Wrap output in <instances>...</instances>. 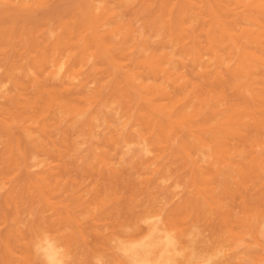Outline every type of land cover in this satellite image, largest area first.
Returning a JSON list of instances; mask_svg holds the SVG:
<instances>
[{
  "label": "rangeland",
  "instance_id": "1",
  "mask_svg": "<svg viewBox=\"0 0 264 264\" xmlns=\"http://www.w3.org/2000/svg\"><path fill=\"white\" fill-rule=\"evenodd\" d=\"M17 1H19V2H17ZM35 1H38V0H0V24L2 25H0L2 28H0V30H2V33H3V36H4V38L5 39H3V36H2V33H1V31H0V41H2V42H0L1 44H0V75L1 76H3V77H5V79L7 80H4V78H2V77H0V80H1V78L3 79V81L1 82L0 81V114L1 113H4V115L1 117L0 116V151L2 150V152H0V163L2 162V165H0V167H2V168H0V174H1V176H0V201H1V203H0V225L2 224L3 225V222H6L3 226L1 225L0 226V236H1V238H0V247H1V249H4L6 246H8V247H6L3 251L0 249V262L2 263H4V264H8V263H11V264H20L19 263V261L18 260H20L21 258H20V256L22 257V258H24V259H22L21 261H22V263L21 264H25V262H23V261H26L27 260V262H26V264H35V261H36V264H50L49 262H48V260H47V258L46 259H43V255H46V253H44V252H46V251H44V250H46V248H48V247H52L54 250H55V252H56V248L58 249L57 250V252H56V255L57 254H59L58 252H61L58 256L60 257H62V256H64V258L65 259H63L62 260V258H57V260L59 259V260H61L60 261V263L57 261V262H55L56 264H84L83 262H86L85 264H106V262H107V264H121V263H123V264H133V259L131 258V257H129V254L130 253H128V251L125 249V245H126V243H127V245L126 246H128V244L129 245H134L133 243H137V242H144L145 240H146V237L149 235V234H152V236H153V234H154V237H153V247H152V251H153V255H157V252H159L158 253V255L161 253L160 251H161V245L163 244V243H165L166 241H169V240H171V241H169V242H171V244H173L174 242H173V240H175V244L177 245V246H174V247H172L171 246V250H172V255H173V253H174V255L172 256L171 255V260L173 261V259L175 258H177L176 260L174 259V261L175 262H173V264L174 263H176L177 262V264H178V262H179V264H180V262L182 261V260H184V261H182V263L181 264H184L185 262V264H200L199 262H201L202 263V261L204 260V261H207L208 263H206V262H203V264H209L210 262H212V263H210V264H219V262H221L222 264H224V262H225V264L226 263H228V260L229 259H232V260H230L229 261V263L228 264H236L237 262H236V260L238 261V263L237 264H241V263H243V264H253V261H255V262H258V261H260V262H258L259 264H264V258H263V256H264V230L262 231V229H263V227H264V206H262V204L264 205V200L262 199V197L264 198V157L262 158L261 157V155H263L264 156V141H262V142H260V141H257V140H261V138L263 137V136H261V134L264 132V51H262L261 49H263V48H260V47H264V43H263V41H264V20H262V19H264V0H262V2H261V0H242V1H240V0H224V1H222L223 3L226 1L228 4H226V5H224L223 6V3L220 1V0H214V2H213V0H211V1H209V0H200V2H199V0H188L189 1V4H190V2H191V7H190V5L188 4L187 5V0L185 1V0H181V3H182V1H183V3H182V6H181V3H180V0H172V1H174L172 4L170 3V1L171 0H169L168 2H167V0L165 1V0H144L145 2H143V0L142 1H138V0H128V1H130V2H133L134 4H131V3H128V1H126V3L124 2V0H122V1H119L118 2V0H116V2H117V5H119V6H116V5H114V4H116V2H115V0L114 1H111V2H109V4H110V7H111V5H112V3H113V5H114V7H113V5H112V8H110V7H108V3L106 2L107 0H54V2L55 1H58V2H55V5H54V2H52L51 0H39L38 2H40V4H41V6L39 7L38 6V2H36L35 3ZM44 1H46V3L49 5L48 7H44V6H47V4L46 3H41V2H44ZM74 1V2H73ZM80 1H82L80 4H77V3H79ZM99 1V2H98ZM106 2L105 4H101L100 2ZM110 1V0H109ZM151 1H153V2H151ZM160 3H162V4H160L161 5V8H160V5H159V2ZM164 1H165V3H164ZM171 1V2H172ZM196 1H198V2H196ZM216 1H220L221 2V5L222 6H220L219 5V2L217 3ZM243 1H244V3H243ZM249 1V2H248ZM21 2V3H20ZM24 2V3H23ZM26 2V3H25ZM27 2H29V4L27 3ZM64 2H66V3H64ZM69 2V3H68ZM121 2V3H120ZM141 2V3H140ZM151 2V3H150ZM195 2V3H194ZM202 2H203V4H202ZM209 2H210V4L212 5H209ZM212 2V3H211ZM225 2V3H226ZM260 2H261V4H260ZM12 3V4H11ZM19 3V4H18ZM31 3V4H30ZM53 5H52V4ZM59 5H58V4ZM72 3V4H71ZM137 3V5L138 4H140V5H138L136 8H135V4ZM145 3H147V4H145ZM148 3H149V5H148ZM154 3H156L155 5H157V3H158V5H159V7H158V5H157V7L155 6V5H153ZM168 3V4H167ZM176 3V4H175ZM197 3H199V4H202V5H197V7L194 5V4H197ZM215 3V5H213ZM224 3V4H225ZM230 3V4H229ZM239 3V4H238ZM240 3L242 4L241 6L244 8V11L243 12H245V13H243L242 12V10H243V8L240 6ZM249 3H250V5H251V3H253L255 6H256V8H255V6L253 7V4L250 6L249 5ZM3 4V5H2ZM5 4V5H4ZM37 4V5H36ZM50 4H51V6H50ZM67 4H69V5H67ZM124 4V5H123ZM126 4V5H125ZM150 4H151V6H150ZM185 4V5H184ZM231 4H233V5H231ZM260 4V5H259ZM8 5V6H7ZM34 5V6H33ZM128 5V6H127ZM134 5V6H133ZM141 5H142V7H141ZM165 5V6H164ZM179 5V6H178ZM228 5V6H227ZM1 6L4 8V9H2L1 8ZM36 6H38L37 8H36ZM57 6H58V8H57ZM73 6V8H71ZM87 6V7H86ZM102 6V7H101ZM117 8H116V7ZM169 6V7H168ZM205 6H207V8L209 9L210 8V6L214 9V11L216 12H210V11H212L211 9H209L210 11H208L207 10V8L205 7ZM230 6V7H229ZM234 6V7H233ZM236 6V7H235ZM245 6V7H244ZM246 6H248L247 7V10H245L246 9ZM250 6V7H249ZM9 7L10 8H12V9H9ZM34 9H33V8ZM56 7V9H53V8H55ZM64 7V8H63ZM65 7H66V9H65ZM69 7V8H68ZM77 7H79V8H77ZM81 7V8H80ZM84 7L86 8V10L84 9ZM99 7L101 8V9H99ZM107 7V8H106ZM120 7H123V8H125V7H127V8H125L124 10H122ZM134 7V8H133ZM149 7V8H148ZM150 7H151V10H152V12H151V10H150ZM166 8V9H164V8ZM173 7V8H172ZM178 7V8H177ZM182 7H185L184 8V10H183V8ZM198 7H200V10H201V8L203 9V10H198L199 8ZM219 8V9H216V8ZM220 7H223L222 9L220 8ZM225 7V8H224ZM227 7V8H226ZM233 9H232V8ZM238 7V8H237ZM241 7V8H240ZM7 8V9H6ZM21 8H23L24 10H22ZM96 8V9H95ZM103 8H105V9H103ZM110 8V9H109ZM114 8V10H112ZM130 8V9H129ZM133 8V10H131ZM142 8V9H141ZM158 10H157V9ZM170 8V9H169ZM236 8V9H235ZM239 8H240V10H239ZM254 10H253V9ZM261 8V9H260ZM9 9V10H8ZM27 9V10H26ZM58 9H59V11H58ZM80 9V10H79ZM90 9V10H89ZM91 9H94V10H92L91 11ZM103 9V10H102ZM106 9H108V10H106ZM115 9L116 10H118L119 9V13L118 12H116L115 11ZM121 9V10H120ZM134 9H140L141 10V12H138V10H134ZM167 9H169V11L167 10ZM185 9H186V11H188L187 13H185L186 11H185ZM196 9V10H195ZM206 9V10H205ZM226 9V10H225ZM232 9V10H231ZM235 9V10H234ZM249 9V10H248ZM252 9V10H251ZM256 9H260V10H256ZM2 10V11H1ZM6 10V11H5ZM41 10V11H40ZM43 10H44V12H43ZM48 10V11H47ZM55 10V11H54ZM96 10H98L99 12L98 13H96ZM101 10V11H100ZM131 10V11H130ZM139 10V11H140ZM160 10H163L162 12L160 11ZM171 10V11H170ZM173 10V11H172ZM180 10H182V11H180ZM224 11V12H226V13H222V11ZM238 11V14H237V11ZM253 11V12H251V11ZM8 11H10L9 13H7ZM60 11H61V13H60ZM90 11H91V13H90ZM103 11V12H102ZM110 11H112V13L109 12ZM123 13H122V12ZM129 11L130 12H134L132 15L133 16H131V13L129 14ZM158 11H160V12H158ZM167 11V12H166ZM177 11V12H176ZM179 11V12H178ZM184 11V12H183ZM198 11H200L201 12V14L202 15H200V12H198ZM203 11V12H202ZM231 11H234L232 14H231ZM256 11H260V13L263 15H259V12H258V14H257V12ZM263 11V12H262ZM14 13L15 12V14L13 15V14H10V13ZM53 14H52V13ZM82 12V13H81ZM110 14H108V13ZM126 12H128V14L127 15H123L124 13H126ZM165 12V14H163ZM173 12V13H172ZM185 13L186 14V16H188L187 17V19H185V15L183 14V13ZM204 12H206V13H204ZM207 12H209V14L207 13ZM229 12V13H228ZM249 12V13H248ZM7 13V14H6ZM32 13L34 14V16L32 15ZM44 13H46V14H44ZM47 13H48V16H47ZM118 13V14H117ZM138 13V14H137ZM148 13H149V15L150 16H148ZM156 13V14H155ZM173 15H175V16H177V18L175 19V16H173ZM204 13V14H203ZM228 13V14H227ZM236 13V14H235ZM241 13V14H240ZM255 13V14H254ZM5 14V16H3ZM52 14V15H51ZM89 14V15H88ZM96 14V15H95ZM99 14V15H98ZM112 14V15H111ZM120 14V15H119ZM155 14V15H154ZM162 14V15H161ZM178 14H180V15H178ZM194 14V15H193ZM218 14V15H217ZM220 14V15H219ZM224 14V15H223ZM226 14V15H225ZM234 14V15H233ZM239 14H240V16H239ZM254 14V15H253ZM7 15V16H6ZM26 15H27V17H26ZM38 15H40V16H38ZM73 17L74 18V16H75V18L73 19H71V17ZM93 15V16H92ZM98 15V16H97ZM116 15H117V17H119V16H121V15H123V16H121V17H119V18H117L116 17ZM119 15V16H118ZM138 15V16H137ZM231 15V16H230ZM239 17H238V16ZM244 17H243V16ZM254 17H256L257 18V16H258V20L256 19V18H254ZM30 16V17H29ZM44 16V17H43ZM84 16L86 17V19L84 18ZM100 16V17H99ZM111 16V17H110ZM135 16V17H134ZM137 16V17H136ZM152 16H155V17H152ZM165 17V18H161V17ZM180 16V17H179ZM181 16H183L182 18H181ZM200 16H201V18H203L204 20L205 19H207V20H205L204 22H202L201 23V21H203V19H201L200 18ZM207 16H210V18L209 17H207ZM211 16H212V18H211ZM215 16H217L216 17V19H214L215 18ZM218 16H220V18H222L223 16H224V18H222V19H220L219 18V20H218ZM225 16H226V18H227V21H226V23H225V21L224 20H226V18H225ZM227 16H230V17H227ZM237 16V17H236ZM242 16V17H241ZM247 17V19H245L246 17ZM251 16L254 18H251ZM35 17V18H34ZM37 17V18H36ZM67 17H68V19H69V21H67ZM94 17V18H93ZM96 17V18H95ZM101 17H103V18H101ZM108 17V18H107ZM113 17V18H112ZM123 17V18H122ZM131 17L132 18H134L133 20H131ZM139 17L141 18V23L140 22H138V20L140 21V19H139ZM189 17H191L190 19L191 20H189ZM204 17H206V18H204ZM232 17V18H231ZM11 18V19H10ZM21 18V19H20ZM39 18V19H38ZM42 18V23H41V21H40V19ZM44 18H46V20H44ZM49 18V19H48ZM78 18H81L80 20H79V22H80V24H79V22L78 23H76V21H78ZM82 18H83V20H85V21H83L82 20ZM91 18H92V21H91ZM100 18H101V20H100ZM105 18V19H104ZM112 18V19H111ZM115 18V19H114ZM129 18V20L128 21H126L127 19ZM144 18H147V21H146V19H145V21H144ZM230 18V19H229ZM259 18H260V22H259ZM6 20V22L4 21V22H1V20ZM10 19V20H9ZM14 20V21H11V20ZM16 19V20H15ZM30 19V20H29ZM36 19V20H35ZM109 19V20H108ZM117 19V20H116ZM119 19V20H118ZM162 19V20H161ZM194 19V20H193ZM200 19V20H199ZM209 19H210V21H209ZM211 19H214V21L215 20H218L217 22V24H216V21L213 23V25H212V23H211V25H212V29L214 28L215 30H216V32L214 31V33H215V35H216V38L218 37V38H221V39H219L220 40V43H221V40H222V42L224 41V42H226L227 40H228V45H227V42L226 43H221L222 44V46H221V44L219 45V40L218 39H216L215 37H214V33L213 32H211L212 31V29L210 28V22H211ZM229 19V20H228ZM22 21V22H18V21ZM25 20V21H24ZM31 20H33V22L31 21ZM72 20V21H71ZM159 20H161V21H159ZM184 20H186V21H184ZM234 20L237 22V21H239V23L237 22V23H235L234 22ZM248 20H251L249 23L250 24H248V23H246V21L248 22ZM17 23H16V22ZM65 21V22H64ZM83 21V22H82ZM87 21V22H86ZM95 21V22H94ZM100 21V22H99ZM102 21V22H101ZM106 21V22H105ZM126 21V22H125ZM137 21V22H136ZM181 21V22H180ZM209 23V26L207 25V27H206V25L205 24H208L207 22ZM220 21V22H219ZM244 21V22H243ZM252 21H254L255 23H253V24H255L256 25V27L254 28V27H252ZM16 24H18V25H16ZM26 22H28V23H26ZM32 24H30V23ZM36 22H39V23H36ZM63 22V23H62ZM71 22H72V24H71ZM86 22V23H85ZM92 22V23H91ZM93 22H94V25H93ZM106 24L107 23V25H105L104 23ZM120 22H122L121 24H120ZM124 22H125V24H124ZM129 22V24H127ZM155 22V23H154ZM176 22V23H175ZM206 22V23H205ZM213 22V21H212ZM222 22V23H221ZM11 23V24H10ZM22 25H21V24ZM28 24V26L26 25V24ZM33 23H34V25H33ZM67 23V24H66ZM70 25H69V24ZM74 23V24H73ZM83 23V24H82ZM137 23H138V25H139V27H142L143 28V30L145 31H143L141 28H139V27H137L138 25H137ZM185 23V24H184ZM225 23V24H224ZM229 23H230V25L231 26H229ZM234 23V24H233ZM243 25H242V24ZM78 26H77V25ZM96 24V25H95ZM98 24H100V30H101V32L100 33H102V30H103V32H105V31H108V32H105V33H102V35L100 34L99 35V32H98V35L100 36H98L97 38H96V41L98 42V41H100L98 44H97V42H95L94 43V41H95V37H94V40L89 36V35H87V36H85V34L88 32V33H90V30L91 29H89L88 27H97V30H99V25ZM112 24V25H111ZM119 24V25H118ZM147 25V29L145 28L146 27V25ZM168 24H169V26H170V28L168 27ZM172 24H174L173 26H171ZM179 24H181L180 25V27L181 28H179ZM201 24L202 25H204L203 27L201 26ZM216 24V25H215ZM220 24H222V25H220ZM248 24V27H250V25H251V28L253 29H249L248 27L247 28H245L246 27V25ZM5 25H7V27L5 26ZM8 25H10V26H8ZM11 25H12V27H11ZM20 25V27H21V29L19 30V28L20 27H17V26H19ZM64 25V26H63ZM68 26V28H67V26ZM71 25H73L72 27H70ZM75 25V26H74ZM82 25V26H81ZM85 25V26H84ZM88 25V26H87ZM90 25V26H89ZM92 25V26H91ZM104 25L105 26H107V27H109V28H105L104 27ZM109 25V26H108ZM125 25V26H124ZM133 25H135L136 27H137V29H136V27L135 26H133ZM178 25V26H177ZM220 25V26H219ZM255 25H253V26H255ZM260 27H259V26ZM261 25H262V27H261ZM25 26H27V28L25 29ZM30 26H31V28H30ZM35 26V27H34ZM36 26H38V27H36ZM42 26V27H41ZM66 26V27H65ZM128 26V27H127ZM145 26V27H144ZM200 28V26H201V29H199L198 27ZM215 26V27H214ZM218 26V27H217ZM222 26V27H221ZM244 26V27H243ZM5 27V28H4ZM8 27H11L12 29H13V31H14V33L13 32H11V28H10V31L8 32V30H9V28ZM29 27V28H28ZM43 27H44V29H43ZM73 27L75 28V29H73ZM110 27H111V29H110ZM119 27V28H118ZM135 27V28H134ZM209 27V28H208ZM219 27L221 28V29H219ZM225 27V28H224ZM230 27H231V29H233V34H232V36L230 37V34L232 33L231 32V30H230ZM260 29H259V28ZM8 28V30H3V29H7ZM18 28V29H17ZM36 28H38V29H36ZM42 28V29H41ZM54 28H56V29H54ZM58 28V29H57ZM85 28V29H84ZM104 28V29H103ZM121 28V29H120ZM123 28V29H122ZM129 30H128V29ZM130 28L132 29V31L130 30ZM138 28H139V31H137L138 30ZM157 28V29H156ZM168 28V29H167ZM173 28V29H172ZM174 28H175V30L176 31H174ZM207 29V30H205V29ZM228 28V29H227ZM33 29V30H32ZM67 29L69 30L68 32H66V34L65 35H63V33H65V31H67ZM119 31H118V30ZM136 29V30H135ZM146 29V30H145ZM200 31H199V30ZM203 29H204V32H203ZM223 29V30H222ZM255 29V30H254ZM256 29H258L257 30V32H256ZM18 30V31H17ZM23 30H25V32H27V33H24V31ZM37 30H39L38 31V33H37ZM73 30V31H72ZM80 30H81V33H80ZM85 30V31H84ZM112 32H110V31ZM114 30V31H113ZM125 30H126V35L127 36H123V34L125 35ZM134 30V31H133ZM148 30V31H147ZM185 30V31H184ZM193 30H195V31H199L200 32V35H199V32H195V31H193ZM225 30V31H224ZM251 30V31H250ZM261 30H263V31H261ZM23 31V32H22ZM33 31H34V33H33ZM76 31H78V34H77V32ZM118 31V32H117ZM123 33H122V32ZM135 31H137V32H135ZM142 31V32H141ZM162 31H163V33H162ZM166 31V32H165ZM180 31L181 32H185L184 34L183 33H180ZM237 31V32H236ZM4 32H6V33H4ZM7 32H8V34H9V36H8V34H7ZM20 32H22L20 35H24V36H20L19 35V33ZM72 32V33H71ZM75 32H76V34H75ZM132 32H134V34L132 33ZM140 32V33H139ZM172 32H174V34L176 35H174ZM176 32V33H175ZM188 32V33H187ZM203 32V33H202ZM207 32H210L209 34H210V37H211V35H213L211 38L208 36V38H206L207 37V35H204V33L205 34H207ZM218 32H219V34H218ZM223 32H225L224 34H223ZM230 33V34H228V33ZM238 34V35H236V33ZM247 32L250 34V32H251V36L249 35V34H247ZM260 32V33H259ZM11 33V34H10ZM12 33H13V35H12ZM43 33V34H42ZM70 33L72 34L71 36H76V38H74V37H70ZM84 33V34H83ZM87 33V34H88ZM117 33V34H116ZM119 33V34H118ZM120 33L122 34L121 35V37H120ZM138 33V34H137ZM147 33V34H146ZM188 34V36H187V39L185 38L186 36H185V34ZM194 33H196V35L194 34ZM257 33V34H256ZM258 33H259V35H262V36H260L259 37V35H258ZM27 34H29L28 36H27ZM41 34V35H40ZM44 34H46V35H44ZM62 34V35H61ZM75 34V35H74ZM108 34V35H107ZM111 34V35H110ZM114 34H115V36H114ZM146 34V35H145ZM174 35V36H170V35ZM208 34V35H209ZM10 35H12L11 37H10ZM14 35H16V38H15V36ZM17 35H18V37L19 38H17ZM83 35L85 36L84 38H83ZM103 35H104V37H103ZM105 35H106V37H108V38H106L105 37ZM117 35V36H116ZM147 36V37H145V36ZM161 35V36H160ZM180 35H181V37H180ZM218 35V36H217ZM221 35V36H220ZM234 35V36H233ZM240 35V36H239ZM242 35V36H241ZM244 35H245V37H244ZM248 35H249V37H250V40L252 41L253 39L255 40V41H252V42H249V40H246V39H249L248 38ZM258 35V36H257ZM42 37V38H40V37ZM67 36V37H66ZM79 36H80V38H79ZM119 36V37H118ZM123 36V37H122ZM151 36H153V37H151ZM169 36V37H168ZM179 36V37H178ZM201 36H203L204 38H202ZM223 36V37H222ZM235 36H237V37H235ZM39 37V38H38ZM87 37H88V39H87ZM198 37V38H197ZM201 37V38H200ZM226 37V38H225ZM252 37H256V38H253L252 39ZM257 37H258V39H257ZM9 38L11 39V41L12 42H10V40H9ZM25 38V39H24ZM34 38V39H33ZM64 38H67V40L66 39H64ZM70 38V39H69ZM79 38V39H78ZM100 38H103V39H101V40H99ZM105 38V39H104ZM115 38H117V39H115ZM147 38V39H146ZM186 40H185V39ZM196 38L198 39V41L196 40ZM229 38V39H228ZM237 38H239V39H237ZM244 38H246V39H244ZM1 39H3V40H1ZM16 39V40H15ZM17 39H18V41H17ZM63 39H64V41H63ZM72 39H74V40H72ZM86 39V40H85ZM90 39V41H87V40H89ZM91 39L93 40V42L92 43H90L91 42ZM163 39V40H162ZM180 39H184V41H180ZM204 39V40H203ZM207 39V40H206ZM211 40V41H209V40ZM215 39V40H214ZM224 39V40H223ZM233 39V40H232ZM234 39L236 40V41H234ZM4 40H6V41H4ZM8 40H9V42H8ZM15 40V41H14ZM23 40V42H24V44H23V42L22 43H20L21 41ZM32 40V41H31ZM106 40H109L108 42H110V45H108L109 43L106 41ZM127 40V42H125ZM132 40V41H131ZM150 40V41H149ZM217 40V41H216ZM244 40H246V41H244ZM20 41V42H19ZM43 41H47V42H43ZM68 41H71V43L70 42H68ZM75 41V42H74ZM79 41V42H78ZM83 41L85 42V43H83ZM131 41V42H130ZM145 41V42H144ZM148 41V42H147ZM159 41H160V43L161 44H159ZM203 41H205V42H203ZM208 41V42H207ZM260 41V42H259ZM5 42V43H4ZM25 42H26V44H25ZM30 42H33V47H34V45H35V48H33V49H30V48H32L31 47V43ZM34 42H35V44H34ZM62 42V43H61ZM65 42H68L67 43V46L69 47H67L66 46V44H63V43H65ZM78 42V43H77ZM88 42H89V44H94L93 45V47H92V45H89L88 44ZM133 42V43H132ZM195 42H196V44H198L199 42H201V43H199L200 44V47L197 45V48H196V45H195ZM210 42V43H209ZM217 42V43H216ZM247 43V44H245V43ZM255 44H254V43ZM8 43V44H7ZM15 43V44H14ZM70 43V44H69ZM76 44V47H75V45H72V44ZM80 43L81 44H84V45H80ZM126 43V44H125ZM130 43H132V44H134L133 45V48H132V44H130ZM146 47L147 46V48H145V47H143V45ZM174 43V45H172ZM185 43H187L188 44V46H187V44L185 45V47L183 46L182 47V45H184ZM189 43H190V45H189ZM205 43V44H204ZM214 44V45H212V49L210 48H205L206 46L207 47H211V45L210 44ZM236 43H237V45H236ZM253 43V44H252ZM3 44H5V46H7L8 47V45H9V47H8V51H7V47H5ZM14 44V45H13ZM21 44V45H20ZM22 44H23V47H20V46H22ZM28 44H30V45H28ZM85 44H86V47H85ZM105 46H103V45ZM218 44V45H217ZM244 44V45H243ZM250 44H252L253 46L250 48ZM1 45H3L5 48H4V50H1V49H3V46H1ZM62 45V47H60ZM80 47H82V48H78L79 46ZM88 45V46H87ZM99 45V46H98ZM100 45H102V46H100ZM151 45H153V46H151ZM157 45V46H156ZM161 47H160V46ZM194 45H195V47H194ZM202 45H206L205 47H203ZM225 45H227L226 47H224ZM236 45V46H235ZM241 45H243V46H245V47H243L242 46V48L240 47ZM260 46V47H258V46ZM13 46V47H12ZM15 46L16 47H18L17 48V51H15L16 49H14L15 48ZM43 46V47H42ZM63 46H65L64 48H63ZM155 46V50L153 51V47ZM159 46V47H158ZM166 46V47H165ZM222 47V48H219V47ZM60 47V48H59ZM67 47V49H68V52H67V49H65ZM71 47H72V49H71ZM73 47H75L74 49H75V52H73L74 51V49H73ZM84 47V48H83ZM95 47V48H94ZM97 47V48H96ZM100 47V48H99ZM102 47V48H101ZM129 47V48H128ZM164 47V48H163ZM180 47H182L183 49L181 50V51H179L181 48ZM204 48V49H202V48ZM214 47V48H213ZM215 47H218L219 48V50H221V51H219V50H217L218 48H215ZM227 47H230L231 48V51H229L230 50V48H227ZM239 47L242 49H240L239 50ZM249 47V48H248ZM254 47V48H253ZM255 47H256V50H255ZM258 47V48H257ZM22 48H23V50H22ZM27 48V49H26ZM29 48V49H28ZM44 49V51H43V49ZM77 48V49H76ZM89 50H88V49ZM96 49L95 51L94 50H92V51H90V49ZM131 48V49H130ZM152 48V49H151ZM157 48H158V50L160 51H158L157 50ZM161 48H163V50L161 49ZM187 48V49H186ZM188 48H189V51H188ZM201 48V49H200ZM247 48L250 50H247ZM253 48V49H252ZM260 48V49H259ZM64 49V50H63ZM79 49H82V51L84 52L85 50V53H83L82 51H80ZM143 49V50H142ZM146 49V50H145ZM150 49H151V52H149L150 51ZM164 49H165V51H164ZM167 49H169V50H167ZM172 49V50H171ZM177 49H179L178 51H177ZM198 49V50H197ZM199 49H200V53H199ZM206 49H208V50H206ZM223 49V50H222ZM224 49H227V52H225L224 51ZM246 49V50H245ZM19 50H21V51H23V53H24V56L22 55V52L21 51H19ZM30 52H32L33 53V51L34 50H36L35 51V53H28V51ZM48 50V52H46ZM50 50V51H49ZM61 50V51H60ZM64 52H63V51ZM126 50V51H125ZM128 50H130L129 52H128ZM166 50H167V52H166ZM171 50V51H170ZM184 50H187V52H188V54H185V51ZM195 50H197V51H195ZM204 50V51H203ZM211 50V51H210ZM217 50V51H216ZM10 51V52H9ZM12 51H15L14 53H12ZM59 51H60V53H59ZM71 51V52H70ZM82 52L83 54L81 55V53L80 52ZM97 51V52H96ZM100 51V52H99ZM102 51V52H101ZM123 51V53H121V52ZM141 51H143L144 53L143 54H141L142 52ZM146 51H148V52H146ZM218 51H219V53H218ZM231 53V54H228V56H226L227 58H229V59H226V57H224L227 53H229V52ZM240 51V52H239ZM251 51H252V53H251ZM65 53V54H63V53ZM73 52V53H72ZM77 52H79V54L77 53ZM88 52H90V53H88ZM93 54H95L96 56H97V59L95 58L96 56L95 55H93ZM145 52H146V54H145ZM159 52V53H158ZM172 52H174V54H175V52L178 54V57H177V55H174L173 56V54H172ZM183 52H184V54H183ZM197 52V53H196ZM204 52H205V54H204ZM225 52V53H224ZM242 52V53H241ZM254 52V53H253ZM256 52V53H255ZM16 53V54H15ZM47 53V55H44V54H46ZM72 54V56H74L76 59H74V57H69V55H71ZM102 53V54H101ZM105 53V54H104ZM121 53V54H120ZM125 53V54H124ZM151 53V54H150ZM171 53V54H170ZM180 53H182V55L181 56H183L184 55V57H180ZM198 54V57L199 56H201L202 55V57H203V55H204V57H205V55H207L206 53H208V56H206V58H197V55L196 54ZM203 53V54H202ZM216 53H218V54H216ZM237 53H241V55H242V57H241V55L240 54H237ZM243 53H251L252 55V57L255 59V60H253V58H250L251 56L249 55V54H247V55H244ZM257 53H259V55L257 54ZM9 56H8V55ZM26 54H29V55H26ZM36 54V55H35ZM59 54V55H58ZM74 54V55H73ZM104 54V55H103ZM116 54V55H115ZM127 54V55H126ZM128 54H131V55H128ZM133 54V55H132ZM134 54H135V56H134ZM147 55L146 57H145V55ZM153 54V55H152ZM168 54V55H167ZM210 54V55H209ZM260 54L262 55V57H260ZM11 55H13L12 57H11ZM48 55H49V57L51 58H49V61H47V58H48ZM65 57H64V56ZM67 55V56H66ZM76 55V56H75ZM77 55H79L78 57H77ZM112 55H115V57L114 56H112ZM123 55H125V56H123ZM151 55V56H150ZM156 55V56H155ZM157 55H159L158 57H157ZM188 55V56H187ZM196 55V59L195 60H193L192 61V59L193 58H195L194 56ZM212 55V56H211ZM218 55V56H217ZM220 55V56H219ZM237 55H239L238 57H237ZM250 57H249V56ZM258 57V58H256V56ZM44 56H46V57H44ZM53 56V57H52ZM59 56H62V58H60ZM82 56H84V58H82ZM90 58H88V57ZM95 56V57H94ZM107 58V56L109 57V58H105V57ZM120 56H123L122 58H119ZM130 56V57H129ZM132 56H134V57H132ZM139 56V57H138ZM148 56H150L149 58V60L150 61H148V63H147V58H148ZM152 56H154L153 57V59H151L152 58ZM162 56V57H161ZM166 56H168V57H166ZM185 56H186V58H185ZM230 56V57H229ZM246 56H248V57H246ZM17 57V58H16ZM24 59H23V58ZM37 57V58H36ZM69 57V58H68ZM79 57L81 58V59H83L84 61L82 62V63H80V62H78L80 59H79ZM93 57H94V60H96L97 61V63H96V61H94L93 60ZM98 57H102L103 59H100V58H98ZM118 57V58H117ZM129 57V58H128ZM136 57H138L137 59H136ZM142 57H144V58H142ZM173 57V58H172ZM207 57H208V59H207ZM18 58H22L20 61L21 62H18L19 61V59ZM67 58V59H66ZM72 58L74 59V61L72 60ZM116 58V59H115ZM126 58H128V60L126 59ZM156 58V59H155ZM166 58V59H165ZM168 58V59H167ZM244 58H246V59H244ZM259 58H261L262 60H263V62H262V60H259ZM15 59V60H14ZM16 59H18V61H16ZM34 59V60H33ZM65 59H66V61H65ZM79 59V60H78ZM88 59V60H87ZM115 60V62H114V60ZM119 59V60H118ZM135 59V60H134ZM138 59H140V61L138 60ZM141 59H143V61H141ZM144 59H146V60H144ZM190 61H188V60ZM199 59V60H198ZM207 59V60H206ZM215 59H219V61L217 60V64H216V60ZM226 59V60H225ZM236 59H242V61L241 60H236ZM8 60H12V62H10V61H8ZM59 60H61V61H59ZM67 60H68V63H65V62H67ZM76 60H78V61H76ZM99 60H100V62H101V67L103 66L104 68L106 67V69H104V68H102L103 70V74H101L102 72L100 71L101 70V68H100V66H99V64H100V62H99ZM104 60V61H103ZM117 60V61H116ZM124 62H123V61ZM126 60V61H125ZM153 60V61H152ZM158 60H160V62L159 63H156V61H158ZM183 60V62H186V60H187V62L186 63H182L183 64V66H184V68H185V70H187L186 72H184L185 70L182 68L183 66H182V64H179V63H181V61ZM207 62H206V61ZM246 60V61H245ZM251 61L250 63L252 64V65H254V66H252L251 64V68H252V71H251V68L248 66L249 65V61ZM29 61V62H28ZM52 61V62H51ZM58 61V63H57V65H56V62ZM65 61V62H64ZM103 61V62H102ZM106 61V62H105ZM107 61H109V62H107ZM133 61V62H132ZM154 61H155V63H154ZM176 61L178 62V63H176ZM192 61V62H191ZM229 61V62H228ZM237 61L240 63H237ZM245 61V62H244ZM256 61V62H255ZM261 63H260V62ZM10 62V63H9ZM28 64H27V63ZM48 62H50V63H48ZM62 62L64 63V64H62ZM69 62L71 63V67H70V64H69ZM76 64L77 62V65H75L74 63ZM86 62V63H85ZM123 62V64H121ZM130 62H131V64H130ZM135 62H137V63H141V65H144L145 64V66H143V67H141V65H140V68H139V64H136ZM149 62H151V63H149ZM163 62H165L163 65H161V63H163ZM218 62H219V64H218ZM224 62H227L226 64L224 63ZM236 62V63H235ZM248 62V63H247ZM9 63V64H8ZM11 63H13L12 65H14L15 67H13L12 65L10 66V64ZM31 65H30V64ZM120 63V64H119ZM127 63V64H126ZM133 63H135L136 65H137V67L135 66V64H133ZM147 63V64H146ZM153 63V64H152ZM191 63H192V65H191ZM194 63L196 64L195 65V67H197L196 69L194 68ZM205 63H208L207 65H208V67H209V69H208V67L205 65ZM221 63V64H220ZM246 63V64H245ZM257 63V64H256ZM40 64V65H39ZM60 64H62V65H60ZM72 64H74L75 66H81V69L82 70H80V68H78V67H74V65H73V67L75 68V69H72L73 67H72ZM83 64V65H82ZM84 64H86L85 66H84ZM95 67H92V65ZM96 66H95V65ZM105 66H104V65ZM111 64V65H110ZM156 66H155V65ZM176 64H178L179 66H180V68H181V71L183 70V72L181 73V71H179L178 69V65H176ZM185 64V65H184ZM190 64V65H189ZM201 66H200V65ZM224 64H225V66H224ZM231 64L233 65V66H231ZM49 67H48V66ZM64 65V66H63ZM69 66L70 68H71V70H70V68H68L67 66ZM90 65H91V67H90ZM98 65V66H97ZM107 65H108V67H109V65H110V67L108 68L107 67ZM116 65V66H115ZM117 65H118V67H117ZM127 65V66H126ZM130 65V67L132 68H130V67H128ZM148 65V66H147ZM154 65V66H153ZM174 65H176V69H174L175 68V66ZM202 65L203 66H205L204 68H206V69H208V70H206V72H204V73H206V74H204L203 72H200V71H202L201 69H203L204 70V68L202 67ZM217 65L218 66H220L219 68H218V70L217 69H215V68H217ZM222 65V66H221ZM229 65V66H228ZM237 65H239V66H237ZM244 65V66H243ZM20 68H23V69H19V67ZM55 66V67H54ZM125 66V67H124ZM161 66H162V68H161ZM190 66V67H189ZM199 66V67H198ZM232 67L231 69L232 70H234L233 72L232 71H229V70H231L229 67ZM17 67V68H16ZM83 67V68H82ZM87 67H89V68H87ZM99 67V68H98ZM114 67V68H113ZM127 67V68H126ZM154 68V69H152V68ZM157 67V68H156ZM173 67V68H172ZM186 67H188V68H186ZM201 67V69L199 70L198 68H200ZM226 68V70L228 71H226L225 70V68ZM227 67L229 68V69H227ZM239 68V70L241 69L242 71L241 72H239V70H237L238 68ZM241 67H243V69L241 68ZM245 67V68H244ZM246 67H248V68H246ZM255 69H254V68ZM63 68H64V70H63ZM68 68V70H70L71 72H69V73H73V75L71 76V74H69V73H65V69H67ZM76 68L77 69H79V71H77L76 70ZM113 68V69H112ZM129 68V69H128ZM134 68H139L140 69V71H144L145 69L147 70L144 74L142 73L141 74V72L139 71V69H134ZM144 68V70H142V69ZM159 68V69H158ZM165 68V69H164ZM167 68H169V69H167ZM170 68H171V72H172V74H169V73H171L170 72ZM194 69L195 70V72H193L192 74L193 75H191V72L190 71H194L193 69L192 70H190V69ZM12 69V70H11ZM25 69V70H24ZM27 69V70H26ZM31 69V70H30ZM49 69V70H48ZM54 69V70H53ZM61 69L64 71H61ZM91 70V71H89V70ZM98 69V70H97ZM127 69V71H125ZM165 71H163V70ZM222 69H223V71H222ZM245 69V70H244ZM259 69V70H258ZM34 72H33V71ZM37 70V71H36ZM47 70V71H46ZM51 70L54 72H51ZM75 70V71H74ZM87 70V71H86ZM97 70V71H96ZM111 72H110V71ZM128 70H129V73H131V74H129V73H127L128 72ZM135 72H134V71ZM162 70V71H161ZM169 70V71H168ZM176 70V71H175ZM215 70V71H214ZM219 72V73H216L217 71ZM236 70L238 71V73L239 74H237V72H236ZM253 70H258V71H260V73H262L261 75L259 74V72L258 71H255V73L256 74H253L254 73V71ZM262 70V71H261ZM17 71H19L18 73H17ZM32 71V72H31ZM39 71V72H38ZM42 71V72H41ZM43 71H44V73H46V74H44L43 73ZM76 71H77V75H76ZM81 71V72H80ZM105 71H106V73H105ZM115 71H117V72H115ZM152 71H154L153 73H152ZM157 71V72H156ZM161 71V72H160ZM198 71V72H197ZM214 71V72H213ZM224 71H226L227 72V74H229V75H236L235 77H233V78H236V79H232V77H230V80H228L229 79V77H228V75H227V77H226V75H225V77H224V74H226V72H224ZM244 71V72H243ZM248 72V74H246L247 72ZM3 72H6V73H3ZM36 72H38V73H36ZM49 72H50V74H49ZM79 72V73H78ZM95 72H96V74H95ZM110 72V73H109ZM125 72V74H123ZM137 72L138 73H140V74H138L137 75ZM148 72H149V74H151V75H148ZM175 72H177V74H175ZM179 72V73H178ZM211 72H213L214 73V75L216 76V78H217V76L219 77L218 79H217V81H216V79L214 80V75L213 74H211ZM220 72H222L223 74L221 75V73ZM246 72V73H245ZM13 73H15V75H13ZM19 73H20V75H19ZM23 73V74H22ZM35 73V74H34ZM43 73V74H42ZM86 74V77H85V74ZM122 73V74H121ZM132 73H133V75H132ZM155 73V74H154ZM164 73L166 74V76L164 75ZM174 73V74H173ZM190 73V74H189ZM195 73H199V74H195ZM202 73V74H201ZM232 73H234V74H232ZM257 73L259 74V76L257 75ZM4 74V75H3ZM10 74V75H9ZM16 74H17V76H16ZM22 74V75H21ZM32 74V75H31ZM61 74H69V75H67V76H69L68 78H66L65 76L66 75H64V76H62ZM79 74H80V76L81 77H79ZM82 74H84V75H82ZM101 74L103 77L104 76H107V77H102V76H99V75ZM106 74V75H105ZM126 74H128V78H127V75ZM153 74H154V76L155 77H153L152 78V76H153ZM158 74L160 75V76H158ZM164 75L165 76V78H164V76H162V75ZM168 74H169V78H167L166 79V77H168ZM178 74H179V76H178ZM184 74H185V76H184ZM186 74H188L189 76L187 77L186 76ZM203 75V76H201V75ZM217 74V75H216ZM243 74V75H242ZM11 75H13V77H11ZM24 75V76H23ZM34 75V76H33ZM77 77H76V76ZM110 75H111V79L112 80H110ZM119 75V76H118ZM136 75V76H135ZM139 75H141L142 77H144V76H146V77H144V78H141L142 80L141 81H143V82H138L139 80V78H140V76ZM148 75V76H147ZM173 75V76H172ZM211 75H212V78H213V80L210 78L211 77ZM221 75V76H220ZM246 76L245 77V81L243 80V77L242 76ZM248 75H249V77H248ZM256 75V76H255ZM21 76V77H20ZM71 76V77H70ZM93 76H95V78L93 77ZM132 76H134L135 78H136V80H135V78L134 77H132ZM139 78H138V77ZM172 76V77H171ZM181 76V77H180ZM192 76H193V78H192ZM196 78H198V76L200 77L201 76V79L199 78V79H194L195 77ZM237 76H239V78H240V76L242 77V78H240V79H242V81L237 77ZM252 76V77H251ZM260 76L262 77V78H260ZM10 77L12 78V80L10 79ZM63 77V78H62ZM99 77L101 78V79H99ZM117 77V78H116ZM119 77V78H118ZM121 77H122V79H121ZM124 77V78H123ZM152 78V79H149V81H146V78ZM159 77V79H160V77H161V79H162V81H163V83L159 80V79H157ZM175 77V78H174ZM176 77H177V79H176ZM180 77V78H179ZM187 77V78H186ZM189 77H190V79L192 78V81L189 79ZM204 77V78H203ZM210 79H209V78ZM220 77H222V78H220ZM19 78V79H18ZM26 78V79H25ZM38 78V79H37ZM47 78V79H46ZM83 78L85 79V81L83 80ZM96 78H98V79H96ZM115 78V79H114ZM130 78V79H129ZM134 78V79H133ZM138 78V79H137ZM163 78L166 80V81H164L163 80ZM183 78H184V80H183ZM202 78H203V80H202ZM228 78V79H227ZM247 78H248V82H247ZM253 78V79H252ZM254 78L256 79V80H259V81H257L256 82V80H254ZM16 79V80H15ZM20 79H22V80H20ZM28 79H30L31 80V82L29 83V84H27L30 80H28ZM64 79H65V81H64ZM92 79H96V81L98 82V84L97 85H99L101 88L99 89V86H98V88H95V87H97V85H94L93 86V84H96L95 82L96 81H94V80H92ZM121 79V80H120ZM126 81H125V80ZM145 79V80H144ZM155 79H156V82H155ZM172 79V80H171ZM210 80V81H208V80ZM219 79H224V81L223 82H225V80H226V82H227V84H225V85H223V82H221V80H219ZM250 79V80H249ZM9 80V81H8ZM17 80H20V82L21 83H19V81H17ZM37 80V81H36ZM41 80V81H40ZM50 80V81H49ZM57 80V81H56ZM59 80V81H58ZM73 80V81H72ZM81 80H83V82H84V84H83V82L81 81ZM100 82H99V81ZM102 80V81H101ZM105 80V81H104ZM111 82H110V81ZM116 80H118V81H116ZM138 80V81H137ZM154 80V81H153ZM161 82V84L159 85V88H158V84H156L155 85V83H160L159 81ZM173 80H175V81H178L179 82V80H181V82L180 83H177V82H175V81H173ZM186 80V81H185ZM207 82H206V81ZM233 80L235 81V80H237V82L239 81V83H237V85H239V86H237L236 85V87H240L241 86V83L243 82V84H242V88L240 87L239 88V90H238V88H236V90H235V88H234V86H231V88H230V92H229V87L228 86H230V85H232V83H230L231 81L233 82ZM254 80V81H253ZM38 81H40V82H38ZM67 81V82H66ZM89 81V82H88ZM92 81H94L93 83H91ZM103 81H104V83H103ZM112 81H114V82H112ZM132 81V82H131ZM144 81H146L145 83H144ZM183 81V82H182ZM190 81V82H189ZM195 81V82H194ZM211 81L213 82V83H211ZM250 81H252V82H250ZM6 82H9V83H6ZM16 82V83H15ZM23 82V83H22ZM52 84H51V83ZM70 82H72L73 84H75L76 86H74L72 83H70ZM90 84H88V83ZM102 82V83H101ZM107 82L108 83H110V84H108L109 86L108 87H106L105 86V84H107ZM174 83V84H172V83ZM191 82H192V84H191ZM196 82H197V85L201 88L200 90H198L199 89V87L198 86H196L195 84H196ZM201 82H203V85L201 86V85H199ZM219 83V85H217L216 86V84H218ZM253 82H255V83H253ZM263 84H262V83ZM15 83V84H14ZM19 83V84H18ZM26 83V84H25ZM38 83H40V84H38ZM44 83V84H43ZM57 83V84H56ZM69 83V84H68ZM100 83V84H99ZM118 83V84H117ZM123 83V84H122ZM134 83V84H133ZM139 83H141L140 85H139ZM143 83V84H142ZM148 83V84H147ZM151 83V85H149ZM152 83L155 85V86H157V87H155L154 86V88H156V89H154L153 88V85H152ZM177 83V84H176ZM195 83V84H194ZM207 85H206V84ZM209 83V84H208ZM216 83V84H215ZM221 83V84H220ZM228 83H230L229 85H228ZM257 83V84H256ZM262 85H261V84ZM1 84H3V85H1ZM8 86H6V85ZM9 84V85H8ZM42 84V85H41ZM49 84V85H48ZM61 84V85H60ZM65 84H67V85H65ZM113 84V85H112ZM115 84V85H114ZM128 84H131V86L130 85H128ZM146 84V87H141V86H144ZM164 84H167V85H169L168 86V88H166V86L167 85H164ZM172 84V85H171ZM180 84V85H179ZM187 84H191V85H193V87L192 86H189V85H187ZM233 84H235L234 82H233ZM249 85V87H248V85ZM253 86H252V85ZM254 84H256V85H258V86H254ZM19 85V86H18ZM27 85V86H26ZM46 85H47V87H46ZM51 85V86H50ZM59 85V86H58ZM68 85H69V88H67L68 87ZM85 85V86H84ZM112 85V87L110 88V86ZM125 85V86H124ZM138 85V86H137ZM174 85V86H173ZM185 85V86H184ZM187 85V86H186ZM195 85V86H194ZM214 85L216 86L215 88L217 89L218 87H219V91L221 92V91H224V92H219L218 90V93L216 92V89L215 88H213L214 87ZM227 85V90H226V86ZM245 85L247 86L246 88H245ZM261 85V86H260ZM5 86V87H4ZM12 88H17V89H12ZM39 86V88L37 89H35V87H38ZM54 86H56L55 88H54ZM64 88V89H62V87ZM71 86H72V88H71ZM83 86V87H82ZM90 86V87H89ZM117 86V87H116ZM120 86H121V88L122 87H124V88H122L121 90H120ZM134 86V87H133ZM203 86L204 87H206V89H207V91L208 92H210V91H212V92H214V93H210V94H212V95H209L208 94V92L206 91L205 92V88H203ZM209 86V87H208ZM211 86H212V90H210L209 88H211ZM252 86V87H251ZM21 87V88H20ZM30 89H32V90H29V88ZM42 88V90H41V88ZM49 87L51 88V90H50V92H49ZM91 87H93V88H91ZM114 87H115V89H117V90H115L116 92H114ZM137 87V88H136ZM164 87H165V90H166V92H164L163 93V91H165L164 90ZM170 87V88H169ZM173 87H174V89H173ZM180 87H182L183 88V90H181V89H179ZM184 87H185V91H184ZM186 87H188V88H186ZM195 87H196V90H195ZM198 87V88H197ZM208 87V88H207ZM6 88V89H5ZM24 88H25V90H24ZM59 88V89H58ZM146 88V89H145ZM151 88V89H150ZM153 88V89H152ZM158 88V89H157ZM191 88V89H190ZM243 88H245L244 89V91H246V93L243 95V93H242V91H243ZM248 88V89H247ZM252 88V89H251ZM261 88H263V89H261ZM7 89H9V90H7ZM10 89L12 90V92L10 91ZM40 89V90H39ZM53 89H54V91H53ZM68 89H70L71 91H69L68 92ZM74 89V90H73ZM77 89V91H75ZM81 89L83 90V91H81ZM96 89H98L97 91H95V93L93 94V92H91L92 90L94 91V90H96ZM125 89V90H124ZM129 89V90H128ZM135 89V90H134ZM149 89V90H148ZM171 89H173L174 91L175 90H181V91H175V93H176V95L179 93V92H181V93H179L178 95H179V97H176V95H175V93L174 94H172L173 92H171L170 90ZM187 89H189V90H191L190 92L187 90ZM215 89V90H214ZM233 89H234V92L232 93V91H233ZM242 89V91H241V93H242V95H241V93L239 92L240 90ZM251 89V90H250ZM261 89V90H260ZM2 90V91H1ZM7 90V91H6ZM29 90V91H28ZM36 90H39L38 92L36 91ZM43 90H44V92H43ZM48 90V91H47ZM59 90V92H57ZM65 90V91H64ZM85 90H86V92H85ZM111 90V91H110ZM118 90H119V92H118ZM154 90V92H152ZM163 90V91H162ZM192 90H193V93L194 94H192ZM194 90H195V92H194ZM201 90H203V91H201ZM249 90V91H248ZM253 90L258 94V96H257V94H255V92H253ZM257 90V91H256ZM24 91V92H23ZM31 91V92H30ZM56 91V92H55ZM90 93H89V92ZM107 91L109 92V94L110 95H108L107 96ZM131 91L132 92H136V93H131ZM145 91V92H144ZM146 91H147V93H146ZM148 91H150V92H148ZM228 91V92H227ZM238 91L239 92V94L240 95H236L235 93ZM258 91H259V93L261 94V96H260V94L258 93ZM5 92V93H4ZM6 92L8 93L7 95H6ZM9 92H11L10 94H9ZM18 94H17V93ZM19 92H20V94H19ZM25 92H28V93H25ZM33 92V93H32ZM37 92V93H36ZM63 92H65V94H67L66 92H68L69 94H67V95H65ZM74 92H76V93H74ZM80 92H83V93H81L80 94ZM98 92V93H97ZM100 92V93H99ZM130 92V93H129ZM158 92V93H157ZM160 92H162V93H160ZM169 92V93H168ZM186 93L185 95L183 94V93ZM188 92V93H187ZM197 92V93H196ZM205 92L206 94H208L209 96H213V100H212V98L211 97H209V100H207L208 99V95H206L205 93H204V95H203V93ZM237 92V93H238ZM248 92V93H247ZM253 92V93H252ZM4 93V94H3ZM22 93V94H21ZM36 93V94H35ZM49 93H51V94H49ZM57 94L58 96H63V97H65L66 98V96H69V99H65V98H63V97H58L57 95H55V94ZM72 93V94H71ZM97 93V94H96ZM114 93H115V96H114ZM122 93H123V95H122ZM143 93H144V96H143ZM146 93V94H145ZM190 93V94H189ZM195 93L197 94V96L195 95ZM222 93H223V96H224V98H226V99H224V98H222ZM227 93V94H226ZM232 93V94H231ZM249 93H251V94H249ZM2 94V95H1ZM15 94V95H14ZM26 94H27V96H29L30 94H31V96L32 95H34V96H32V97H35V99H36V101H35V99L34 98H32L31 100L32 101H34V102H31L30 101V98H31V96L30 97H28L27 98V96H26ZM29 94V95H28ZM41 94V95H40ZM43 94V95H42ZM53 94L56 96V97H58V98H56V100H53V99H55V97L53 96ZM61 94V95H60ZM86 94H87V96L90 94V97L92 98H88L87 96H86ZM92 94H93V96H92ZM102 94V95H101ZM106 94V95H105ZM117 94V95H116ZM124 94H126V96H124ZM128 94H130V95H128ZM150 94H151V96L152 97H150ZM165 94H166V96H167V98L165 97ZM169 94H172L171 96H169ZM192 94V95H191ZM199 94H201V95H199ZM218 94H219V97H221L222 99H219V97H218ZM235 95V96H233V98H231V96L232 95ZM21 95H23L22 97H21ZM50 95H52V97L50 96ZM78 97H77V96ZM81 95V96H80ZM103 97V99H102V97ZM106 97H105V96ZM144 98V99H142V97ZM147 95H149V96H147ZM177 95V96H178ZM181 95H182V97H183V99L185 98H187L185 101L182 99V97H181ZM187 95H189V96H187ZM216 96V98H218V99H216L215 98V96ZM246 95V96H245ZM247 95H248V101H247ZM250 95H251V98L249 99V97H250ZM255 95V96H254ZM6 98H5V97ZM15 96H17V97H15ZM39 97V100H38V97ZM50 96V97H49ZM85 96V97H84ZM96 96H97V98H96ZM119 96V97H118ZM128 96H129V98H128ZM130 96H131V98H130ZM133 96V97H132ZM196 96V97H195ZM230 96V97H229ZM238 96V97H237ZM241 96V97H240ZM245 96V97H244ZM254 98H253V97ZM24 97V98H23ZM44 97H46V98H48V99H46V98H43ZM87 97V98H86ZM104 97H105V99H107V97H109L110 99L108 100V101H106V102H109V103H106L105 101H104ZM115 97V98H114ZM123 97H126V98H128L127 100H126V98H123ZM138 97H140L141 99H137ZM162 99H161V98ZM175 97V99L173 100L172 98H174ZM180 97H181V99H180ZM189 97V98H188ZM202 98V100L204 99V100H206L205 102H203L202 100H199V102L201 101V102H203V103H206L205 105L203 104V103H199L198 102V99H200V98ZM206 99H205V98ZM229 97V98H228ZM237 97V98H236ZM243 97H244V99H243ZM263 97V98H262ZM27 98V100L25 101V99ZM51 98H53V99H51ZM68 98V97H67ZM72 98V99H71ZM75 98H76V100H75ZM95 98V99H94ZM98 98H99V101H98ZM115 100H114V99ZM118 100H117V99ZM160 98V99H159ZM169 98H171L172 100H170ZM194 98H196V99H194ZM228 98V99H227ZM239 98H242V101L240 102V100L241 99H239ZM263 99V101H262V99ZM18 100L17 102L20 104V100L23 102H21L22 104H23V106L21 105V106H19V104L18 103H16V102H14V101H16V100ZM51 99V100H50ZM84 99V100H83ZM102 99V100H101ZM122 99H125V100H122ZM130 99H131V101H130ZM133 99V100H132ZM138 100V102H137V100ZM156 99H157V101L159 102V101H161V102H159V104L157 103L156 104ZM216 99V100H215ZM231 99V100H230ZM239 99V100H238ZM252 99H253V101L256 103V99H258L257 100V103L258 104H260V105H257V107H256V104H254V102L252 101ZM9 100V101H8ZM29 100V101H28ZM38 100V101H37ZM52 100L53 101H56V102H52ZM58 100V101H57ZM68 100V101H67ZM71 100V101H70ZM79 102H78V101ZM81 100H83V101H81ZM90 100V101H89ZM94 100H97V101H94ZM135 100V101H134ZM144 100V101H143ZM178 100V101H177ZM180 100V101H179ZM194 101V100H196V104L197 105H195V107L197 106L198 108H199V110H200V108L201 107H199V106H201L202 105V107L204 108H202V110L201 111H199V110H197V108L195 109V107L193 106V104H192V102L191 101ZM228 100V101H227ZM233 100H235L236 102L238 101V103H237V105H236V102H233ZM243 100H245L244 102L245 103H247L246 105H244V109H243ZM249 100H250V102H249ZM259 100H261V102L259 101ZM4 101V102H3ZM27 101H28V103H27ZM39 101H48L47 102V104L49 105H47L46 104V102H43V103H41V102H39ZM49 101H51V102H49ZM67 101V102H66ZM72 101H74V103H72ZM93 101H94V103H93ZM110 101H113V102H111L112 104H110ZM120 101H121V103H125L124 105H125V107H124V109L122 108L121 109V105H123V104H121L120 103ZM128 101V102H127ZM154 103H153V102ZM173 101H175V102H173ZM190 101V102H189ZM216 101V102H215ZM229 101H230V103H229ZM232 101V102H231ZM8 102V104L11 106V107H14V103H15V107L13 108L14 110H13V112H10L11 110V108H10V106L8 105V104H6V103ZM11 102H13V103H11ZM38 102V103H37ZM62 102V103H61ZM63 102H66V103H63ZM76 102H77V104H79L80 103V105H78L79 107L81 106L82 108H83V110H81L82 108L80 107V109L78 108V106L77 107H74V106H76L77 104H76ZM83 102V103H82ZM130 102H132V103H130ZM136 102V103H135ZM139 102H141L140 103V105H138L139 104ZM153 104H152V103ZM162 102H164V103H162ZM168 102V103H167ZM178 102V103H177ZM184 102H185V104H184ZM221 102H222V105H221ZM1 103H2V105H1ZM11 103V104H10ZM35 103V105H33V104ZM41 103V104H40ZM52 103V104H51ZM72 103V104H71ZM85 103V104H84ZM93 103V104H92ZM129 105H128V104ZM135 103V104H134ZM171 105H170V104ZM180 103V104H179ZM183 103V104H182ZM194 103H195V101H194ZM200 105H199V104ZM234 103V104H233ZM240 103V104H239ZM241 103H242V105H241ZM244 103V104H245ZM249 103H250V105H252V103H253V105L257 108H255L254 106H253V109H252V106L250 107L249 106ZM262 103V104H261ZM3 104L5 105V106H3ZM18 104V105H17ZM29 104V105H28ZM32 104V107L33 106H35V107H31L30 105ZM40 106V105H42V107L40 106H38V105ZM44 104H46V106H44V107H46V108H44L43 107V105ZM65 104V106H66V108H64L63 107V105ZM68 104V105H67ZM69 104H71L70 106H69ZM89 104V105H88ZM97 104V105H96ZM108 104V105H107ZM117 104V105H116ZM144 106H143V105ZM162 104V106H161V108H160V106L159 105H161ZM164 104V105H163ZM176 104V105H175ZM190 106L189 108L188 107H186V106H188V105ZM191 104H192V106H191ZM220 106H219V105ZM26 105V106H25ZM61 105V106H60ZM90 105H91V107H90ZM95 107H94V106ZM103 105V106H102ZM133 105H135L134 106V109H133ZM145 105H149V107H147V106H145ZM155 106V107H151V106ZM166 105H168V107L166 106ZM173 105H174V107H173ZM179 105V106H178ZM182 105H186V106H183V108L185 109V111H186V113L188 114V111L187 110H189V112L191 111V110H193V111H191V112H193V113H195L194 111H196L197 110V112L195 113V115L194 114H192L191 112L189 113V114H191V115H187L186 113H185V111H184V113H183V110L184 109H180V108H182V107H180V106H182ZM228 105V106H227ZM234 105V106H233ZM239 105V106H238ZM3 106V107H2ZM6 106H8V108H6ZM24 106H25V108H26V112H28V113H26L25 111H24ZM29 106V107H28ZM50 106L52 107H54L55 109H57L58 111H62L63 109V114L64 113H67L66 114V116L65 115H62V113H60V112H58L57 113V110H55V111H53L54 109L53 108H50ZM56 106V107H55ZM89 106V107H88ZM108 106V107H107ZM113 106V107H112ZM116 106V107H115ZM121 106V107H120ZM127 106H130V107H132V108H130V107H127ZM139 108V109H141V112H142V114L140 113V111H139V113L138 114H135V116L133 115L134 113H136V112H134V111H138L139 109L137 108V107ZM158 106V107H157ZM177 106V107H176ZM242 106V107H241ZM246 106H249V107H246ZM259 106H260V108H259ZM21 107H23V108H21ZM36 107H38V108H36ZM61 107V108H60ZM68 107L70 108V109H68ZM74 107V108H73ZM108 109H107V108ZM109 107H111L110 109H109ZM129 108V111H128V109L127 108ZM146 107V108H145ZM165 107H166V109H169V110H165ZM172 107V108H171ZM179 107V108H178ZM226 107V108H225ZM238 107V108H237ZM2 108V109H1ZM10 108V109H9ZM22 110H21V109ZM30 108H32L31 110H32V113L30 112L31 110H30ZM48 108H50L49 109V111H51V112H53V113H51V112H49V111H47L48 110ZM75 108H77L76 110H75ZM87 108V109H86ZM97 108V109H96ZM105 108L107 109V110H105ZM143 108H145L144 110H143ZM150 108V109H149ZM152 108V109H151ZM176 108H178V109H176ZM188 108V109H187ZM242 109V110H246L247 111V109H248V111H249V114L247 115L246 113V111H245V113H244V111L243 112H241V110H237V109ZM260 110H259V109ZM4 109V110H3ZM15 109H16V111H15ZM17 109H19V110H17ZM36 109H42L41 111H38V110H36ZM46 110V111H44V110ZM53 109V110H52ZM72 109H74V111L72 110ZM90 109V110H89ZM94 109H96V111H94ZM115 109H117L116 111H115ZM121 109V110H120ZM132 109V110H131ZM147 109V110H146ZM160 109H161V113H163V114H160V112H157V111H160ZM195 109V110H194ZM214 109H215V111H214ZM255 109V110H254ZM3 110V111H2ZM7 110H10V111H7ZM22 111V112H25V114L26 115H28V117H25L26 115L24 114V113H22V112H20L19 113V111ZM33 110H34V112H33ZM36 110V111H35ZM87 110H89V111H91L92 110V112H89V111H87ZM99 110V111H98ZM102 110H103V112H105L109 117H111V119L104 113L103 114V112H102ZM113 112H112V111ZM122 110H124V112L122 111ZM151 110V111H150ZM157 110V111H156ZM165 110V111H164ZM175 110H178L177 111V113L176 112H173V111H175ZM181 110V111H180ZM220 111V113H219V111ZM226 112H225V111ZM2 111V112H1ZM68 111V112H67ZM78 111V112H77ZM118 111V112H117ZM120 111H121V113H120ZM144 111H145V114H144ZM147 111H149V112H147ZM154 111V112H153ZM233 111H235V112H233ZM238 111V112H237ZM255 111H257V113H255ZM7 112V113H6ZM8 112L9 113H11V114H8ZM15 112L16 113H18V114H16V117H15ZM30 112V113H29ZM36 112V113H35ZM39 112V113H38ZM41 112H44V113H41ZM46 112H49V113H46ZM94 112V113H93ZM114 112H116V113H114ZM151 112V113H150ZM166 112V113H165ZM198 112H199V114H198ZM206 112H208L207 113V115H204L203 116V114H206ZM227 112H229V113H227ZM231 112V113H230ZM251 112V113H250ZM14 113V114H13ZM40 113L42 114V115H40ZM56 115H55V114ZM87 113H88V115H87ZM124 113V114H123ZM149 115H148V114ZM179 113H182V115H179ZM226 113V114H225ZM232 113H233V115H232ZM235 113V114H234ZM5 114L7 115V116H5ZM24 114V115H23ZM31 114V115H30ZM36 114H39V115H36ZM51 114V115H50ZM61 114V115H60ZM74 116H73V115ZM100 114L102 115V116H100ZM120 114V115H119ZM128 114V115H127ZM143 114L144 115H147L148 117H151L150 119H151V121H153V122H151L150 121V119H149V122H151L150 124H146V125H144L145 124V122H147V116H143ZM166 114V116H163V115H165ZM183 114H185V115H183ZM220 114V115H219ZM243 114H245V115H243ZM19 115H23L22 117H20ZM53 115H55V117L53 116ZM94 115V116H93ZM100 116V120H98V118L96 117V116ZM112 115V116H111ZM124 116V118H127V119H123L122 117ZM128 117H127V116ZM141 115L143 116V119L141 118ZM173 115H174V117H175V119L174 120H171V119H173L174 117H173ZM175 115H177V116H180V121L179 120H177V119H179V118H177ZM187 115V116H186ZM199 115V116H198ZM208 115H210V116H208ZM228 115V116H227ZM237 115H239L238 117H237ZM250 115V116H249ZM253 115V116H252ZM256 117H255V116ZM259 115V116H258ZM11 116L13 117L11 120H10V118H11ZM37 116H38V119H37V121H36V118H37ZM39 116H40V118H39ZM43 116V117H42ZM48 116H50V118L48 117ZM58 116H59V118H58ZM90 116V117H89ZM105 116H106V119H105ZM119 116H121V117H119ZM183 116V118L181 119V117ZM188 116H191L192 117V119H188ZM198 116V117H197ZM230 116V117H229ZM243 116V117H242ZM244 116H245V118H244ZM246 116L248 117L249 116V118H246ZM16 119H15V118ZM18 117V118H17ZM44 117H46V118H44ZM57 117V118H56ZM81 117V118H80ZM88 117V118H87ZM107 117H108V120H107ZM114 117H116V118H113ZM119 118V121L121 122V120H122V122L120 123L119 121V123L117 122V121H113V120H117L118 118ZM138 119V120H140V118L142 119V120H140V122L137 120H135L136 118ZM140 117V118H139ZM147 117V118H146ZM156 117V118H155ZM162 119H161V118ZM165 117V118H164ZM171 117V118H170ZM207 117V118H206ZM223 117V118H222ZM232 117H233V121H232ZM258 117H260V118H258ZM6 118H8V119H6ZM21 118V119H20ZM22 118H24V120H22ZM30 118H32V119H30ZM35 118V119H34ZM47 118H48V122H49V120H50V122L49 123H47ZM53 118V119H52ZM56 118V120L54 121V119ZM72 118V119H71ZM80 119L79 121L78 120H75V119ZM83 118V119H82ZM95 118H97V119H95ZM144 118H146L145 120H144ZM153 118V119H152ZM160 120V122H162V123H160L159 122V120ZM168 120H167V119ZM177 118V119H176ZM186 118V119H185ZM190 118V117H189ZM203 120H202V119ZM227 118L229 119V120H227ZM253 118V119H252ZM258 118V119H257ZM6 121H8V122H4L5 120ZM20 119V121H18ZM27 119V120H26ZM34 119V120H33ZM43 119H46V120H44L43 121ZM58 119V120H57ZM68 119H71V120H68ZM95 119V120H94ZM110 119V120H109ZM157 121H156V120ZM167 121H166V120ZM248 119V120H247ZM34 122H33V121ZM41 120H42V123H41ZM98 120V121H97ZM111 120H112V122H111ZM124 120V121H123ZM144 120V121H143ZM166 121V122H169L168 123V126L170 127H168V126H165V125H167V123H163V121ZM177 120V121H176ZM182 120V121H181ZM187 120V121H186ZM252 120H253V122H252ZM10 121H12V122H10ZM14 121H17V123H15ZM28 121V122H27ZM59 121V122H58ZM67 121H69V122H67ZM72 121V122H71ZM96 121H97V124H96ZM100 121V122H99ZM108 121V122H107ZM142 121V122H141ZM172 121V122H171ZM185 121V122H184ZM201 121V122H200ZM203 121V122H202ZM221 121H223L224 122V124L221 122ZM244 121V122H243ZM251 121V122H250ZM260 121V122H259ZM2 122H4V123H2ZM15 124H14V123ZM18 122H20V124L18 123ZM32 122V123H31ZM37 122V123H36ZM43 122H46V123H43ZM60 122H62V124L60 123ZM70 122H71V124H70ZM79 122H80V124H79ZM95 123L96 125H94V124H92V123ZM100 124H102L101 126L99 125V123ZM117 123V125L115 124V123ZM125 123V125H123V127H122V123ZM128 122V123H127ZM158 122V124L160 125L161 124V126H160V128L156 125V123ZM179 122H181L180 123V125L178 124ZM195 122H198V123H196L195 124ZM200 122V123H199ZM216 122V123H215ZM219 122V123H218ZM237 122V123H236ZM10 123H12V124H10ZM21 123H23V125H24V127L25 126H27V127H25V128H23L22 127V125H21ZM29 123H31V124H29ZM52 123V124H51ZM56 123H59L58 125L56 124ZM88 123V125H86ZM107 123V124H106ZM114 123V124H113ZM123 123V124H124ZM141 123L144 125H141ZM152 123H154L158 128H156V126L154 125V124H152ZM192 123V124H191ZM230 123V124H229ZM239 123V124H238ZM251 123H252V125H251ZM2 124V125H1ZM35 124V125H34ZM41 124V125H40ZM47 124V125H46ZM50 124H51V127L50 128H48V130L49 131H52L51 132V135H50V132L47 130V127H49L50 126ZM56 124V125H55ZM61 124V125H60ZM68 124H70V126L68 125ZM73 124H75V125H73ZM86 125V127L85 126H82V125ZM104 124V125H103ZM112 124H113V126H112ZM139 124V125H138ZM171 124V125H170ZM176 124V125H175ZM213 124H214V126H213ZM217 124H218V128H216L217 127ZM234 125V126H232V125ZM17 125V126H16ZM41 126L42 127V125H43V130H40V128L38 127V126ZM55 125V126H54ZM64 125V126H63ZM67 125H68V128H66L67 127ZM71 125H73V126H77L78 127V125H79V127L77 128V127H75L74 129H71L70 130V127H71ZM94 125V126H93ZM97 125H98V127H97ZM116 127H115V126ZM137 125V126H136ZM164 125V126H163ZM189 125V126H188ZM221 125V127H219ZM229 125H231V126H229ZM242 127H240V126ZM246 125V126H245ZM248 125V126H247ZM2 126H3V128H2ZM54 126V127H53ZM57 126V127H56ZM73 126H72V128H73ZM80 126H81V128H82V130L84 131H82L83 132V134H82V132L80 133V134H82L83 135V137H82V135H80V134H78L79 132H78V130H79V128H80ZM105 126L106 127H108V128H105ZM133 126H135V127H133ZM139 126V127H138ZM141 126V127H140ZM152 126V127H151ZM153 126H154V128L155 129H153L152 130V128H153ZM163 126V128H161ZM173 126V127H172ZM188 126V127H187ZM192 126V127H191ZM195 126V127H194ZM204 126H206L205 127V129H204ZM229 127V129L227 128V127ZM236 126L238 127V128H236ZM244 126V127H243ZM251 126H252V128H251ZM253 126L255 127L256 126V128H254V130H253ZM21 127H22V129H21ZM63 127L64 128H66L65 130H62L63 129ZM83 127H84V129H83ZM89 127V128H88ZM101 127V128H100ZM132 127V128H131ZM148 127H150V128H148ZM207 127H209L207 130H206V128ZM250 127V128H249ZM10 130H9V129ZM34 128H35V130H34ZM39 128V129H38ZM57 130H56V129ZM77 128V130L75 131V129ZM80 128V129H81ZM113 129V131H110V130H112ZM114 128H116V129H114ZM118 128V129H117ZM143 128V129H142ZM144 128H148V129H144ZM169 130H168V129ZM172 128H174V130L172 129ZM181 128V129H180ZM189 128V129H188ZM190 128H191V131H190ZM193 128V129H192ZM200 128V129H199ZM210 128H215L214 130H212V129H210ZM227 128V131L225 130ZM233 128H235L234 130H235V135L233 134V132H232V129ZM12 129H13V131H12ZM15 129V130H14ZM20 129V130H19ZM23 129H27V131H30V130H32L31 132H27V131H25V130H23ZM42 129V128H41ZM51 129V130H50ZM63 131V132H61V130ZM69 129V130H68ZM88 129V130H87ZM96 129H98V132H97V130ZM105 129V130H104ZM107 129V130H106ZM156 129H158L157 130V132H159V130H160V132H161V134H163V133H167L168 132V134H167V136H166V134L164 135L163 134V136H166V137H163L162 135V137L160 136V132H159V136L157 135V133H155V131H156ZM164 129H166V130H164ZM202 129H204V130H202ZM240 129V130H239ZM245 129V130H244ZM246 129L248 130V131H246ZM249 129H251L250 131H249ZM2 130V131H1ZM3 130H4V132H3ZM9 130V131H8ZM44 130H46V134H44ZM55 130H56V134H57V136H59V137H64L65 139H67L68 138V136H69V138H68V140H66L65 141V139L64 138H62L63 140H64V142L61 140V138H59V137H57L56 136V134L55 133H53V132H55ZM74 130V131H73ZM94 130H96V131H94ZM120 132H119V131ZM128 130V131H127ZM145 130V131H144ZM178 132H177V131ZM180 130V131H179ZM187 130V131H186ZM198 130V131H197ZM220 130H221V134H223V135H220ZM229 130V131H228ZM231 130V131H230ZM33 131L35 132V133H33ZM37 131H39V132H41V134L39 135L38 134V132ZM59 131V132H58ZM73 131V132H72ZM80 131V130H79ZM89 131V132H88ZM100 131H102V132H100ZM104 131V132H103ZM106 131V132H105ZM115 131V133H114V135H118V136H114L113 135V132ZM164 131V132H163ZM173 131V132H172ZM190 133H189V132ZM219 131V132H218ZM253 131H256L255 133L253 132ZM263 131V132H262ZM27 132V133H26ZM43 132V133H42ZM69 132V133H68ZM77 133V136H76V134L75 133ZM108 132H109V136H108ZM120 134H119V133ZM147 132V133H146ZM149 132V133H148ZM172 132V133H171ZM186 132V133H185ZM200 132V133H199ZM211 132H213L212 134H211ZM223 132H229V134L231 133V135H229V134H225V133H223ZM252 132H253V134H252ZM260 132V133H259ZM262 132V133H261ZM18 135H17V134ZM27 135H26V134ZM33 133V134H32ZM37 133V134H36ZM48 133V134H47ZM53 133V134H52ZM58 133H59V135H58ZM86 133L88 134V136L86 135ZM94 133H98V134H94ZM105 133L107 134V136L105 135ZM118 133V134H117ZM127 133H131V134H129V139H128V136H127ZM143 133V134H142ZM175 133V134H174ZM178 133H179V135H178ZM193 133H194V135H193ZM197 133V134H196ZM202 133H204V134H202ZM215 133H217V134H215ZM237 133V134H236ZM247 133V134H246ZM16 136H15V135ZM72 134V135H71ZM91 134V135H90ZM93 134H94V136H93ZM102 136V137H100V135ZM148 134V135H147ZM174 134V135H173ZM196 134V135H195ZM219 134V135H218ZM240 134H241V136H240ZM257 134V135H256ZM11 135V136H10ZM42 135H43V137H42ZM80 135V136H79ZM121 135V136H120ZM143 135V136H142ZM169 135V136H168ZM170 135H173L174 137H172L171 136V138H170ZM178 135V136H177ZM187 135V136H186ZM211 135V136H210ZM218 136V137H216L217 138V140L214 138V136ZM237 135H238V137H237ZM251 135V136H250ZM256 137H255V136ZM263 135H264V133H263ZM28 136H31L30 138L28 137ZM34 136V137H33ZM38 136V137H37ZM47 136H49V137H47ZM73 136H74V139H75V141H74V139L72 140V138H73ZM97 136L99 137V138H97ZM103 136H106V137H104V139L105 140H107V141H102L103 140ZM146 136H149V137H146ZM155 136V137H154ZM195 136V137H194ZM201 136V137H200ZM212 136H213V141H212ZM220 136H222V137H220ZM223 136H225L224 137V139H223ZM7 137V138H6ZM15 137V138H14ZM40 137H41V139H40ZM57 139H55V138ZM67 137V138H66ZM109 137V138H108ZM111 137V138H110ZM117 137H118V139L119 140H117ZM168 137V138H167ZM229 139V138H231V140L229 139V142L227 141V138ZM232 137L234 138L235 137V140L234 139H232ZM248 137V138H247ZM252 137V138H251ZM253 137H254V139H253ZM260 137V139H258V138ZM16 138H17V141H16ZM23 138H25V139H23ZM43 138H46V140H44ZM78 138V139H77ZM102 138V140H101V142L99 141L100 139ZM131 138V139H130ZM180 138V139H179ZM194 138V139H193ZM198 138H200L199 140H198V143L200 142V143H202L203 144V146H202V144H200L199 143V145H198V143L196 142L197 141V139ZM205 138V139H204ZM210 138H211V142H209V140H210ZM236 138H238V141H236L237 139ZM249 139V140H246V139ZM257 138V139H256ZM264 138V137H263ZM33 139V140H32ZM37 139V140H36ZM110 139V140H109ZM111 139H112V141H111ZM113 139H116L115 141L113 140ZM124 139L126 140V139H128V141H124ZM148 139V140H147ZM159 139H161V140H159ZM171 139V140H170ZM176 139H177V141H176ZM179 139V140H178ZM202 139V140H201ZM203 139H204V141H203ZM222 139V140H221ZM241 139V140H240ZM4 140V142L3 143H1V141H3ZM22 140L24 141V145L22 144ZM40 140V141H39ZM42 140V141H41ZM79 140V142H80V140H81V144L78 142L77 143V141ZM83 140H85V141H83ZM87 140V141H86ZM99 141V148L101 147V145H102V150L103 149H107V152H106V149H105V151L103 150V151H101V149H99L98 147H95L96 145L95 144H97L98 142H96V141ZM167 140V141H166ZM170 140V141H169ZM173 140V141H172ZM185 140V141H184ZM197 143V144H195V142ZM233 140V141H232ZM248 142H246V141ZM251 140V141H250ZM253 140H256V141H254L255 143H256V145L254 144V142H253ZM264 140V139H263ZM33 141V142H32ZM72 141V142H71ZM108 141H110V143L108 144ZM132 141V142H131ZM135 141V142H134ZM148 141V142H147ZM151 141H152V143H153V145H152V143H151ZM154 141V142H153ZM157 141H159V144H158V142ZM163 141V143H161ZM184 141V145H182V142ZM191 141H192V143H191ZM206 141H208L207 143H206ZM223 141V142H222ZM227 141V142H226ZM242 141V142H241ZM40 142V143H39ZM47 143V144H43L42 145V143ZM61 143V145H59V144H57V143ZM74 142V143H73ZM84 142H86V144L84 143ZM105 142V144H103ZM111 142H113V146L115 145V142L117 143L115 146L116 147H114L113 148V146H112V144H111ZM127 142V143H126ZM166 142V143H165ZM176 142H178V143H176ZM181 142V143H180ZM204 142V143H203ZM221 142H222V144H221ZM230 142H231V144H230ZM232 142L234 143V144H232ZM244 142H246V143H244ZM253 142V143H252ZM38 143V144H37ZM62 143H65V144H62ZM77 145H76V144ZM107 143V144H106ZM151 144V146H153V148L149 145V144ZM188 143V144H187ZM209 143V144H208ZM215 143H218V144H215ZM225 143V144H224ZM227 143H228V146H227ZM262 143V144H261ZM2 144H5V145H2ZM8 144H9V146H8ZM15 144V145H14ZM21 144V145H20ZM33 144V145H32ZM42 146H41V145ZM55 144V145H54ZM73 144H74V147H73ZM83 144H85V145H83ZM119 144V145H118ZM156 145V147H155V145ZM169 145V146H166V145ZM191 144V145H190ZM205 144V145H204ZM235 144L237 145L236 147H235ZM241 144V145H240ZM244 144L245 145H247V144H249V146H252L254 149H252V147H249V148H247L248 147V145L247 146H244ZM260 144V145H259ZM22 145H23V147H22ZM25 145H26V147H25ZM36 145H37V147H36ZM46 145L47 146H49V148L48 147H46ZM62 145H64V146H62ZM106 145V146H105ZM110 145H111V147L114 149L113 151H114V153L111 151L112 150V148L110 147ZM132 145H134V147L132 146ZM160 145H161V147H160ZM163 145V146H162ZM190 145V146H189ZM217 145H219V148H218V146ZM231 145H233V146H231ZM257 145H259V146H257ZM7 146V147H6ZM46 147V148H44V147ZM53 146V147H52ZM56 146H57V148H58V151L56 152ZM59 146V147H58ZM78 147L77 149L75 148V147ZM157 146L158 147H160L159 148V150H158V148H157ZM165 146V147H164ZM178 146V147H177ZM196 146V147H195ZM198 146H199V148H198ZM216 146H217V148H216ZM244 146V147H243ZM262 146V147H261ZM14 147V148H13ZM22 147V148H21ZM40 147V148H39ZM62 149H61V148ZM104 147V148H103ZM138 147V148H137ZM167 147H169V149L167 148ZM188 147V148H187ZM193 149H192V148ZM213 147V149H211ZM241 147H243V148H241ZM256 147V148H255ZM10 149V150H8V152H7V150L6 149ZM17 148H18V150H17ZM19 148H20V150H19ZM25 149V151L24 152H22V150L21 149ZM50 148H51V150H50ZM68 148H69V150H68ZM97 148V149H96ZM154 148H156V152H153V150H154ZM164 148V149H163ZM185 148H186V150L187 149H189V148H191L190 150H187V151H185ZM197 148L200 150V152H198L199 150H197ZM214 148H215V150H214ZM224 148H225V151H224ZM231 148V149H230ZM245 148H246V152H247V150L248 149H250L249 151H250V153L252 154V153H254V156H253V154L252 155H250V153H249V156H248V153H245L244 151H245ZM15 149H16V153L14 152L15 151ZM23 149V150H24ZM39 149H41V150H39ZM56 149V150H55ZM71 149L74 151H71ZM76 149V150H75ZM96 149V150H95ZM108 149H109V151H108ZM111 149V150H110ZM122 149V150H121ZM178 149V150H177ZM205 149V150H204ZM210 149L213 151V152H211L210 151ZM218 149H222L221 151H223V153L222 152H220V150H219V152H218ZM232 149H234L233 151H234V154H235V157L232 155V153H233V151H232ZM236 149H237V151H236ZM12 150V151H11ZM44 150V153H46L47 154V156H46V154H38V153H42V151ZM53 150V151H52ZM64 150V151H63ZM86 150V151H85ZM160 150H162V151H160ZM174 150V151H173ZM176 150H177V153H176ZM182 150H184V151H182ZM193 150H195V153L193 152ZM202 150V151H201ZM217 150V151H216ZM239 150V151H238ZM243 150V152H241ZM256 150H258V151H256ZM4 151V152H3ZM5 151H6V153L7 154H5ZM18 151V152H17ZM49 151V152H48ZM51 151L52 152H55V153H51ZM66 152V153H62V152ZM67 151H69V153L67 152ZM75 151H77L76 153H75ZM96 151V152H95ZM98 151H100V153H98ZM118 151V152H117ZM134 151V152H133ZM152 151V152H151ZM160 151V152H159ZM165 151V152H164ZM191 153H190V152ZM206 151H208L207 152V154L205 153ZM235 151H236V153H235ZM21 152V153H20ZM35 152H36V154L37 155H35ZM71 152H73V156L75 155V157H72V155H71ZM80 152H81V154H80ZM95 152V153H94ZM105 152V153H104ZM109 152H110V154L112 155H109ZM112 152V153H111ZM116 152H117V154H116ZM130 152H132V153H130ZM175 154H174V153ZM181 152V153H180ZM184 152H186V154H183ZM197 152H198V154H197ZM204 152V153H203ZM218 152V153H217ZM229 152H232L230 155H229ZM257 152H260V154L259 153H257ZM2 153V154H1ZM11 153V154H10ZM12 153H14V155L12 154ZM22 153H25L24 155L22 154ZM51 153V155H49V157H50V159L48 158V154H50ZM58 153V154H57ZM98 153V154H97ZM120 153L122 154V157H121V155H120ZM133 153H134V155H133ZM151 153L153 154V155H151ZM155 153V154H154ZM158 153V155H156ZM161 153H163L162 155H160ZM180 153V154H179ZM208 153H209V156H207L208 155ZM228 153V154H227ZM5 154V155H4ZM10 154V155H9ZM62 154H63V156H62ZM66 154V155H65ZM81 155V157H84V158H80V155ZM82 154H84V155H82ZM100 154V155H99ZM107 154V155H106ZM181 155V157L179 156V155ZM201 154H203V155H201ZM214 154V155H213ZM219 154V155H218ZM35 155V156H34ZM53 155V156H52ZM58 155V156H57ZM77 155H79V156H77ZM98 158L99 156V158L97 159L95 156ZM108 155H109V157H108ZM168 155V156H167ZM174 155V156H173ZM187 155V156H186ZM192 155V156H191ZM197 155H198V160H196L195 161V158L197 157ZM218 155V156H217ZM222 155V156H221ZM248 156L247 157V159L251 162H249L247 159H245L246 158V156ZM16 156V157H15ZM24 156H25V159H26V162H24L25 161V159H24ZM37 156H40V157H37ZM44 156H46V157H44ZM56 156V157H55ZM66 156H68L67 158H66ZM112 158H111V157ZM113 156H114V158H115V156H117V158H113ZM152 156H154V157H152ZM210 156L212 157V158H210ZM214 156V157H213ZM11 157V158H10ZM28 157V158H27ZM35 157L38 159V162H39V164H38V162H36V159H35ZM43 157V158H42ZM55 157V158H54ZM60 159V157H61V159L60 160H58V158ZM71 157V160L69 159ZM76 157L78 158L79 157V159H76ZM107 157H108V159H107ZM151 157V158H150ZM158 157V158H157ZM185 157V158H184ZM200 157L202 158V159H205V160H202V159H200ZM218 157H220L219 158V160H217L218 159ZM223 159H222V158ZM233 157V158H232ZM240 157V158H239ZM244 157V158H243ZM258 158L257 160L255 159V158ZM42 160H41V159ZM63 158H64V160H63ZM73 158V159H72ZM90 158H92V159H90ZM130 160H129V159ZM143 158H145L144 160H143ZM215 158V159H214ZM229 160H228V159ZM235 158V159H234ZM249 158H251V159H249ZM254 158V160H252ZM6 159V160H5ZM11 161H10V160ZM16 159V160H15ZM66 159H67V161L69 162V161H71V162H69V164L67 163V161H66ZM99 161V162H97V160ZM109 159H112V160H109ZM118 159V160H117ZM127 159H128V161H127ZM148 159V160H147ZM150 159H153L154 161H152V160H150ZM177 159V160H176ZM180 159H182V160H180ZM186 159V160H185ZM191 159H193L192 161H191ZM210 159H211V161H210ZM3 160V161H2ZM10 161V162H12V163H9L8 161ZM22 160V161H21ZM33 160H35V163L33 164V163H31L30 164V162L32 161L33 162ZM44 160V161H43ZM50 160V161H49ZM73 160L75 161V162H73ZM77 160V161H76ZM89 160V161H88ZM96 160V161H95ZM102 160H109L108 162H109V164H108V162L106 163L105 161H101ZM137 160V161H136ZM141 160V161H140ZM150 160V161H149ZM174 160H176V161H174ZM179 160V161H178ZM201 160L203 161V162H201ZM214 162H213V161ZM221 160V161H220ZM227 160L229 161V162H227ZM236 160H237V162H236ZM245 160H247V161H244ZM5 161V162H4ZM6 161H7V164H3V163H6ZM19 161V162H18ZM48 163H47V162ZM112 161V162H111ZM116 161V162H115ZM139 161H140V165H142V166H140V165H138V163H139ZM150 163H149V162ZM172 161V162H171ZM174 161V162H173ZM224 163H223V162ZM231 161H233V162H231ZM253 161H255L257 164L255 165V162H253ZM42 162H46V164H42ZM77 162V163H76ZM79 162V163H78ZM100 163L99 165L100 166H98V168H97V164L96 163ZM137 162V163H136ZM145 162V163H144ZM147 162V163H146ZM177 162H180L181 164L179 165ZM195 162H197V164L195 163ZM198 162H200V164L202 165V163H203V165H205V166H201ZM204 162H207L208 163V166L204 163ZM231 162V163H230ZM241 162V164H239L238 165V163H240ZM243 162V163H242ZM248 162V163H247ZM14 163V164H13ZM26 163V164H25ZM29 163V164H28ZM36 163H37V165H36ZM103 163V164H102ZM104 163H105V165H104ZM113 163H116V164H114L113 165ZM119 163H120V165H119ZM127 163V164H126ZM154 165V166H152V164ZM157 163V164H156ZM182 163H184L185 165H182ZM190 163V164H189ZM232 163L234 164H236V165H238V166H236L235 164L234 165H232ZM9 164V165H8ZM49 166H48V165ZM76 164V165H75ZM87 164L89 165V167H90V170H91V168H92V170L91 171H89L88 170V172H86L87 171V168L89 169V167L87 166ZM91 164V165H90ZM96 164V165H95ZM143 164L146 166H143ZM159 165L158 166V168H156L157 166L156 165ZM175 164V165H174ZM187 164H189V165H187ZM243 164H247L246 166H249L248 167V170H247V172H246V169H244L245 168V166L243 165ZM249 164V165H248ZM250 164H252V166H250ZM260 164H262L263 165V167H261V165ZM7 165H8V167H7ZM16 165V166H15ZM30 165V166H29ZM31 165H33V166H31ZM34 165H36V166H34ZM39 165V166H38ZM54 165V167H55V165H56V167H55V169H54V167H52V166ZM62 165L64 166L63 167V169H60L59 170V168L61 167L62 168ZM70 165V166H69ZM78 165V167L80 168H76L75 166H77ZM85 165V166H84ZM104 165V166H103ZM122 165V166H121ZM124 165H125V167H126V165H127V167L125 168L124 167ZM136 165H138V168L136 169ZM166 165V166H165ZM171 165H172V168H171ZM187 165V166H186ZM197 165H199V166H196ZM254 165L255 166H257V167H261L260 169H257V167H256V169H255V167H254ZM15 166V167H14ZM58 166H60V167H58ZM73 166V167H72ZM120 166V167H119ZM156 166V167H155ZM179 166H181V168L179 167ZM211 166V167H210ZM212 166H214V167H212ZM15 168V171H14V168ZM33 167V169H30V168H32ZM35 167H37V168H35ZM93 167H94V169L95 170H93ZM97 168V171H96V168ZM122 167H124V169H126L127 171H125ZM153 167H154V169H153ZM189 167V168H188ZM202 168V170L200 169V168ZM209 167H210V169H212V170H210L209 172L207 171V170H209ZM239 167H241V169L239 168ZM251 167H252V170H250L251 169ZM53 168V169H52ZM56 168H57V170H59V171H57L56 170ZM66 168H67V170H66ZM71 168H73V170L71 169ZM99 168H101V169H99ZM103 168V169H102ZM139 168H141V169H139ZM142 168H144L145 170H143ZM162 168H164V170L162 169ZM247 168V167H246ZM4 169V170H3ZM10 169V170H9ZM50 169V170H49ZM52 169V170H51ZM65 169V170H64ZM69 169H71V170H69ZM79 169V173H77V171L76 170H78ZM86 169V171H84ZM125 171H123V170ZM189 169V170H188ZM206 169V170H205ZM240 171H238V170ZM255 169V170H254ZM6 170V171H5ZM13 170V171H12ZM41 171L40 173H38V175L36 174L37 173V171ZM81 170H83V172H80ZM100 170H101V172H103V173H101L100 172ZM119 170H121V171H123L124 173H126V174H124L123 172H121L120 174H119ZM138 170V171H137ZM151 170H153V171H151ZM166 170V171H165ZM191 170H192V173H191ZM242 170H245V174L246 175H244L245 177L247 176L248 177V180L250 181H247V177H246V181H244V180H242V178L244 179V177H243V175H242V173L244 174V172H242ZM250 170V171H249ZM6 174V175H8V174H11V176H7L6 177V175L3 173V172ZM7 171H9V172H7ZM10 171H11V173H10ZM44 172V174H43V172ZM48 171V172H47ZM49 171H50V173H51V175H50V173H49ZM54 171H56V172H54ZM68 171V172H67ZM100 173H99V172ZM162 171V172H161ZM169 171V172H168ZM258 171V172H257ZM14 172V173H13ZM19 172V173H18ZM53 172V173H52ZM57 172H59V173H57ZM65 172H66V174H65ZM73 172H76V173H73ZM86 172V173H85ZM92 172L96 175H94V174H92ZM130 172V173H129ZM140 172V173H139ZM142 172H144V173H142ZM153 172V173H152ZM251 172V173H250ZM254 174H253V173ZM257 172V173H256ZM47 173H48V175H47ZM56 173V174H55ZM69 173V174H68ZM71 173H72V175H71ZM80 173H82V176H81V174ZM91 173V174H90ZM113 173H114V176H113ZM161 173V174H160ZM204 173V174H203ZM240 173V174H239ZM249 175H252V176H254V179H255V181L257 182V183H255V181H254V179H253V177L252 176H249ZM259 173V174H258ZM34 174H36V175H34ZM43 175V178L44 177H46V179H47V177H49L48 179H47V181H46V179H44L43 180V178H41L42 177V175ZM74 174V175H73ZM101 174H103L104 175V177H105V179L103 178V175H101ZM118 174V175H117ZM143 174V175H142ZM166 174V175H165ZM193 174V175H192ZM235 174V175H234ZM62 176V178L64 177V176H66L65 178H60L59 179V176ZM68 175H70L71 177L73 176V177H75L76 179H78V181L74 178V181H73V177L71 178L70 176H68ZM77 175L79 176V177H77ZM88 175V176H87ZM100 175H101V177L103 178V181L101 180V177H100ZM116 175H117V177H116ZM202 176V175H204L202 178L200 177V176ZM237 175L238 176H241V179H238L237 180ZM256 175H259V176H256ZM6 178H5V177ZM34 176V177H33ZM36 176V177H35ZM39 176H41V177H39ZM60 176V177H61ZM68 176V177H67ZM90 176V177H89ZM92 176V177H91ZM120 176V177H119ZM122 176V177H121ZM176 176L178 177L177 179H176ZM189 176V177H188ZM194 176H195V178H194ZM15 177V178H14ZM50 177H51V179H50ZM54 177V178H53ZM57 177V178H56ZM82 177V178H81ZM85 179H84V178ZM97 177V178H96ZM100 179H99V178ZM113 177V178H112ZM144 177H146V179L144 178ZM158 177H161V178H158ZM175 177V178H174ZM252 177V178H251ZM3 178V179H2ZM8 178V179H7ZM18 178V179H17ZM69 178H70V180H69ZM93 178V179H92ZM96 178V179H95ZM115 178V179H114ZM142 178H144V179H142ZM180 178V179H179ZM182 178V179H181ZM204 178L206 179V178H208L207 180H204ZM239 178V177H238ZM2 179V180H1ZM56 179H58V180H55ZM65 179V180H64ZM80 179H82V180H80ZM108 179H114V180H109L108 181ZM118 179V180H117ZM157 179H159V180H157ZM202 179V180H201ZM4 180V181H3ZM18 180V181H17ZM25 180V181H24ZM30 180V181H29ZM43 180V183L44 184H42L41 183V181ZM48 180H49V184L47 185V183H48ZM53 180V181H52ZM64 180V182L63 183H60V184H64V185H60V184H58L59 182H62V181ZM84 180H85V183H84ZM90 180L92 181L91 183H89L88 184V182H90ZM101 180V181H100ZM120 180V181H119ZM125 180V181H124ZM156 180V181H155ZM172 180V181H171ZM182 180V181H181ZM242 180V181H244L243 183L244 184H248L247 186L246 185H244V186H246V187H244L243 186V184H242V182H240V181ZM11 181H13V182H11ZM15 181H17V182H15ZM20 181H22V182H20ZM28 181V183H26ZM67 181V182H66ZM77 181V182H76ZM94 181V182H93ZM107 181V182H106ZM113 181V182H112ZM124 181V182H123ZM154 181H155V183H154ZM161 181V182H160ZM168 181H170V182H168ZM180 181V182H179ZM208 181V184H206V182ZM237 181H239V182H237ZM252 181L254 182V185H252ZM71 182V183H70ZM75 182V183H74ZM99 182H101V183H99ZM104 182V183H103ZM106 182V183H105ZM111 182H112V185H111ZM132 182V183H131ZM146 182H148V183H146ZM154 184V186H153V184ZM158 182V183H157ZM161 183V185H160V183ZM164 182H167V184L166 183H164ZM175 183L174 184V188H173V184L172 183ZM177 182H178V184H177ZM228 182V183H227ZM262 182V183H261ZM4 183H7V184H4ZM22 183V184H21ZM25 183V184H24ZM31 183H32V185H31ZM40 183V184H39ZM52 183V184H51ZM67 183H68V186H67ZM78 183H80V185L79 186H77V184ZM116 185V183H117V186L116 187H112V186H114V184ZM146 183V184H145ZM162 183H164V184H166V185H164V184H162ZM169 183L172 185V187H171V185L169 186ZM214 183V184H213ZM250 183V184H249ZM9 184L11 185V186H9ZM24 184V185H23ZM27 184H29V186H30V190H28L29 189V187H28V185ZM43 185V187H42V185ZM55 184H56V186L58 187L59 185L61 186H59L58 188H56V186H55ZM65 184H66V186H65ZM88 184V185H87ZM99 184V185H98ZM103 186H102V185ZM106 186H105V185ZM108 184H110L109 185V187L108 188H106L107 186H108ZM137 184V185H136ZM146 185V187L147 186H149L150 187V190H149V188L147 189L146 187H144L143 185ZM211 184H213V185H211ZM242 184V185H241ZM2 185V186H1ZM24 186V187H22V186ZM38 187L39 185L41 186H39L40 187V189H41V191H42V193H40L39 191V188H38V190H37V188L35 187ZM51 185H53V187L55 186V188L57 189H51L52 188V186ZM75 185V186H74ZM91 185V186H90ZM135 187H134V186ZM139 185V186H138ZM151 185V186H150ZM157 185V186H156ZM175 185H177L176 187H175ZM190 185H191V187H190ZM199 185H201V186H199ZM205 185V186H204ZM224 185V186H223ZM229 187H228V186ZM231 185H232V189L230 188L231 187ZM237 185V186H236ZM14 186H16V187H14ZM44 186H46V187H44ZM51 186V188L49 189V187ZM88 186V187H87ZM133 186V187H132ZM138 186V187H137ZM153 186V187H152ZM161 186V187H160ZM165 186V187H164ZM196 186V187H195ZM199 188H198V187ZM202 186H204V187H202ZM209 187L208 189H207V187ZM214 187V188H212V187ZM240 186H242V187H240ZM2 187V188H1ZM13 187V188H12ZM32 187H33V189H32ZM34 187H35V189H34ZM69 187V188H68ZM84 187H86V188H84ZM104 189H103V188ZM111 187V188H110ZM142 187H143V192H139V191H142ZM153 189H152V188ZM160 187V188H159ZM168 187H170V188H168ZM192 187L193 188H196L195 189V191L192 189ZM215 187L216 188H218V189H215ZM227 187H228V189L229 190H231L232 191V193L233 194H231V192H229V191H226L227 190ZM256 187V188H255ZM7 188H8V190H7ZM15 188H17V189H15ZM21 188H22V190H21ZM44 188V190H42ZM67 188H68V190H67ZM73 188H75L74 190H73ZM101 188V189H100ZM117 188V189H116ZM120 190H119V189ZM145 188V189H144ZM156 188V190H154ZM162 188V189H161ZM172 188V189H171ZM177 188V189H176ZM190 190H189V189ZM205 188H206V191H205ZM211 188H212V191H211ZM236 188V189H235ZM237 188H238V192H236L237 191ZM261 188V189H260ZM6 189V190H5ZM49 189V190H48ZM98 189H100V190H98ZM107 189V190H106ZM141 189V190H140ZM147 189V190H146ZM174 189V190H173ZM188 189V190H187ZM198 189H199V191H198ZM213 189H215L216 191H213ZM263 189V191H261ZM26 190H28L27 192H26ZM35 190V191H34ZM56 190V191H55ZM154 190V191H153ZM168 192H167V191ZM211 191V193L210 192H207V191ZM5 191H7L6 193L7 194H4L3 196H2V194H3V192H5ZM18 191H19V195H17L18 194ZM23 192V193H20V192ZM48 191H49V193H48ZM51 191H52V193H51ZM53 191H55L57 194H55V192H53ZM68 191V192H67ZM71 191V192H70ZM133 191V192H132ZM134 191H136V192H134ZM145 191H147V192H145ZM156 191V192H155ZM185 191V192H184ZM199 193H198V192ZM202 191L204 192L203 193V195H202V198H201V193H202ZM224 191V192H223ZM227 192V196H224V195H226V192ZM234 191V192H233ZM14 192V193H13ZM35 192V193H34ZM66 192L68 193V195L66 196ZM96 192H97V194H98V192L101 194H99V196L96 194ZM109 192V193H108ZM137 192H139L138 194H137V196H134V195H136V193ZM154 193V195L156 194V195H158L156 198H154V195H152L153 196V198L151 197V196H147L148 195V193H150V194H152V193ZM191 192H193V194L191 193ZM197 192V194L195 195V193ZM201 192V193H200ZM205 192H206V195L204 196V194H205ZM220 192H222V193H220ZM259 192H263L262 194L261 193H259ZM16 193V194H15ZM30 193H32V194H34V196L36 195H38L37 197H35V199H34V196H33V199H28V198H31L32 197V195L30 194ZM40 193V194H39ZM48 193V194H47ZM51 193V194H50ZM65 193V194H64ZM104 193V194H103ZM120 193V194H119ZM146 194V196L144 197V195ZM163 193V194H162ZM169 193H171V194H169ZM219 193V194H218ZM230 193V194H229ZM42 194H46V196H43ZM93 194H95V196L93 195ZM104 196H103V195ZM126 194V195H125ZM127 194H129L131 197H130V200H133V201H130L129 200V196L127 195ZM133 194V195H132ZM143 194V196L141 197L140 195H142ZM149 194V195H150ZM162 194V195H161ZM176 194H178V195H176ZM211 194V195H210ZM214 194V195H213ZM221 194V195H220ZM235 194V195H234ZM237 194H239V195H237ZM242 194H243V196H242ZM258 194H260L259 196H257L258 198H256V197H254V196H256V195H258ZM8 196V197H5V196ZM20 195H22V196H20ZM25 195H27V196H29V197H27V196H25ZM40 195H41V197H40ZM49 195V196H48ZM55 195V196H54ZM97 195V196H96ZM112 195H114V196H112ZM124 195V196H123ZM164 195V196H163ZM168 195V196H167ZM180 195V196H179ZM187 195V196H186ZM215 196V197H213V196ZM217 195V196H216ZM17 196H19V197H21V198H17ZM23 196H25V198L23 197ZM43 196V197H42ZM63 196V197H62ZM73 196H74V198H73ZM100 196H102V197H100ZM112 196V197H111ZM132 196H134L135 198H137L138 197V199L140 200V201H142V202H140L139 200L137 201V199H132ZM140 196V197H139ZM166 196V197H165ZM171 196H172V198H171ZM195 196V197H194ZM204 196V197H203ZM210 196V197H209ZM218 196H220L219 198H217ZM261 196V197H260ZM53 198V200L51 199V198ZM62 197V198H61ZM93 197H94V200H96V201H98V198L100 197V199H99V202H96V201H93ZM106 198V199H104V198ZM111 197V198H110ZM116 197V198H115ZM133 197V198H134ZM146 197H148L149 199H147ZM161 198V199H159L158 200V198ZM168 197H170V198H168ZM189 197H190V199H189ZM206 197V198H205ZM221 197H224V198H221ZM230 197V198H229ZM234 198V200H233V198ZM240 197V198H239ZM246 199H245V198ZM3 200H2V199ZM16 200V201H18L19 199H20V201L21 200H23V205L22 204H20L19 202H17V203H15L16 201H14V199ZM47 198V199H46ZM56 198V199H55ZM115 198V199H114ZM119 198V199H118ZM162 198H163V200H162ZM164 198H166L167 200L169 199H171L170 201H167L166 199H165V201H164ZM173 198H174V200H173ZM176 198V199H175ZM204 198H205V200H204ZM230 200H229V199ZM232 198V199H231ZM245 200H244V199ZM252 198H255V201H254V199H252ZM5 199V200H4ZM18 199V200H17ZM26 199V200H25ZM43 199H44V201H46V202H44L43 201ZM49 199H51L52 201H50ZM54 199H55V201H54ZM91 199H92V201H91ZM115 201H114V200ZM118 199V200H117ZM145 199V201H143ZM157 199V200H156ZM180 201H179V200ZM187 199H188V202H185V201H187ZM225 199V200H224ZM240 199H243L242 201L240 200ZM248 199V201H246ZM251 199V200H250ZM35 200H38V201H36V203H34L35 202ZM90 200V203L88 202ZM100 200H101V202H100ZM110 200V201H109ZM117 200V201H116ZM149 200H151V202H149ZM152 200H154V201H152ZM161 200V201H160ZM175 200H176V202H175ZM184 200V201H183ZM195 200H197V201H195ZM209 200V203H206L205 201H208ZM214 200V201H213ZM218 200H222L221 202H219ZM227 200H228V202H229V204L227 203ZM232 200V201H231ZM253 200V201H252ZM259 200V201H258ZM262 200V202L260 203V201ZM2 201H7L8 203H9V205H6L7 204V202H5V203H2ZM24 201H25V204L26 205H24ZM27 201H28V203H27ZM34 201V202H33ZM49 201V202H48ZM155 201H156V203L157 204H155ZM158 201V202H157ZM164 201V202H163ZM191 203H190V202ZM219 203H218V202ZM224 201H226V203L227 204H225V203H223ZM48 202V203H47ZM93 202H96V203H94V205L92 204ZM140 202V203H139ZM149 202V203H148ZM152 202H154V203H152ZM171 202V203H170ZM173 202V203H172ZM182 202H183V204H182ZM185 202V203H184ZM194 202H196V204H198V205H195L194 204ZM216 204H215V203ZM231 202V203H230ZM238 202V203H237ZM241 202V203H240ZM246 202V203H245ZM255 204H254V203ZM29 203H31V205L29 204ZM99 203H101V204H99ZM104 203V204H103ZM151 203L153 204V206L154 207H152L151 206ZM170 203V204H169ZM175 203V204H174ZM189 205V207L187 206L186 207V205L187 204ZM213 203V204H212ZM222 205H221V204ZM235 203H237V204H235ZM21 206H20V205ZM34 204H36V205H38V206H36V205H34ZM54 204H57V205H55L54 206ZM90 205V207H88V205ZM95 204H96V206H95ZM116 204V205H115ZM122 204L124 205V206H122ZM126 204H128V205H126ZM129 204H131V205H129ZM132 204H134V205H132ZM150 204V205H149ZM159 204V205H158ZM162 204H163V206H162ZM171 205V206H168V205ZM181 204V206L183 207V209H182V207H181V210H180V205ZM190 204H192V205H190ZM211 204H212V206L215 204V206H211ZM218 204H219V206L221 205L222 206V208H221V206H220V208L219 207H217L218 206ZM238 204L239 205H242L243 207H241V206H238ZM15 205V206H14ZM28 205H29V208H25L26 206L28 207ZM34 205V206H33ZM91 205H92V208H91ZM98 205V206H97ZM107 205V206H106ZM145 205V206H144ZM177 205V206H176ZM210 205V206H209ZM230 205H232V206H230ZM25 206V207H24ZM43 206V207H42ZM118 206V207H117ZM128 208H127V207ZM129 206H133L134 208H129ZM142 206H144L145 207V209L146 208H148V209H144V207L142 208ZM155 206H156V208H155ZM159 206V207H158ZM162 208H161V207ZM168 206V207H167ZM179 206V207H178ZM197 206V207H196ZM200 206V207H199ZM224 206H227V207H229V209H227V207H225L224 208ZM261 208H260V207ZM6 207H8V208H6ZM54 207V208H53ZM68 208V209H66V208ZM88 207V208H87ZM97 207V208H96ZM115 207V208H114ZM124 207V208H123ZM165 207V208H164ZM174 207H176V210H178V211H172L171 209H173ZM178 207V208H177ZM247 207V208H246ZM14 208V209H13ZM32 208H34V209H32ZM44 208V209H43ZM50 210H49V209ZM52 208V209H51ZM104 208V209H103ZM111 208H113V210L111 209ZM116 208H117V211H116ZM127 208V209H126ZM151 208H153V210H151ZM166 208H167V210H168V208H169V210L167 211L166 210ZM185 208H187V209H185ZM195 208V209H194ZM199 209V213H200V216L203 218L205 215H208V216H205L206 218H203V220L205 221V224H206V227H204L205 226V224H204V222H202L203 220L201 219V217H199V215H198V212H197V210ZM208 208V209H207ZM239 208H240V210H239ZM250 208V209H249ZM11 209V212H9V210ZM16 209V210H15ZM31 210V211H29V210ZM57 209V210H56ZM188 209H190L191 211H192V213L190 214L189 212H191V211H189ZM232 211H231V210ZM3 210V211H2ZM5 210V211H4ZM22 210V211H21ZM27 210V211H26ZM46 210H48V213H47V211ZM54 210H56V211H54ZM87 210V211H86ZM107 210V211H106ZM118 210L121 212H118ZM155 210V212L156 211H158V212H160V211H162V213H158V212H153ZM173 210H175V208L173 209ZM182 210H184V211H182ZM187 210V211H186ZM208 212H207V211ZM225 210H228L229 212L226 214V212H225ZM243 210V211H242ZM246 212H245V211ZM42 211H43V213H42ZM56 213H54V212ZM59 211H60V213H66V215L68 216L69 215V213H70V217L68 216V217H64V216H66V215H57V213L59 214ZM84 211V212H83ZM98 211V212H97ZM170 211H172L171 212V214L172 213H174V214H170ZM201 211V212H200ZM207 212V213H203V212ZM219 211V212H218ZM221 211V212H220ZM231 211V212H230ZM235 211V212H234ZM241 211V212H240ZM252 211H254V212H252ZM18 212H20L19 213V215L17 214ZM52 214V212L56 215H52V216H55V218H53V217H51V214ZM81 212V213H80ZM86 212V213H85ZM138 212V213H137ZM151 212V213H150ZM167 212V213H166ZM168 212H169V215H170V218L172 219H170L169 218V215H168V218H167V215L166 214H168ZM180 212V213H179ZM186 212H188V213H186ZM211 212H213V213H211ZM222 212H223V214H222ZM233 212H234V216H233ZM243 212V213H242ZM251 212L253 213V216L251 215ZM6 213V214H5ZM41 213V214H40ZM83 213V215H81ZM109 213V214H108ZM115 214V213H117V215L115 214V215H113V214ZM136 213V214H135ZM153 213H154V215H153ZM175 213H176V215H175ZM179 213V214H178ZM183 213L184 214H186L185 216L183 215ZM201 213H203L204 214V216H203V214H201ZM218 213H220V215L221 216H218L219 214ZM225 213V214H224ZM238 213V217H237V214ZM261 214L262 215V213H263V215H262V217L261 216H259L258 214ZM4 214V215H3ZM12 215V217H11V215ZM21 214V215H20ZM72 214H74L73 216H72ZM86 216H85V215ZM110 214H112L113 215V217L114 218H112V216L110 215ZM141 214V215H140ZM157 214V215H156ZM179 216H178V215ZM190 215V216H188V215ZM209 214H213V216L212 215H210L209 216ZM251 215V217H249V215L248 216H245V215ZM255 214H257V215H255ZM3 215V216H2ZM38 215H39V217H38ZM103 215H105V216H103ZM110 215V216H109ZM136 215H138V216H136ZM143 215V216H142ZM146 215V216H145ZM149 215H150V220L151 219H155V218H157V219H159L158 221H157V219H155V220H151V221H148L149 220ZM192 215H195V216H192ZM228 215V216H227ZM230 215V216H229ZM231 215L233 216V217H231ZM6 216V217H5ZM20 216V219L18 218ZM82 216H84V217H82ZM115 216H119V217H115ZM139 216H140V220H139ZM166 216V217H165ZM198 216V217H197ZM12 219H11V218ZM37 217V218H36ZM46 217H48V218H46ZM51 219H50V218ZM58 217L60 218V220H58ZM74 217L76 218V217H78V218H76V219H74ZM79 217H82V218H79ZM108 217V218H107ZM120 217H122V218H120ZM137 217H138V219H137ZM153 217H155V218H153ZM181 217V218H180ZM182 217H184L183 219H184V221H182L183 219H182ZM190 217H193L192 219L190 218ZM215 217V218H214ZM217 217H219V219L217 218ZM222 217V218H221ZM246 218L245 220H247L248 219V223H247V221H245L244 219H241V218ZM2 218H3V220H2ZM9 218H10V220L11 221H8L9 220ZM34 218H35V220H34ZM64 218H67V220L68 221H66ZM90 218V220H88ZM96 219V221L98 220H101L102 218H106V219H103V220H101V221H99V223H98V221L96 222L95 220H93V219ZM116 218H118V219H116ZM131 218V219H130ZM133 218V219H132ZM141 218H143V219H141ZM164 218V219H163ZM165 218H167V219H165ZM175 218V219H174ZM208 218V219H207ZM212 219V220H210L209 222H208V220L209 219ZM235 218H237V219H235ZM240 218V219H239ZM6 219V220H5ZM8 219V220H7ZM27 219H29V220H27ZM40 219V220H39ZM48 219V220H47ZM53 219H57L58 221H56L55 222V220H53ZM73 219H74V221H73ZM77 219H79V220H77ZM86 219V221L87 222H85L84 220ZM110 219H113V220H110ZM121 219V220H120ZM128 219H130L129 221H128ZM137 219V220H136ZM187 219V220H186ZM194 219V220H193ZM195 219H196V222H195ZM198 219V220H197ZM201 219V220H200ZM222 219V220H221ZM226 219V220H225ZM230 219H232V220H230ZM251 220V222H250V220ZM2 220V221H1ZM21 220V221H20ZM36 220H37V224H36ZM43 220H47L48 221V223H47V221H46V226L48 227L49 226V228H50V230H49V228H47L46 226H44V227H46V229H48L49 231H47L46 232V230H44V228H43V225H44V221ZM50 220V221H49ZM53 220V221H52ZM71 220L73 221V222H71ZM76 220L77 221H79V222H76ZM92 220V221H91ZM107 220V221H106ZM142 220V221H141ZM164 220H166V221H164ZM178 222H177V221ZM191 220V221H190ZM193 220V221H192ZM199 220H200V222H202V224L199 222ZM237 222L236 223V226L234 227V225H235V221ZM240 220V221H239ZM242 220H243V223L245 224V225H247V226H245L243 223H242ZM17 221V222H16ZM25 221V222H24ZM52 221V222H51ZM84 221V222H83ZM104 221V222H103ZM113 221V222H112ZM126 221H128L127 223H126ZM156 221V222H155ZM172 222V224H170L171 222ZM186 221H188L187 223H186ZM222 221H224V222H222ZM234 221V222H233ZM253 221L255 222L253 225H252V223H253ZM16 222V223H15ZM18 222H20L21 224H22V226H20L21 224L19 223L18 224ZM41 222H43V225L41 224ZM49 222H50V224H49ZM60 224H59V223ZM63 222V223H62ZM66 222V223H65ZM69 222H71V225L73 226V223L74 222H76V224H78V225H74L72 228L70 227L71 225H69L70 223ZM80 222H82L81 224H80ZM94 222V223H93ZM155 222V223H154ZM222 222V223H221ZM241 222V223H240ZM7 223L10 225V227L13 229V227H15V226H19L17 229L15 228L14 229V232H12L13 230L9 227V226H7ZM33 223V224H32ZM35 223V224H34ZM52 223V224H51ZM56 223V224H55ZM68 223V225H66ZM112 223V224H111ZM154 224L155 225V227H154V225H152V224ZM158 223V224H157ZM168 223V224H167ZM191 223V224H190ZM223 223H225L224 225H223ZM262 223V224H261ZM13 224H16V225H13ZM24 224V225H23ZM49 224V225H48ZM62 224H64V226L62 225ZM85 224V225H84ZM110 224V225H109ZM136 226H135V225ZM151 224V225H150ZM162 224V225H161ZM175 224V225H174ZM241 224H243V225H241ZM33 225H35V226H37V227H39L40 225V227L39 228H37L36 227V229H39L38 231L36 230V229H34L35 228V226H33ZM56 225H60V227H58V226H56ZM64 227L63 229L61 228L62 226ZM81 225V226H80ZM82 225H84V226H82ZM109 225V226H108ZM131 225V226H130ZM166 225H168L167 227H165ZM171 225V226H170ZM201 225V226H200ZM207 225H209V226H207ZM237 225H238V227H239V231L240 232H238L237 231V233H236V230H237ZM260 227V229L257 227ZM263 225V226H262ZM5 226H6V228L7 227H9L10 228V231H9V228H7L8 230H6L5 229ZM13 226V227H12ZM27 226V227H26ZM53 226V227H52ZM78 226H80V228L78 227ZM99 226V228H97ZM103 226V227H102ZM160 226V227H159ZM161 226H163V228L161 227ZM173 226V227H172ZM177 226H178V228H177ZM183 226H185V228L183 227ZM186 226H187V229H186ZM190 226V227H189ZM191 226H193V227H191ZM201 227V228H198V227ZM225 226L227 227V228H225ZM234 227L233 229H234V231H233V229L231 228V227ZM245 226V227H244ZM253 226H254V228H255V230L257 229L258 231H254V229H253ZM23 227V231L21 230V228ZM24 227H25V229L26 228H28L26 231L27 232H25V230H24ZM43 228V230H44V232H46V234H44L42 231H40V230H42V228ZM65 227L67 228V230H65ZM70 227V228H69ZM94 227H96L95 228V230L93 229ZM104 228V229H102V228ZM130 227H132V228H130ZM140 227H142V228H145L143 231L141 230V228ZM157 227V228H156ZM168 227H169V229H170V231L168 230ZM213 228L214 230V232H215V239L213 240V239H211L212 237H214L213 236V231L212 232H210V228ZM215 227V228H214ZM237 227V228H236ZM244 227V229L246 228V227H248V228H246L245 229V231L242 229ZM54 228V229H53ZM58 228V229H57ZM80 231H77V229ZM81 228H83V229H81ZM150 228H152V229H150ZM160 228V229H159ZM162 228V229H161ZM176 228V229H175ZM190 228V230L192 231H189L188 229ZM194 228V229H193ZM211 228V229H212ZM224 228H225V230L227 229L228 230V232H226V233H229L228 234V236H227V234L225 235V230H224ZM228 228H230V231H229V229ZM5 229V230H4ZM19 229V231L17 232V230ZM53 229V231H52V233L50 232L51 230ZM62 229V230H61ZM70 229H72V233L71 232H69L70 231ZM74 229V230H73ZM91 229H93V230H91ZM100 229H102V230H100ZM155 229H157L156 230V232L154 231ZM173 229H174V231H173ZM181 229V230H180ZM185 229V230H184ZM205 229H207V231H209V232H206V230ZM221 229V230H220ZM56 230H58V231H56ZM59 230L60 231H62V237H60L61 235L59 234V233H61V232H59ZM64 230V231H63ZM77 231V233L79 234H77L76 233V231ZM83 230H84V232H83ZM90 230H91V232H90ZM108 230H111V232H110V235H112L111 236V238L109 237V239H108V236H109V231ZM113 230V231H112ZM150 230V231H149ZM162 230V231H161ZM177 230V231H176ZM187 230V231H186ZM202 230H203V232H202ZM216 230H218V231H216ZM219 230H220V232H219ZM247 230H248V232H247ZM252 230H253V232H252ZM6 231V232H5ZM21 231V232H20ZM75 231V232H74ZM94 231V232H93ZM96 231H98L97 233H96ZM134 231V233H135V235H134V233H132ZM140 232V234H139V232ZM146 231V232H145ZM164 231V232H163ZM168 231L170 232V233H168ZM176 231V232H175ZM180 231V232H179ZM184 231H186L187 233H185ZM200 232V233H196V232ZM242 231V232H241ZM17 234H16V233ZM20 232V235L18 234ZM25 232V233H24ZM40 233L39 235H41V237H42V235H43V237L44 236H46V239H44L43 237L42 238H39L40 236L37 234V233ZM48 232H50L49 233V236H48ZM57 232H59L58 233V238L57 237H55V235H57ZM64 232V233H63ZM68 232H69V234H68ZM119 232H121L122 234H120ZM138 232V233H137ZM141 232H143V234L141 233ZM151 232V233H150ZM165 233V232H167V235L165 234H163V233ZM184 232V233H183ZM252 232V233H251ZM256 232V233H255ZM7 233V234H6ZM13 233V234H12ZM21 233H22V235H21ZM28 235H27V234ZM29 233H31V234H29ZM41 233H43V234H41ZM54 233V234H53ZM56 233V234H55ZM66 233V234H65ZM76 234V236L74 235H71V236H69V237H71L70 239L68 238V235H70V234ZM83 233V234H82ZM105 233H106V238H107V240H106V238H105V236H103L102 234H104L105 235ZM115 233V234H114ZM146 233H147V236H145L144 237V235H146ZM159 233V235H157ZM174 233V234H173ZM218 233H219V235H218ZM232 233V235H230ZM236 233V234H235ZM9 234V235H8ZM15 234V235H14ZM24 234H25V238H26V240H29V239H33V240H29V241H31V242H33L32 244H30L29 243V246L30 247H28L27 246V243H28V241H26V240H21L22 238H24ZM50 234H52V235H50ZM108 234V235H107ZM118 234V235H117ZM121 235V237H122V235H123V237L122 238H125V236H126V238L127 237H129V239L127 238H125V241H124V239H122L121 237H120V235ZM130 234V235H129ZM142 234V235H141ZM161 234V235H160ZM196 234H197V236H196ZM207 234H209V235H207ZM216 234H217V236H216ZM221 234H222V236H224V237H221ZM242 234V235H241ZM5 235H7V236H5ZM37 235V236H36ZM64 235H66L67 236V238L66 237H63ZM84 235H86V236H84ZM87 235H89V236H87ZM96 235H98L97 237H96ZM158 236V238H157V236ZM171 235V236H170ZM199 235H202L200 238H202V242H203V244H202V242L199 240ZM206 237H204V236ZM257 237H256V236ZM15 236V237H14ZM21 236H22V238H21ZM29 236V237H28ZM31 236V237H30ZM53 237V238H50V237ZM73 236V237H72ZM77 236H78V239H77ZM82 237V239H80L81 237ZM99 236H101V237H99ZM116 236V237H115ZM119 236V238H117ZM130 236H132V238L133 239H136V240H134L135 242H132V238H130ZM136 236V237H135ZM137 236H140V238L139 237H137ZM176 236V237H175ZM183 236H185L184 238H183ZM196 236V237H195ZM208 236V237H207ZM231 236V237H230ZM243 236V237H242ZM254 236L256 237V238H254ZM38 237V238H37ZM50 239H49V238ZM76 237V238H75ZM80 237V238H79ZM87 237H89V239H88V241H86V239H87ZM105 238V239H102V238ZM142 237H143V241H142ZM163 237H164V239L166 238V239H168V240H164L163 239ZM211 237V238H210ZM217 237V238H216ZM221 237V238H220ZM228 237V238H227ZM234 239H233V238ZM3 238L5 239L4 241H7V242H9V243H7V242H5L4 244L2 243L3 242ZM20 238V239H19ZM56 238V239H55ZM63 238H65L64 240L66 241L67 239L69 240H67L66 242H67V244L66 245H68L69 244V246H66V245H63V244H65L64 243V240H63ZM74 240H77V243H76V241L74 242L73 241V239ZM94 238V239H93ZM100 238H101V240L103 241H101L100 240ZM204 238V239H203ZM211 239V240H209L208 241V239ZM223 238V239H222ZM230 238V239H229ZM19 239V240H18ZM41 239V240H40ZM43 239V240H42ZM52 239V240H51ZM56 241H55V240ZM58 239V240H57ZM72 239V240H71ZM138 239V240H137ZM141 241H140V240ZM173 239V240H172ZM238 239H240V240H238ZM243 239V240H242ZM257 239V240H256ZM19 241V243H18V241ZM60 240H62L61 242H63V243H61V245H59V241ZM82 240H83V242H82ZM95 240V241H94ZM129 240V241H128ZM195 240V241H194ZM196 240H198V241H196ZM207 240V241H206ZM228 240V241H227ZM231 240V241H230ZM256 240V241H255ZM259 240H261L262 242H260ZM2 241V242H1ZM26 243H24V242ZM38 243H36V242ZM44 241H46V244H48L47 245V247H44V246H46V245H44ZM78 241H80L81 243V245L83 246V244L84 243H86L84 246H83V250L84 251H82V249L80 248V247H82L79 243H78ZM91 241H93V243L91 242ZM177 241H179V242H177ZM187 241H189V242H186ZM220 241V242H219ZM225 241V242H224ZM235 241V242H234ZM237 241L238 242H240L242 245H240V243L238 244L237 243ZM244 241H245V243H244ZM259 241V242H258ZM34 242H35V244H37L36 246H35V244H34ZM49 242V243H48ZM50 242H51V244H50ZM53 242V243H52ZM71 242V243H70ZM87 242H88V244H87ZM94 242H95V244H94ZM97 242V243H96ZM99 242V243H98ZM163 242V243H162ZM199 242H201V244L199 243ZM228 242H231V243H233V244H231V243H228ZM24 243V244H23ZM54 243H57L58 244V246H57V244L56 245H54ZM75 243H76V246H75ZM89 243H92L93 244V246L91 245V244H89ZM100 243H103V244H100ZM106 245H105V244ZM123 243V244H122ZM135 243V244H136ZM177 243H179V244H177ZM198 243V244H197ZM222 243V244H221ZM224 243V244H223ZM228 244V248L230 249V247H231V245L235 248H232L231 250L234 252H232L233 253V255H231L230 253H231V250H227V244ZM236 245H235V244ZM258 243V244H257ZM22 244L24 245L23 247H24V249H23V247H22ZM70 244H73V245H71V246H73V247H71L70 246ZM78 244V245H77ZM98 244V245H97ZM118 244H120L119 246H118ZM174 244V245H175ZM182 244H184L183 246L185 247H182ZM185 244H186V246H185ZM208 244H209V246L210 247H212V249H214V248H216V249H218V248H220V249H218V252H217V250L216 249H214V250H212L211 251V249H210V247L208 246ZM219 244H221L220 245V247H219ZM238 244V245H237ZM245 244V245H244ZM246 244H248V245H246ZM9 245H11L10 247H11V251H10V247H9ZM18 246V247H16V246ZM40 245H43L42 246V248H41V246ZM116 245V246H115ZM181 245V246H180ZM189 245H191V246H189ZM196 245H198V246H196ZM202 245H206L205 247H207V248H205L204 247V249H203V247H202ZM218 245V246H217ZM223 245V247H224V249H223V247L221 248V246ZM257 245H259V247L257 246ZM5 246V247H4ZM26 246V247H25ZM57 246V247H56ZM106 247V249H105V247ZM124 246V247H123ZM180 246V247H179ZM191 247V248H193V251H192V249H190L189 247ZM194 246V247H193ZM201 246V248L199 249V247ZM214 246V247H213ZM230 246V247H229ZM261 246V247H260ZM56 247V248H55ZM62 247V249L63 250H60V248ZM66 247V251H67V254L66 253H64V252H66V251H64L65 248ZM68 247H69V249H68ZM70 247H71V249H70ZM84 247H89V249L91 250H89V249H86V248H84ZM91 247H93V248H91ZM96 249H95V248ZM101 247V248H100ZM114 247V248H113ZM123 247V248H122ZM196 247H197V249H196ZM258 247V248H257ZM7 248H9V251H8V249ZM26 248V249H25ZM30 248V249H29ZM36 248H37V250H36ZM76 248V249H75ZM80 249V250H78V249ZM117 248V249H116ZM173 248V249H172ZM175 248V249H174ZM182 248V249H181ZM189 248V250H191L192 251V253H188L187 251H189V250H187ZM244 248V249H243ZM74 249V250H73ZM86 249V250H85ZM109 249H112V250H109ZM182 250V252H181V250ZM196 249V250H195ZM240 249H242L241 250V252L243 251V250H245L244 252H246V251H248V253L246 252V253H244V252H242V254L241 255H239V254H237V252L240 250ZM6 250V251H5ZM23 252V254H22V252ZM24 250V251H23ZM76 250V251H75ZM77 250H78V252H77ZM89 250V251H88ZM159 250V251H158ZM204 250H206V253H207V255H206V253H205V251L203 252ZM235 250V251H234ZM7 251H8V253H7ZM14 251L15 252H17V254L18 255H20V256H18L17 257V254H15L14 253ZM28 253H27V252ZM30 251V252H29ZM39 251H42V252H39ZM44 251V252H43ZM63 251V252H62ZM70 251L72 252V254H73V257H72V254L70 253ZM81 251V252H80ZM88 253H87V252ZM92 251H93V254H92ZM95 251V252H94ZM186 251V252H185ZM190 251V252H191ZM202 252L201 254L199 253V255L197 254L198 252ZM209 251H211V253L209 252ZM226 252V254L224 255V260H222V253L223 252ZM250 251H254V253L253 252H250ZM19 252V253H18ZM32 252V253H31ZM38 252V253H37ZM81 253V255H80V253ZM82 252H85V253H82ZM96 252H97V255H95V257H94V254H96ZM184 252L185 253H187V254H189V255H185L184 254ZM196 252V253H195ZM213 252V253H212ZM220 253V254H217V253ZM222 252V253H221ZM224 252V253H225ZM230 252V253H229ZM236 252V253H235ZM250 252V253H249ZM256 252H257V255H256ZM6 253V254H5ZM27 253V254H26ZM115 253V254H114ZM127 253V254H126ZM175 253H176V255H175ZM205 253V254H204ZM240 253V252H239ZM259 253H261L263 256L262 257H260L261 255H259ZM23 256H22V255ZM26 254V255H25ZM30 254V255H29ZM34 254L36 255V257L34 256ZM41 254V255H40ZM61 254H63V255H61ZM64 254H66V256L64 255ZM68 254H70V255H68ZM82 254H84V255H82ZM85 254H88V255H85ZM91 256H90V255ZM178 254V255H177ZM202 254H204L203 255V257L202 256H200V255H202ZM210 254H211V256H210ZM229 254L231 255V256H229ZM250 254H251V256H250ZM254 254H255V256L256 257H254ZM29 255V256H28ZM33 255V256H32ZM76 255H79V256H82V257H80V258H76ZM118 255V256H117ZM157 255V256H158ZM194 255H198L197 257H202L203 258V260L202 259H200V257H199V259H197V257L196 256H194ZM216 255V256H215ZM237 255V256H236ZM247 255H249V256H247ZM258 255H259V257H258ZM7 256V257H6ZM12 256H13V258L14 259H16V257H17V259L16 260H14L13 258H12ZM34 258V259H32V257ZM41 256H43L42 258H41ZM57 256V257H58ZM68 256H69V258H68ZM89 256V257H88ZM176 256V257H175ZM191 257L190 259L189 258H186V257ZM207 256V257H206ZM232 256H234V257H236V258H233ZM10 257V258H9ZM86 257L88 258V259H86ZM93 257V258H92ZM96 257H98L97 258V261L98 262H96ZM122 257V259H124V260H120V258ZM174 257V258H173ZM193 257V258H192ZM210 258L211 257V259H207V258ZM215 258L216 259V261L215 260H212V258ZM218 257V258H217ZM220 257V258H219ZM226 257H228V259H226ZM230 257V258H229ZM240 257V258H239ZM253 257H254V259H253ZM6 258V259H5ZM41 258V259H40ZM81 258H82V260H81ZM84 258V259H83ZM239 258V259H238ZM244 259V261H241V259ZM255 258H259V259H255ZM26 259V260H25ZM30 259V262L28 261ZM82 261H80V260ZM85 259L87 260V261H85ZM93 259H95V260H93ZM100 259V260H99ZM192 259H194V261H196V262H192L193 260ZM207 259V260H206ZM219 261H218V260ZM235 259V260H234ZM242 259V260H243ZM262 259V260H261ZM4 260H5V262H4ZM14 260V261H13ZM37 260H38V262H37ZM46 261V262H43V261ZM68 260V261H67ZM76 261V263H75V261ZM79 260V261H78ZM92 260V261H91ZM181 260V261H180ZM187 260V261H186ZM211 260V261H210ZM233 260L235 261L234 263H233ZM13 261V262H12ZM17 261V262H16ZM34 261V262H33ZM124 261H125V263H124ZM171 261V262H172ZM223 261V262H222ZM227 261V262H226ZM232 261V262H231ZM241 261V262H240ZM15 262V263H14ZM48 262V263H47ZM78 262H80V263H78ZM171 262H169L170 264H172ZM214 262V263H213ZM216 262V263H215ZM245 262V263H244ZM254 262V263H255ZM0 263V264H1ZM2 263V264H3ZM55 263H53V264H55ZM220 263V264H221ZM258 263H256V264H258Z\"/></svg>",
  "mask_w": 264,
  "mask_h": 264
},
{
  "label": "bare ground",
  "instance_id": "2",
  "mask_svg": "<svg viewBox=\"0 0 264 264\" xmlns=\"http://www.w3.org/2000/svg\"><path fill=\"white\" fill-rule=\"evenodd\" d=\"M22 1H23V0H22ZM28 1H29V0H28ZM38 1H39V0H38ZM38 1H35V3L38 2ZM46 1H47V0H46ZM46 1L41 2V3H46ZM51 1H52V0H51ZM76 1H77V0H76ZM82 1H83V0H82ZM82 1H80V2L77 3V4H80ZM111 1H114V0H110V1L107 0L106 2L109 4V2H111ZM119 1H122V0H118V2H119ZM126 1H128V0H126ZM126 1L124 0L125 3H126ZM132 1H133V0H132ZM134 1H135V0H134ZM134 1H133V2H134ZM138 1H142V0H138ZM156 1H157V0H156ZM165 1H166V0H165ZM165 1H164V3H165ZM168 1H169V0H167V2H168ZM171 1H172V0H171ZM171 1H170V3L172 4L174 1H172V2H171ZM185 1H186V0H185ZM187 1H188V0H187ZM192 1H193V0H192ZM206 1H207V0H206ZM209 1H211V0H209ZM220 1L222 2V1H224V0H220ZM220 1H216V2H217V3L219 2V5L222 6ZM226 1H227V0H226ZM226 1H225V2H226ZM228 1H229V0H228ZM240 1H242V0H240ZM246 1H247V0H246ZM250 1H251V0H250ZM254 1H255V0H254ZM17 2H19V1H17ZM52 2H54V0H53ZM55 2H58V1H55ZM55 2H54V5H55ZM73 2H74V1H73ZM98 2H99V1H98ZM106 2H105V3H106ZM115 2H116V0H115ZM122 2H123V1H122ZM133 2L128 1V3H131V4H134ZM143 2H145V1L143 0ZM151 2H153V1H151ZM151 2H150V3H151ZM158 2H159V1H158ZM196 2H198V1H196ZM199 2H200V0H199ZM207 2H208V1H207ZM213 2H214V0H213ZM225 2H224V3H225ZM248 2H249V1H248ZM261 2H262V0H261ZM261 2H260V4H261ZM20 3H21V2H20ZM23 3H24V2H23ZM25 3H26V2H25ZM27 3L29 4V2H27ZM38 3H39L38 6L40 7L41 4H40V2H38ZM64 3H66V2H64ZM68 3H69V2H68ZM100 3H101V4H105V3L102 2V1H101ZM113 3H114V2H113ZM113 3H112V5H113ZM120 3H121V2H120ZM140 3H141V2H140ZM180 3H181V0H180ZM182 3H183V1H182ZM182 3H181V6H182ZM194 3H195V2H194ZM211 3H212V2H211ZM222 3H223V2H222ZM224 3H223V6L226 5V4H228L227 2H226L225 4H224ZM243 3H244V1H243ZM262 3H263V2H262ZM11 4H12V3H11ZM18 4H19V3H18ZM30 4H31V3H30ZM46 4H47V3H46ZM48 4H49V3H48ZM48 4H47V6H44V7H48V6H49ZM51 4H52V3H51ZM51 4H50V6H51ZM57 4H58V3H57ZM71 4H72V3H71ZM145 4H147V3H145ZM155 4H156V3H154L153 5H155ZM160 4H162V3L159 2V5H160ZM165 4H166V3H165ZM167 4H168V3H167ZM175 4H176V3H175ZM188 4H189V1L187 2V5H188ZM190 4H191V2H190ZM190 4H189V5H190ZM198 4H199V3L194 4V5L197 7ZM202 4H203V2H202ZM202 4H199V5H202ZM229 4H230V3H229ZM238 4H239V3H238ZM252 4H253V3H251V5H252ZM260 4H259V5H260ZM0 5H1V4H0ZM2 5H3V4H2ZM4 5H5V4H4ZM36 5H37V4H36ZM52 5H53V4H52ZM58 5H59V4H58ZM67 5H69V4H67ZM112 5H111V7H110V4H109L108 7L112 8ZM114 5L119 6L120 4L117 5V2H116V4H114ZM114 5H113V7H114ZM123 5H124V4H123ZM125 5H126V4H125ZM135 5H136V6H135V8H136V7H137L138 5H140V4L137 5V3H136ZM148 5H149V3H148ZM157 5H158V3H157ZM157 5H155V6L157 7ZM159 5H158V7H159ZM184 5H185V4H184ZM209 5H211L210 2H209ZM213 5H215V3H214ZM231 5H233V4H231ZM241 5H242V4L240 3V6H241ZM249 5H250V3H249ZM251 5H250V6H251ZM7 6H8V5H7ZM33 6H34V5H33ZM38 6H36V8H37ZM116 6H115V7H116ZM127 6H128V5H127ZM133 6H134V5H133ZM150 6H151V4H150ZM164 6H165V5H164ZM178 6H179V5H178ZM211 6H212V5H211ZM211 6H210L209 9L212 8ZM215 6H216V5H215ZM227 6H228V5H227ZM250 6H249V7H250ZM254 6H255V5L253 4V7H254ZM41 7H42V6H41ZM86 7H87V6H86ZM101 7H102V6H101ZM141 7H142V5H141ZM168 7H169V6H168ZM190 7H191V5H190ZM205 7L207 8V6H205ZM229 7H230V6H229ZM233 7H234V6H233ZM235 7H236V6H235ZM241 7H242V6H241ZM241 7H240V8H241ZM244 7H245V6H244ZM247 7H248V6H246V9H245V10H247ZM1 8L4 9L2 6H1ZM32 8H33V7H32ZM34 8H35V7H34ZM34 8H33V9H34ZM48 8H49V7H48ZM57 8H58V6H57ZM63 8H64V7H63ZM68 8H69V7H68ZM71 8H73V6H72ZM77 8H79V7H77ZM80 8H81V7H80ZM106 8H107V7H106ZM110 8H109V9H110ZM116 8H117V7H116ZM120 8H121L122 10H124V9L127 8V7H125V8L120 7ZM133 8H134V7H133ZM133 8H132L131 10H133ZM142 8H143V7H142ZM142 8H141V9H142ZM148 8H149V7H148ZM160 8H161V5H160ZM163 8H164V7H163ZM172 8H173V7H172ZM177 8H178V7H177ZM182 8H183V10H184L185 7H182ZM198 8H199L198 10H200V7H198ZM213 8H214V7H213ZM213 8L211 9L212 11H210L208 8H207V10L210 11V12H213V11H214ZM215 8H216V7H215ZM220 8L222 9L223 7H220ZM224 8H225V7H224ZM226 8H227V7H226ZM231 8H232V7H231ZM237 8H238V7H237ZM240 8H239V10H240ZM242 8H243V7H242ZM255 8H256V6H255ZM6 9H7V8H6ZM9 9H12V8L9 7ZM9 9H8V10H9ZM21 9L24 10L23 8H21ZM53 9H56V7L53 8ZM65 9H66V7H65ZM84 9L86 10L85 7H84ZM95 9H96V8H95ZM99 9H101V8L99 7ZM103 9H105V8H103ZM103 9H102V10H103ZM121 9H120V10H121ZM127 9H128V8H127ZM129 9H130V8H129ZM156 9H157V8H156ZM161 9H162V8H161ZM164 9H166V8H164ZM169 9H170V8H169ZM169 9H167V10L169 11ZM216 9H219V8H216ZM232 9H233V8H232ZM232 9H231V10H232ZM235 9H236V8H235ZM235 9H234V10H235ZM252 9H253V8H252ZM252 9H251V10H252ZM260 9H261V8H260ZM260 9H256V10H260ZM26 10H27V9H26ZM79 10H80V9H79ZM89 10H90V9H89ZM92 10H94V9H91V11H92ZM106 10H108V9H106ZM112 10H114V8H113ZM131 10H130V11H131ZM134 10H138V9H134ZM139 10H140V9H139ZM139 10H138V12H141V10H140V11H139ZM150 10H151V7H150ZM157 10H158V9H157ZM195 10H196V9H195ZM201 10H203V9L201 8ZM201 10H200V11H201ZM205 10H206V9H205ZM222 10H223V9H222ZM222 10H221V11H222ZM225 10H226V9H225ZM248 10H249V9H248ZM251 10H250V11H251ZM253 10H254V9H253ZM1 11H2V10H1ZM5 11H6V10H5ZM40 11H41V10H40ZM47 11H48V10H47ZM54 11H55V10H54ZM58 11H59V9H58ZM91 11H90V13H91ZM100 11H101V10H100ZM115 11L118 12L119 9H118V10L115 9ZM130 11H129V14L131 13V16H133L132 14H133L135 11H134L133 13L130 12ZM160 11L162 12L163 10H160ZM160 11H158V12H160ZM170 11H171V10H170ZM172 11H173V10H172ZM180 11H182V10H180ZM185 11H186V9H185ZM188 11H189V10H188ZM188 11H186L185 13H187ZM200 11H198V12H200ZM215 11H216V10H215ZM215 11H214V12H215ZM236 11H237V10H236ZM243 11H244V8H243L242 12H243ZM9 12H10V11H8L7 13H9ZM43 12H44V10H43ZM98 12H99V11L96 10V13H98ZM102 12H103V11H102ZM108 12H109V11H108ZM108 12H107V13H108ZM110 12L112 13V11H110ZM110 12H109V13H110ZM121 12H122V11H121ZM123 12H124V11H123ZM123 12H122V13H123ZM151 12H152V10H151ZM166 12H167V11H166ZM176 12H177V11H176ZM178 12H179V11H178ZM183 12H184V11H183ZM183 12H182V13H183ZM202 12H203V11H202ZM223 12H224V11H222V13H223ZM233 12H234V11H231V14H232ZM251 12H253V11H251ZM256 12H257V14H258V12H259V15L261 14L260 11H256ZM262 12H263V11H262ZM7 13H6V14H7ZM51 13H52V12H51ZM60 13H61V11H60ZM81 13H82V12H81ZM109 13H108V14H109ZM118 13H119V12H118ZM118 13H117V14H118ZM135 13H136V12H135ZM135 13H134V14H135ZM152 13H153V12H152ZM172 13H173V12H172ZM172 13H171V14H172ZM185 13H183V14L185 15V19H187L188 16H186ZM204 13H206V12H204ZM204 13H203V14H204ZM207 13L209 14V12H207ZM215 13H216V12H215ZM224 13H226V12H224ZM228 13H229V12H228ZM228 13H227V14H228ZM243 13H245V12H243ZM248 13H249V12H248ZM10 14H13V15H14L15 12H14V13L11 12ZM34 14H35V13H34ZM34 14L32 13L33 16H34ZM44 14H46V13H44ZM52 14H53V13H52ZM52 14H51V15H52ZM127 14H128V12L124 13L123 15H127ZM137 14H138V13H137ZM155 14H156V13H155ZM155 14H154V15H155ZM163 14H165V12H164ZM187 14H188V13H187ZM235 14H236V13H235ZM237 14H238V11H237ZM240 14H241V13H240ZM240 14H239V16H240ZM254 14H255V13H254ZM254 14H253V15H254ZM88 15H89V14H88ZM95 15H96V14H95ZM98 15H99V14H98ZM98 15H97V16H98ZM109 15H110V14H109ZM111 15H112V14H111ZM119 15H120V14H119ZM119 15H118V16H119ZM123 15H121V16H123ZM135 15H136V14H135ZM161 15H162V14H161ZM172 15H173V14H172ZM178 15H180V14H178ZM193 15H194V14H193ZM200 15H202L201 12H200ZM217 15H218V14H217ZM219 15H220V14H219ZM223 15H224V14H223ZM225 15H226V14H225ZM233 15H234V14H233ZM253 15H252V16H253ZM261 15H262V14H261ZM3 16H5V14H4ZM6 16H7V15H6ZM38 16H40V15H38ZM47 16H48V13H47ZM69 16H70V15H69ZM92 16H93V15H92ZM121 16H119V17H121ZM137 16H138V15H137ZM137 16H136V17H137ZM148 16H150L149 13H148ZM173 16H175V15H173ZM230 16H231V15H230ZM230 16H227V17H230ZM237 16H238V15H237ZM237 16H236V17H237ZM239 16H238V17H239ZM242 16H243V15H242ZM242 16H241V17H242ZM252 16H251V18L254 17V16H253V17H252ZM262 16H263V15H262ZM26 17H27V15H26ZM29 17H30V16H29ZM43 17H44V16H43ZM70 17H71V16H70ZM99 17H100V16H99ZM110 17H111V16H110ZM116 17H117V15H116ZM119 17H117V18H119ZM134 17H135V16H134ZM152 17H155V16H152ZM179 17H180V16H179ZM182 17H183V16H181V18H182ZM207 17L210 18V16H207ZM216 17H217V16H215L214 19H216ZM243 17H244V16H243ZM245 17H246V16H245ZM247 17H248V16H247ZM247 17H246L245 19H247ZM263 17H264V16H263ZM34 18H35V17H34ZM36 18H37V17H36ZM72 18H73V17H71V19H72ZM74 18H75V16H74ZM74 18H73V19H74ZM84 18L86 19L85 16H84ZM93 18H94V17H93ZM95 18H96V17H95ZM101 18H103V17H101ZM101 18H100V20H101ZM107 18H108V17H107ZM112 18H113V17H112ZM112 18H111V19H112ZM122 18H123V17H122ZM161 18H165V17L163 16V17H161ZM176 18H177V16H175V19H176ZM190 18H191V17H189V20H191ZM200 18H201V16H200ZM204 18H206V17H204ZM211 18H212V16H211ZM219 18H220V16H218V20H219ZM222 18H224V16H223ZM222 18H220V19H222ZM225 18H226V16H225ZM231 18H232V17H231ZM254 18H256V17H254ZM254 18H253V19H254ZM257 18H258V16H257ZM257 18H256V19H257ZM10 19H11V18H10ZM10 19H9V20H10ZM20 19H21V18H20ZM38 19H39V18H38ZM48 19H49V18H48ZM80 19H81V18H78V21H76V23H78ZM104 19H105V18H104ZM114 19H115V18H114ZM133 19H134V18L131 17V20H133ZM139 19H140V21L138 20V22L141 23V18L139 17ZM145 19H146V21H147V18H144V21H145ZM201 19H203V18H201ZM214 19H211V22H210V28L212 27V25H213V23H214L215 21H216V24L218 23V22H217L218 20H215V21H214ZM229 19H230V18H229ZM229 19H228V20H229ZM15 20H16V19H15ZM29 20H30V19H29ZM35 20H36V19H35ZM41 20H42V18L40 19V21H41ZM44 20H46V18H44ZM82 20H83V18H82ZM108 20H109V19H108ZM116 20H117V19H116ZM118 20H119V19H118ZM128 20H129V18H128L126 21H128ZM161 20H162V19H161ZM161 20H159V21H161ZM193 20H194V19H193ZM199 20H200V19H199ZM205 20H207V19H205ZM205 20L203 19V21H201V23L204 22ZM222 20H223V19H222ZM257 20H258V19H257ZM262 20H264V19H262ZM4 21L6 22L5 19H4V20H1V22H4ZM11 21H14V20L12 19ZM24 21H25V20H24ZM31 21L33 22V20H31ZM67 21H69L68 17H67ZM71 21H72V20H71ZM80 21H81V20H80ZM83 21H85V20H83ZM83 21H82V22H83ZM91 21H92V18H91ZM126 21H125V22H126ZM184 21H186V20H184ZM209 21H210V19H209ZM212 21H213V22H212ZM224 21H225V23H226L227 18H226V20H224ZM250 21H251V20H248V22L246 21V23L250 24V23H249ZM15 22H16V21H15ZM15 22H14V23H15ZM18 22H22V21L20 20V21H18ZM64 22H65V21H64ZM86 22H87V21H86ZM86 22H85V23H86ZM94 22H95V21H94ZM94 22H93V25H94ZM99 22H100V21H99ZM101 22H102V21H101ZM105 22H106V21H105ZM125 22H124V24H125ZM136 22H137V21H136ZM180 22H181V21H180ZM206 22H207V21H206ZM206 22H205V23H206ZM219 22H220V21H219ZM227 22H228V21H227ZM234 22H235V23H237V22L239 23V21L236 22L235 20H234ZM243 22H244V21H243ZM259 22H260V18H259ZM16 23H17V22H16ZM16 23H15V24H16ZM26 23H28V22H26ZM26 23H25V24H26ZM29 23H30V22H29ZM36 23H39V22H36ZM41 23H42V21H41ZM62 23H63V22H62ZM91 23H92V22H91ZM103 23H104V22H103ZM121 23H122V22H120V24H121ZM154 23H155V22H154ZM175 23H176V22H175ZM207 23H208V22H207ZM211 23H212V25H211ZM221 23H222V22H221ZM225 23H224V24H225ZM253 23H255V22L252 21V27L255 28L256 25L253 24ZM10 24H11V23H10ZM20 24H21V23H20ZM30 24H31V23H30ZM66 24H67V23H66ZM68 24H69V23H68ZM71 24H72V22H71ZM73 24H74V23H73ZM79 24H80V22H79ZM82 24H83V23H82ZM104 24H105V23H104ZM127 24H129V22H128ZM184 24H185V23H184ZM216 24H215V25H216ZM233 24H234V23H233ZM241 24H242V23H241ZM248 24L246 25L245 28L248 27ZM0 25H1V24H0ZM16 25H18V24H16ZM21 25H22V24H21ZM26 25L28 26V24H26ZM31 25H32V24H31ZM33 25H34V23H33ZM69 25H70V24H69ZM76 25H77V24H76ZM95 25H96V24H95ZM98 25H99V30H97V27H95V26H94L93 28H92V27H91V28L88 27L89 29H91V30H90V33L87 32L88 34H87V33L85 34V36L89 35L93 40H94V37H95V41H94V43L97 42V41H96V38H97L100 34L102 35V33L108 32V31L103 32V30H102V33H100V32H101V30H100L101 27H100V24H98ZM105 25H107V23H106ZM105 25H104V27L106 28L107 26H105ZM111 25H112V24H111ZM118 25H119V24H118ZM125 25H126V24H125ZM125 25H124V26H125ZM137 25H138V23H137ZM145 25H146V24H145ZM173 25H174V24H172L171 26H173ZM180 25H181V24H179V28L182 27V26L180 27ZM205 25H206V27H207V25L209 26V23H208V24H205ZM220 25H222V24H220ZM220 25H219V26H220ZM231 25H232V24H231ZM231 25H230V23H229V26H231ZM242 25H243V24H242ZM253 25H255V26H253ZM1 26H2V25H1ZM1 26H0V28H2ZM5 26L7 27V25H5ZM8 26H10V25H8ZM27 26H25V29L27 28ZM63 26H64V25H63ZM66 26H67V25H66ZM66 26H65V27H66ZM72 26H73V25H71L70 27H72ZM74 26H75V25H74ZM77 26H78V25H77ZM81 26H82V25H81ZM84 26H85V25H84ZM87 26H88V25H87ZM89 26H90V25H89ZM91 26H92V25H91ZM108 26H109V25H108ZM133 26H135V25H133ZM177 26H178V25H177ZM201 26L203 27L204 25L201 24ZM201 26H200V28H199L198 26H197V27H198L199 29H201ZM258 26H259V25H258ZM11 27H12V25H11ZM11 27H8L9 30H8V28H7V29H3V30H5V31L8 30V32H9ZM17 27H20V25L17 26ZM34 27H35V26H34ZM36 27H38V26H36ZM41 27H42V26H41ZM127 27H128V26H127ZM135 27H136V26H135ZM135 27H134V28H135ZM137 27H139V25H138ZM137 27H136V29H137ZM142 27H143V26H142ZM142 27H139V28H141V29L143 30ZM144 27H145V26H144ZM168 27L170 28L169 24H168ZM204 27H205V26H204ZM206 27H205V28H206ZM214 27H215V26H214ZM217 27H218V26H217ZM221 27H222V26H221ZM243 27H244V26H243ZM259 27H260V26H259ZM259 27H258V28H259ZM261 27H262V25H261ZM263 27H264V26H263ZM4 28H5V27H4ZM28 28H29V27H28ZM30 28H31V26H30ZM67 28H68V26H67ZM107 28H109V27H107ZM118 28H119V27H118ZM139 28H138L137 31H139ZM145 28L147 29V25H146ZM182 28H183V27H182ZM184 28H185V27H184ZM184 28H183V29H184ZM205 28H204V29H205ZM208 28H209V27H208ZM208 28H207V29H208ZM224 28H225V27H224ZM248 28H249V29H252V28H251V25H250V27H248ZM11 29H12V28H11ZM17 29H18V28H17ZM20 29H21V27L19 28V30H20ZM36 29H38V28H36ZM41 29H42V28H41ZM43 29H44V27H43ZM54 29H56V28H54ZM57 29H58V28H57ZM73 29H75V28L73 27ZM84 29H85V28H84ZM103 29H104V28H103ZM110 29H111V27H110ZM120 29H121V28H120ZM122 29H123V28H122ZM127 29H128V28H127ZM136 29H135V30H136ZM146 29H145V30H146ZM156 29H157V28H156ZM167 29H168V28H167ZM172 29H173V28H172ZM199 29H198V30H199ZM204 29H203V32H204ZM207 29H205V30H207ZM211 29H212V28H211ZM219 29H221V28L219 27ZM227 29H228V28H227ZM259 29H260V28H259ZM21 30H22V29H21ZM32 30H33V29H32ZM69 30H70V29H69ZM69 30L67 29V31H65V33H63V35H65L66 32H68ZM117 30H118V29H117ZM128 30H129V29H128ZM130 30L132 31L131 28H130ZM198 30H197V31L193 30V31H195V32H199L200 30H199V31H198ZM213 30L216 32V30H215L214 28L212 29L211 32L214 33ZM222 30H223V29H222ZM230 30H231L232 33H231V34L228 33V32H227V33L230 34V37H231L232 34H233L234 32H233V29H231V27H230ZM252 30H253V29H252ZM254 30H255V29H254ZM257 30H258V29H256V32H257ZM0 31H1V33H2V30H0ZM14 31H15V30H14ZM14 31H13V29L11 30V32H13V33H14ZM17 31H18V30H17ZM23 31H24V33H27V32H25V30H23ZM23 31H22V32H23ZM38 31H39V30H37V33H38ZM72 31H73V30H72ZM84 31H85V30H84ZM109 31H110V30H109ZM113 31H114V30H113ZM118 31H119V30H118ZM118 31H117V32H118ZM133 31H134V30H133ZM137 31H135V32H137ZM143 31H144V30H143ZM147 31H148V30H147ZM174 31H176L175 28H174ZM184 31H185V30H184ZM207 31H208V30H207ZM224 31H225V30H224ZM250 31H251V30H250ZM258 31H259V30H258ZM261 31H263V30H261ZM8 32H7V34H8ZM22 32H20V33L18 32L19 35H20ZM76 32H77V34H78V31H76ZM76 32H75V34H76ZM98 32H99V35H98ZM110 32H111V31H110ZM121 32H122V31H121ZM141 32H142V31H141ZM144 32H145V31H144ZM165 32H166V31H165ZM203 32H202V33H203ZM236 32H237V31H236ZM236 32H235V33H236ZM1 33H0V34H1ZM4 33H6V32H4ZM13 33H12V35H13ZM33 33H34V31H33ZM71 33H72V32H71ZM71 33H70V37H74V38H76V36H71V35H72ZM80 33H81V30H80ZM111 33H112V32H111ZM122 33H123V32H122ZM124 33H125V35L123 34V36H127V35H126V30H125ZM132 33L134 34V32H132ZM139 33H140V32H139ZM162 33H163V31H162ZM172 33L174 34V32H172ZM175 33H176V32H175ZM180 33H183V32L180 31ZM184 33H185V32H184ZM184 33H183V34H184ZM187 33H188V32H187ZM187 33L185 34V36H186L185 38H186V39H187V36H188ZM209 33H210V32H207V34L204 33V35H207L206 38H208V36L210 37V34H209ZM224 33H225V32H223V34H224ZM259 33H260V32H259ZM259 33H258V35H259ZM10 34H11V33H10ZM34 34H35V33H34ZM42 34H43V33H42ZM75 34H74V35H75ZM81 34H82V33H81ZM83 34H84V33H83ZM116 34H117V33H116ZM118 34H119V33H118ZM137 34H138V33H137ZM146 34H147V33H146ZM146 34H145V35H146ZM173 34L170 35V36L172 37V36L175 35V34H174V35H173ZM194 34L196 35V33H194ZM208 34H209V35H208ZM218 34H219V32H218ZM247 34H249V33L247 32ZM256 34H257V33H256ZM12 35H10V37H11ZM28 35H29V34H27V36H28ZM40 35H41V34H40ZM44 35H46V34H44ZM61 35H62V34H61ZM107 35H108V34H107ZM110 35H111V34H110ZM121 35H122V34L120 33V37H121ZM145 35H144V36H145ZM199 35H200V32H199ZM213 35H214V37L216 38L215 33H214ZM213 35H211V37H212ZM236 35H238V34L236 33ZM249 35H250V36L252 35L251 32H250ZM249 35H248V38H249V39H246V38H244V39L249 40V42L255 41L253 38H256V37H252L253 40L251 41ZM258 35H257V36H258ZM263 35H264V34H263ZM2 36H3V33H2ZM8 36H9V34H8ZM14 36H15V38H16V35H14ZM20 36H24V35L22 34V35H20ZM85 36L83 35V38H84ZM114 36H115V34H114ZM116 36H117V35H116ZM123 36H122V37H123ZM160 36H161V35H160ZM175 36H176V35H175ZM189 36H190V35H189ZM189 36H188V37H189ZM217 36H218V35H217ZM220 36H221V35H220ZM233 36H234V35H233ZM239 36H240V35H239ZM241 36H242V35H241ZM260 36H262V35H259V37H260ZM39 37H40V36H39ZM39 37H38V38H39ZM66 37H67V36H66ZM99 37H100V36H99ZM103 37H104V35H103ZM105 37H106V35H105ZM118 37H119V36H118ZM145 37H147V36H145ZM151 37H153V36H151ZM168 37H169V36H168ZM178 37H179V36H178ZM180 37H181V35H180ZM182 37H183V36H182ZM182 37H181V38H182ZM201 37L204 38L203 36H201ZM201 37H200V38H201ZM211 37H210V38H211ZM222 37H223V36H222ZM235 37H237V36H235ZM244 37H245V35H244ZM11 38H12V37H11ZM17 38H19L18 35H17ZM40 38H42V37H40ZM79 38H80V36H79ZM79 38H78V39H79ZM106 38H108V37H106ZM185 38H184V39H185ZM197 38H198V37H197ZM197 38H196V40L198 41ZM225 38H226V37H225ZM3 39H5L4 36H3ZM3 39H1V40H3ZM24 39H25V38H24ZM33 39H34V38H33ZM64 39L67 40V38H64ZM64 39H63V41H64ZM69 39H70V38H69ZM80 39H81V38H80ZM87 39H88V37H87ZM92 39H91V42H90V43L93 42ZM98 39H99V38H98ZM101 39H103V38H100L99 40H101ZM104 39H105V38H104ZM115 39H117V38H115ZM146 39H147V38H146ZM184 39H180V41H181V40L184 41ZM186 39H185V40H186ZM216 39L219 40V39H221V38H218V37H217ZM228 39H229V38H228ZM237 39H239V38H237ZM257 39H258V37H257ZM9 40H10V42H12L10 38H9ZM9 40H8V42H9ZM15 40H16V39H15ZM15 40H14V41H15ZM72 40H74V39H72ZM85 40H86V39H85ZM162 40H163V39H162ZM203 40H204V39H203ZM206 40H207V39H206ZM208 40H209V39H208ZM214 40H215V39H214ZM223 40H224V39H223ZM232 40H233V39H232ZM246 40H244V41H246ZM4 41H6V40H4ZM17 41H18V39H17ZM20 41H21V40H20ZM20 41H19V42H20ZM31 41H32V40H31ZM87 41H90V39L87 40ZM106 41L108 42L109 40H106ZM131 41H132V40H131ZM131 41H130V42H131ZM149 41H150V40H149ZM209 41H211V40H209ZM216 41H217V40H216ZM234 41H236V40L234 39ZM0 42H2V41H0ZM10 42H9V43H10ZM22 42H23V40H22L20 43H22ZM43 42H47V41H43ZM68 42L71 43V41H68ZM68 42H65V43H63V44H66V46H67V43H68ZM74 42H75V41H74ZM78 42H79V41H78ZM78 42H77V43H78ZM99 42H100V41H98L97 44H98ZM125 42H127V40H126ZM144 42H145V41H144ZM147 42H148V41H147ZM203 42H205V41H203ZM207 42H208V41H207ZM211 42H212V41H211ZM218 42H219V45H220V44L223 43L224 41L222 42V40H221V43H220V40H219ZM226 42H227V45H228V40H227ZM226 42H224V43H226ZM259 42H260V41H259ZM4 43H5V42H4ZM30 43H31V47H32V48H30V49L35 48V45H34V47H33V45H32L33 42H30ZM61 43H62V42H61ZM70 43H69V44H70ZM83 43H85V42L83 41ZM100 43H101V42H100ZM108 43H109L108 45H110V42H108ZM132 43H133V42H132ZM132 43H130V44H132ZM199 43H201V42H199ZM199 43H198V44H199ZM209 43H210V42H209ZM212 43H213V42H212ZM212 43L210 44L211 47H207L206 45H202V46H203V47L206 46L205 48H209V49L211 48V49H212V45H214V44H212ZM216 43H217V42H216ZM244 43H245V42H244ZM253 43H254V42H253ZM253 43H252V44H253ZM263 43H264V41H263ZM0 44H1V43H0ZM7 44H8V43H7ZM14 44H15V43H14ZM14 44H13V45H14ZM23 44H24V42H23ZM23 44H22V46H20V47H23ZM25 44H26V42H25ZM34 44H35V42H34ZM88 44H89V42H88ZM125 44H126V43H125ZM141 44H142V43H141ZM159 44H161L160 41H159ZM186 44H187V43H185L184 45H182V47H183V46L185 47ZM198 44H196V42H195L196 48H197V45H198ZM204 44H205V43H204ZM245 44H247V43H245ZM252 44L249 45L250 48L253 46ZM254 44H255V43H254ZM3 45L5 46V44H3ZM3 45H1V46H3ZM20 45H21V44H20ZM26 45H27V44H26ZM28 45H30V44H28ZM72 45H75V47H76V44L73 43ZM80 45H84V44H81V43H80ZM89 45H92V44H89ZM93 45H94V44H93ZM93 45H92V47H93ZM102 45H103V44H102ZM102 45H100V46H102ZM104 45H105V44H104ZM104 45H103V46H104ZM133 45H134V44L131 45L132 48H133ZM142 45H143V44H142ZM172 45H174V43H173ZM189 45H190V43H189ZM195 45H194V47H195ZM217 45H218V44H217ZM227 45H225L224 47H226ZM236 45H237V43H236ZM236 45H235V46H236ZM243 45H244V44H243ZM243 45H241L240 47L242 48ZM4 46H3V49H1V50H4V48L7 47V46H5V47H4ZM68 46H69V45H68ZM68 46H67V47H68ZM78 46H79V45H78ZM87 46H88V45H87ZM98 46H99V45H98ZM103 46H102V47H103ZM151 46H153V45H151ZM156 46H157V45H156ZM159 46H160V45H159ZM159 46H158V47H159ZM187 46H188V44H187ZM198 46L200 47V44H199ZM221 46H222V44H221ZM221 46H220L219 48H222ZM228 46H229V45H228ZM257 46H258V45H257ZM8 47H9V45H8ZM8 47H7V51H8ZM12 47H13V46H12ZM18 47H19V46H18ZM18 47L15 46V48H14V49H16L15 51H17V48H18ZM42 47H43V46H42ZM60 47H62V45H61ZM60 47H59V48H60ZM64 47H65V46H63V48H64ZM67 47H66L65 49H67ZM75 47H73V49H74ZM85 47H86V44H85ZM102 47H101V48H102ZM104 47H105V46H104ZM143 47H145V46L143 45ZM160 47H161V46H160ZM165 47H166V46H165ZM182 47H180V48H181L180 50L177 49V51H178V50L181 51V50L183 49ZM240 47H239V50L241 49ZM243 47H245V46H243ZM258 47H260V46H258ZM258 47H257V48H258ZM68 48H69V47H68ZM78 48H82V47L79 46ZM83 48H84V47H83ZM94 48H95V47H94ZM96 48H97V47H96ZM99 48H100V47H99ZM128 48H129V47H128ZM145 48H147V46H146ZM153 48H154V49H153V51H154V50H155V46H154ZM163 48H164V47H163ZM163 48H161V49L163 50ZM201 48H202V47H201ZM201 48H200V49H201ZM213 48H214V47H213ZM215 48H218V47H215ZM219 48H218L217 50H219ZM227 48H230V47H227ZM248 48H249V47H248ZM248 48H247V50H249ZM253 48H254V47H253ZM253 48H252V49H253ZM260 48H263V49H261V50L264 51V47H260ZM260 48H259V49H260ZM26 49H27V48H26ZM28 49H29V48H28ZM42 49H43V48H42ZM71 49H72V47H71ZM76 49H77V48H76ZM87 49H88V48H87ZM130 49H131V48H130ZM151 49H152V48H151ZM151 49H150L149 52H151ZM186 49H187V48H186ZM200 49H199V53H200ZM202 49H204V48H202ZM22 50H23V48H22ZM63 50H64V49H63ZM63 50H62V51H63ZM79 50L82 51V49H79ZM88 50H89V49H88ZM92 50H94V49H93V48L90 49V51H92ZM95 50H96V49H95ZM95 50H94V51H95ZM142 50H143V49H142ZM145 50H146V49H145ZM157 50H158V48H157ZM167 50H169V49H167ZM167 50H166V52H167ZM171 50H172V49H171ZM171 50H170V51H171ZM197 50H198V49H197ZM197 50H195V51H197ZM206 50H208V49H206ZM212 50H213V49H212ZM217 50H216V51H217ZM222 50H223V49H222ZM225 50H226V51H225ZM241 50H242V49H241ZM245 50H246V49H245ZM250 50H251V49H250ZM250 50H249V51H250ZM255 50H256V47H255ZM15 51H12V53H14ZM19 51H21V50H19ZM27 51H28V50H27ZM35 51H36V50H34L33 53H35ZM43 51H44V49H43ZM49 51H50V50H49ZM60 51H61V50H60ZM60 51H59V53H60ZM80 51H79V52H80ZM85 51H86V50H85ZM85 51H84V52L82 51V52L85 53ZM125 51H126V50H125ZM129 51H130V50H128V52H129ZM155 51H156V50H155ZM158 51H159V50H158ZM164 51H165V49H164ZM184 51H185V54H188L187 50H184ZM188 51H189V48H188ZM203 51H204V50H203ZM210 51H211V50H210ZM219 51H221V50H219ZM219 51H218V53H219ZM224 51L227 52V49H224ZM229 51H231V48H230ZM229 51H228V52H229ZM9 52H10V51H9ZM21 52H22V55L24 56L23 51H21ZM30 52H31V51H30ZM30 52L28 51V53H30ZM46 52H48V50H47ZM63 52H64V51H63ZM63 52H62V53H63ZM67 52H68V49H67ZM70 52H71V51H70ZM73 52H75V49H74ZM73 52H72V53H73ZM79 52H77V53L79 54ZM82 52H80L81 55L83 54ZM96 52H97V51H96ZM99 52H100V51H99ZM101 52H102V51H101ZM120 52H121V51H120ZM141 52H142L141 54L144 53L143 51H141ZM146 52H148V51H146ZM146 52H145V54H146ZM159 52H160V51H159ZM159 52H158V53H159ZM181 52H182V51H181ZM225 52H224V53H225ZM239 52H240V51H239ZM31 53H32V52H31ZM33 53H32V54H33ZM68 53H69V52H68ZM86 53H87V52H86ZM86 53H85V54H86ZM88 53H90V52H88ZM91 53H92V52H91ZM121 53H123V51H122ZM121 53H120V54H121ZM151 53H152V52H151ZM151 53H150V54H151ZM196 53H197V52H196ZM196 53H195V54H196ZM218 53H216V54H218ZM241 53H242V52H241ZM241 53H237V54H240V55H241ZM251 53H252V51H251ZM251 53H247V54H249V55L251 56V55H252ZM253 53H254V52H253ZM255 53H256V52H255ZM15 54H16V53H15ZM63 54H65V53H63ZM70 54H71V53H70ZM92 54H93V53H92ZM95 54H96V53H95ZM95 54H93V55H95ZM101 54H102V53H101ZM104 54H105V53H104ZM104 54H103V55H104ZM124 54H125V53H124ZM145 54H144V55H145ZM170 54H171V53H170ZM172 54H173V56H174V55H177V57H178V54H177L176 52H175V54H174V52H172ZM183 54H184V52H183ZM200 54H201V53H200ZM202 54H203V53H202ZM204 54H205V52H204ZM206 54H207V55H205V57H204V55H203L204 58H206V56H208V53H206ZM228 54H231V53H230V52L227 53L224 57L228 56ZM243 54H244V55H247L246 53H243ZM257 54L259 55V53H257ZM263 54H264V53H263ZM7 55H8V54H7ZM26 55H29V54H26ZM35 55H36V54H35ZM44 55H47V53L44 54ZM58 55H59V54H58ZM73 55H74V54H73ZM79 55H80V54H79ZM79 55H77V57H78ZM96 55H97V54H96ZM96 55H95V56H96ZM115 55H116V54H115ZM115 55H112V56L115 57ZM126 55H127V54H126ZM128 55H131V54H128ZM132 55H133V54H132ZM152 55H153V54H152ZM167 55H168V54H167ZM179 55H180V57H184V55L181 56L182 53H180ZM196 55H197V58H199V57H200V58H203L202 55L199 56V57H198V54H196ZM196 55L194 56L195 58H193L192 61L196 59ZM209 55H210V54H209ZM249 55H248V56H249ZM8 56H9V55H8ZM12 56H13V55H11V57H12ZM63 56H64V55H63ZM66 56H67V55H66ZM71 56H72V54L69 55V57H71ZM75 56H76V55H75ZM95 56H94V57H95ZM123 56H125V55H123ZM123 56H120V57L118 56V57H119V58H122ZM134 56H135V54H134ZM134 56H132V57H134ZM146 56H147V55H145V57H146ZM150 56H151V55H150ZM150 56H148V58H147V59H148V60H147V63H148V61H150V60H149V59H150V58H149ZM155 56H156V55H155ZM158 56H159V55H157V57H158ZM187 56H188V55H187ZM211 56H212V55H211ZM217 56H218V55H217ZM219 56H220V55H219ZM238 56H239V55H237V57H238ZM248 56H246V57H248ZM250 56H249V57H250ZM255 56H256V55H255ZM44 57H46V56H44ZM52 57H53V56H52ZM59 57L62 58V56H59ZM64 57H65V56H64ZM69 57H68V58H69ZM72 57H74V56H72ZM87 57H88V56H87ZM94 57H93V60H94ZM104 57H105V56H104ZM118 57H117V58H118ZM129 57H130V56H129ZM129 57H128V58H129ZM138 57H139V56H138ZM138 57H136V59H137ZM153 57H154V56H152L151 59H153ZM161 57H162V56H161ZM166 57H168V56H166ZM229 57H230V56H229ZM239 57H240V56H239ZM241 57H242V55H241ZM249 57H248V58H249ZM260 57H262L261 54H260ZM16 58H17V57H16ZM22 58H23V57H22ZM22 58H18L19 61H18V59H16V61L21 62L20 60H21ZM36 58H37V57H36ZM49 58H50V57H49V55H48L47 61H49ZM82 58H84V56H82ZM88 58H89V57H88ZM95 58L97 59V56H96ZM98 58H100V57H98ZM105 58H106V57H105ZM107 58H109V57L107 56ZM107 58H106V59H107ZM128 58H126V59L128 60ZM142 58H144V57H142ZM172 58H173V57H172ZM185 58H186V56H185ZM250 58H253V57L251 56ZM256 58H258V57L256 56ZM23 59H24V58H23ZM50 59H51V58H50ZM66 59H67V58H66ZM66 59H65V61H66ZM74 59H76V58L74 57ZM74 59L72 58L73 61H74ZM79 59H80V60H79ZM79 59H78L79 61H78V60H76V61H78V62H80V63H82V62L84 61V60L81 59L80 57H79ZM84 59H85V58H84ZM89 59H90V58H89ZM100 59H103V58L101 57ZM115 59H116V58H115ZM155 59H156V58H155ZM165 59H166V58H165ZM167 59H168V58H167ZM207 59H208V57H207ZM207 59H206V60H207ZM209 59H210V58H209ZM209 59H208V60H209ZM226 59H229V58L226 57ZM226 59H225V60H226ZM244 59H246V58H244ZM14 60H15V59H14ZM33 60H34V59H33ZM87 60H88V59H87ZM113 60H114V59H113ZM118 60H119V59H118ZM134 60H135V59H134ZM138 60L140 61V59H138ZM144 60H146V59H144ZM153 60H154V59H153ZM153 60H152V61H153ZM187 60H188V59H187ZM187 60H186V62H187ZM198 60H199V59H198ZM206 60H205V61H206ZM215 60H216V64H217V60L219 61V59H215ZM236 60H241V61H242V59H236ZM246 60H247V59H246ZM246 60H245V61H246ZM253 60H255V59L253 58ZM259 60H262V59L259 58ZM8 61L12 62V60H8ZM59 61H61V60H59ZM65 61H64V62H65ZM81 61H82V62H81ZM94 61H96V60H94ZM103 61H104V60H103ZM103 61H102V62H103ZM116 61H117V60H116ZM122 61H123V60H122ZM125 61H126V60H125ZM141 61H143V59H141ZM188 61H189V60H188ZM192 61H191V62H192ZM245 61H244V62H245ZM248 61H249V60H248ZM10 62H9V63H10ZM28 62H29V61H28ZM51 62H52V61H51ZM78 62H77V63H78ZM99 62H100V60H99ZM105 62H106V61H105ZM107 62H109V61H107ZM114 62H115V60H114ZM123 62H124V61H123ZM123 62H122L121 64H123ZM132 62H133V61H132ZM159 62H160V60L156 61V63H159ZM186 62H183V60H182L181 63H179V64L186 63ZM189 62H190V61H189ZM193 62H194V61H193ZM206 62H207V61H206ZM228 62H229V61H228ZM250 62H251V61H249V65H248L249 67L252 65ZM255 62H256V61H255ZM259 62H260V61H259ZM262 62H263V60H262ZM9 63H8V64H9ZM26 63H27V62H26ZM48 63H50V62H48ZM57 63H58V61L56 62V65H57ZM65 63H68V60H67V62H65ZM73 63H74V62H73ZM77 63H76V64L74 63V64L77 65ZM85 63H86V62H85ZM96 63H97V61H96ZM135 63H136V64H139V63H137V62H135ZM135 63H133V64H135ZM147 63H146V64H147ZM149 63H151V62H149ZM154 63H155V61H154ZM164 63H165V62L161 63V65H163ZM176 63H178V62L176 61ZM224 63L226 64L227 62H224ZM235 63H236V62H235ZM237 63H239V62L237 61ZM247 63H248V62H247ZM260 63H261V62H260ZM12 64H13V63H11L10 66H11ZM27 64H28V63H27ZM29 64H30V63H29ZM62 64H64V63L62 62ZM62 64H60V65H62ZM69 64H70V67H71V63H70V62H69ZM74 64H72V67H73ZM119 64H120V63H119ZM126 64H127V63H126ZM130 64H131V62H130ZM136 64H135V66L137 67ZM152 64H153V63H152ZM207 64H208V63H205V65L208 67ZM218 64H219V62H218ZM220 64H221V63H220ZM225 64H224V66H225ZM227 64H228V63H227ZM239 64H240V63H239ZM245 64H246V63H245ZM250 64H251V65H250ZM256 64H257V63H256ZM30 65H31V64H30ZM39 65H40V64H39ZM75 65H74V67H78V68H80V70H82V69H81V66L79 67V66H75ZM82 65H83V64H82ZM85 65H86V64H84V66H85ZM91 65H92V64H91ZM91 65H90V67H91ZM94 65H95V64H94ZM100 65H101V62H100V64H99V66H100ZM103 65H104V64H103ZM110 65H111V64H110ZM110 65H109V67H110ZM140 65H141V63L139 64V68H140ZM154 65H155V64H154ZM154 65H153V66H154ZM156 65H157V64H156ZM156 65H155V66H156ZM176 65H178V64H176ZM176 65H174V66H175L174 69L177 68ZM184 65H185V64H184ZM189 65H190V64H189ZM191 65H192V63H191ZM195 65H196V64L194 63V68L196 69L197 67H195ZM199 65H200V64H199ZM12 66L15 67L14 65H12ZM47 66H48V65H47ZM63 66H64V65H63ZM66 66H67V65H66ZM95 66H96V65H95ZM97 66H98V65H97ZM104 66H105V65H104ZM115 66H116V65H115ZM126 66H127V65H126ZM143 66H145V64H144V65H141V67H143ZM147 66H148V65H147ZM157 66H158V65H157ZM178 66H179V65H178ZM180 66H181V65H180ZM180 66L178 67V68H179V69H178L179 71H181ZM182 66H183V64H182ZM200 66H201V65H200ZM221 66H222V65H221ZM228 66H229V65H228ZM231 66H233V65L231 64ZM231 66L229 67L230 69L232 68ZM237 66H239V65H237ZM243 66H244V65H243ZM252 66H254V65H252ZM263 66H264V65H263ZM18 67H19V66H18ZM48 67H49V66H48ZM54 67H55V66H54ZM67 67L70 68L69 66H67ZM74 67H73L72 69H75ZM92 67H94V66L92 65ZM107 67H108V65H107ZM109 67H108V68H109ZM117 67H118V65H117ZM124 67H125V66H124ZM128 67H130V65H129ZM131 67H132V66H131ZM131 67H130V68H131ZM145 67H146V66H145ZM189 67H190V66H189ZM198 67H199V66H198ZM202 67L204 68L205 66L202 65ZM219 67H220V66L217 65V68H215V69L218 70ZM239 67H240V66H239ZM16 68H17V67H16ZM68 68L65 69V73H66V72H67V73L71 72V71H70L71 68H70V70H68ZM82 68H83V67H82ZM87 68H89V67H87ZM94 68H95V67H94ZM98 68H99V67H98ZM100 68H101L100 71L102 72L101 74H103V71H104V70H103L102 68H104V67H103V66H102V67L100 66ZM113 68H114V67H113ZM113 68H112V69H113ZM126 68H127V67H126ZM132 68H133V67H132ZM132 68H131V69H132ZM139 68H134V69L137 70V69H139ZM151 68H152V67H151ZM154 68H155V67H154ZM154 68H152V69H154ZM156 68H157V67H156ZM161 68H162V66H161ZM172 68H173V67H172ZM182 68L185 70L184 66H183ZM186 68H188V67H186ZM224 68H225V67H224ZM229 68L227 67V69H229ZM237 68H238V67H237ZM241 68L243 69V67H241ZM244 68H245V67H244ZM246 68H248V67H246ZM250 68H251V67H250ZM253 68H254V67H253ZM19 69H23V68H20V67H19ZM104 69H106V67H105ZM128 69H129V68H128ZM141 69H142V68H141ZM158 69H159V68H158ZM164 69H165V68H164ZM167 69H169V68H167ZM189 69H190V68H189ZM192 69H193V68H192ZM192 69H190V70H192ZM198 69L200 70L201 67L198 68ZM208 69H209V67H208ZM208 69H206V68H204V70L201 69L202 71H200V72H203V73H204V72H206V70H208ZM232 69H233V68H232ZM232 69L229 70V71H232V72H233L234 70H232ZM254 69H255V68H254ZM11 70H12V69H11ZM24 70H25V69H24ZM26 70H27V69H26ZM30 70H31V69H30ZM48 70H49V69H48ZM53 70H54V69H53ZM63 70H64V68H63ZM63 70L61 69V71H63ZM76 70L79 71V69H77V68H76ZM88 70H89V69H88ZM97 70H98V69H97ZM97 70H96V71H97ZM102 70H103V71H102ZM142 70H144V68H143ZM162 70H163V69H162ZM162 70H161V71H162ZM193 70H194V69H193ZM217 70H216V71H217ZM225 70H226V68H225ZM237 70H239V68H238ZM237 70H236V72H237V74H239ZM244 70H245V69H244ZM258 70H259V69H258ZM258 70H253V71H254L253 74H256L255 71H258ZM32 71H33V70H32ZM32 71H31V72H32ZM36 71H37V70H36ZM46 71H47V70H46ZM68 71H69V72H68ZM74 71H75V70H74ZM77 71H76V75H77ZM86 71H87V70H86ZM89 71H91V70H89ZM109 71H110V70H109ZM125 71H127V69H126ZM133 71H134V70H133ZM139 71H140V69H139ZM144 71L146 72L147 70L145 69ZM144 71H140L141 74H142ZM161 71H160V72H161ZM163 71H164V70H163ZM165 71H166V70H165ZM165 71H164V72H165ZM168 71H169V70H168ZM175 71H176V70H175ZM186 71H187V70H185L184 72H186ZM214 71H215V70H214ZM214 71H213V72H214ZM222 71H223V69H222ZM226 71H227V70H226ZM226 71H224V72H226ZM241 71H242V70L240 69L239 72H241ZM251 71H252V68H251ZM261 71H262V70H261ZM18 72H19V71H17V73H18ZM33 72H34V71H33ZM38 72H39V71H38ZM38 72H36V73H38ZM41 72H42V71H41ZM51 72H53V71L51 70ZM54 72H55V71H54ZM54 72H53V73H54ZM63 72H64V71H63ZM80 72H81V71H80ZM110 72H111V71H110ZM110 72H109V73H110ZM115 72H117V71H115ZM134 72H135V71H134ZM145 72H144V73H145ZM153 72H154V71H152V73H153ZM156 72H157V71H156ZM170 72H171V68H170ZM182 72H183V70L181 71V73H182ZM184 72H183V73H184ZM190 72H191V75H193L192 73L195 72V70H194V71H190ZM197 72H198V71H197ZM213 72H211V74L214 75ZM227 72H228V71H227ZM227 72H226V74H224V77H225V75H226V77H227V75H228V77L230 76V77H232V79H236V78H233V77H235L236 75H235V76H234V75H229V74H227ZM234 72H235V71H234ZM243 72H244V71H243ZM246 72H247V71H246ZM246 72H245V73H246ZM258 72H259L260 75L262 74V73H260V71H258ZM3 73H6V72H3ZM43 73H44V71H43ZM43 73H42V74H43ZM73 73H74V72H73ZM73 73H69V74H71V76H72ZM78 73H79V72H78ZM105 73H106V71H105ZM127 73H129V70H128ZM144 73H143V74H144ZM178 73H179V72H178ZM216 73H219V72L217 71ZM220 73H221V75L223 74L222 72H220ZM263 73H264V72H263ZM22 74H23V73H22ZM22 74H21V75H22ZM34 74H35V73H34ZM44 74H46V73H44ZM49 74H50V72H49ZM69 74H67V75H69ZM84 74H85V73H84ZM84 74H82V75H84ZM95 74H96V72H95ZM101 74H100V75L98 74V75H99V76H102ZM121 74H122V73H121ZM123 74H125V72H124ZM129 74H131V73H129ZM138 74H140V73L137 72V75H138ZM154 74H155V73H154ZM154 74H153L152 78L155 77ZM169 74H172V72L169 73ZM169 74H168V77H166V79L169 78ZM173 74H174V73H173ZM175 74H177V72H175ZM189 74H190V73H189ZM195 74H199V73H195ZM201 74H202V73H201ZM201 74H200V75H201ZM204 74H206V73H204ZM232 74H234V73H232ZM246 74H248V72H247ZM259 74L257 73L258 76H259ZM3 75H4V74H3ZM9 75H10V74H9ZM13 75H15V73H13ZM13 75H11V77H13ZM19 75H20V73H19ZM19 75H18V76H19ZM31 75H32V74H31ZM61 75L64 76V75H66V74H64V75L61 74ZM67 75L65 76L66 78L69 77V76H67ZM76 75H75V76H76ZM105 75H106V74H105ZM126 75H127V78H128V74H126ZM132 75H133V73H132ZM144 75H145V74H144ZM148 75H151V74H149V72H148ZM148 75H147V76H148ZM161 75H162V74H161ZM164 75L166 76L165 73H164ZM164 75H162V76H164ZM206 75H207V74H206ZM216 75H217V74H216ZM221 75H220V76H221ZM242 75H243V74H242ZM262 75H263V74H262ZM16 76H17V74H16ZM18 76H17V77H18ZM23 76H24V75H23ZM33 76H34V75H33ZM71 76H70V77H71ZM118 76H119V75H118ZM135 76H136V75H135ZM139 76H140V78L137 76V77L139 78V79L137 78V79L139 80V81H138V80H137V81H138V82H143V81H141V80H142L141 78H144V77H146V76H144V77H142L141 75H139ZM158 76H160V75L158 74ZM165 76H164V78H165ZM172 76H173V75H172ZM172 76H171V77H172ZM178 76H179V74H178ZM184 76H185V74H184ZM186 76L188 77L189 75L186 74ZM201 76H203V75H201ZM201 76H200V77L198 76V78H196V77L194 76V77H195L194 79H199V78L201 79ZM214 76H215V75H214ZM255 76H256V75H255ZM0 77L4 78V80L7 79V78L5 79V77H3V76H1V75H0ZM11 77H10V79L12 80ZM20 77H21V76H20ZM76 77H77V76H76ZM79 77H81L80 74H79ZM85 77H86V74H85ZM93 77L95 78V76H93ZM102 77H103V76H102ZM104 77H107V76H104ZM104 77H103V78H104ZM132 77H134V76H132ZM180 77H181V76H180ZM180 77H179V78H180ZM187 77H186V78H187ZM230 77H229V79H228V78H227V79L230 80ZM237 77L239 78V76H237ZM242 77H243V80H244L246 76L244 75V76H242ZM242 77L240 76V78H242ZM248 77H249V75H248ZM251 77H252V76H251ZM262 77H263V76H262ZM262 77L260 76V78H262ZM2 78H1V80L3 81ZM62 78H63V77H62ZM111 78H112V77H111V75H110V80H112ZM116 78H117V77H116ZM118 78H119V77H118ZM123 78H124V77H123ZM134 78H135V77H134ZM134 78H133V79H134ZM152 78H150V77H149V78H146V81H149V79H152ZM164 78H163V80L166 81ZM174 78H175V77H174ZM192 78H193V76H192ZM192 78L190 79V77H189V79H190L191 81H192ZM203 78H204V77H203ZM203 78H202V80H203ZM208 78H209V77H208ZM210 78L213 80L212 75H211ZM210 78H209V79H210ZM218 78H219L218 76H217V78H216V76H215V77H214V80L216 79V81H217ZM220 78H222V77H220ZM240 78H239V79H240ZM18 79H19V78H18ZM25 79H26V78H25ZM37 79H38V78H37ZM46 79H47V78H46ZM96 79H98V78H96ZM96 79H92V80L96 81ZM99 79H101V78L99 77ZM114 79H115V78H114ZM121 79H122V77H121ZM121 79H120V80H121ZM129 79H130V78H129ZM153 79H154V78H153ZM157 79H159V77H158ZM160 79H161V77H160ZM160 79H159V80H160ZM176 79H177V77H176ZM252 79H253V78H252ZM1 80H0V81H1ZM15 80H16V79H15ZM20 80H22V79H20ZM20 80H17V81H19V83H21ZM28 80H30V79H28ZM83 80L85 81L84 78H83ZM83 80H81V81L83 82ZM110 80H109V81H110ZM124 80H125V79H124ZM135 80H136V78H135ZM144 80H145V79H144ZM159 80H158V81H159ZM171 80H172V79H171ZM183 80H184V78H183ZM207 80H208V79H207ZM219 80H221V79H219ZM222 80L224 81V79H222ZM222 80H221V82H223ZM240 80L242 81V79H240ZM249 80H250V79H249ZM254 80H256V79L254 78ZM254 80H253V81H254ZM2 81H1V82H2ZM6 81H7V80H6ZM8 81H9V80H8ZM36 81H37V80H36ZM40 81H41V80H40ZM40 81H38V82H40ZM49 81H50V80H49ZM56 81H57V80H56ZM58 81H59V80H58ZM64 81H65V79H64ZM72 81H73V80H72ZM94 81H92L91 83H93ZM98 81H99V80H98ZM101 81H102V80H101ZM104 81H105V80H104ZM104 81H103V83H104ZM116 81H118V80H116ZM125 81H126V80H125ZM146 81H144V83H145ZM153 81H154V80H153ZM160 81L163 83L162 79H161ZM160 81H159V82H160ZM173 81H175V80H173ZM185 81H186V80H185ZM205 81H206V80H205ZM208 81H210V80H208ZM244 81H245V80H244ZM257 81H259V80H256V82H257ZM30 82H31V80H30L27 84H29ZM66 82H67V81H66ZM88 82H89V81H88ZM88 82H87V83H88ZM99 82H100V81H99ZM110 82H111V81H110ZM112 82H114V81H112ZM131 82H132V81H131ZM155 82H156V79H155ZM161 82H160V83H155V85L158 84V88H159V85L161 84ZM175 82L180 83L181 80H179V82H178V81H175ZM182 82H183V81H182ZM189 82H190V81H189ZM192 82H193V81H192ZM192 82H191V84H192ZM194 82H195V81H194ZM206 82H207V81H206ZM213 82H214V81H213ZM213 82L211 81V83H213ZM233 82H234L235 84H233ZM233 82H232V81L230 82V83H232V85L228 86L229 88L227 87V85L225 86V87H226V90H227V88L229 89V92L231 91V90H230L231 86H234V85H235V86H234V88H235L236 85H237V83H239V81L237 82V80H235V81L233 80ZM245 82H246V81H245ZM247 82H248V78H247ZM250 82H252V81H250ZM6 83H9V82H6ZM15 83H16V82H15ZM15 83H14V84H15ZM19 83H18V84H19ZM22 83H23V82H22ZM50 83H51V82H50ZM70 83H72V82H70ZM95 83H96V84H93V86L98 84L97 81H96ZM101 83H102V82H101ZM114 83H115V82H114ZM171 83H172V82H171ZM177 83H176V84H177ZM217 83H218V82H217ZM230 83H228V85H229ZM253 83H255V82H253ZM257 83H258V82H257ZM257 83H256V84H257ZM261 83H262V82H261ZM261 83H260V84H261ZM25 84H26V83H25ZM38 84H40V83H38ZM43 84H44V83H43ZM51 84H52V83H51ZM56 84H57V83H56ZM68 84H69V83H68ZM72 84H73V83H72ZM83 84H84V82H83ZM88 84H89V83H88ZM99 84H100V83H99ZM108 84H110V83L107 82V84H105V86L107 85L106 87H108V86H109ZM117 84H118V83H117ZM122 84H123V83H122ZM133 84H134V83H133ZM140 84H141V83H139V85H140ZM142 84H143V83H142ZM147 84H148V83H147ZM172 84H174V83H172ZM172 84H171V85H172ZM191 84H190V85L187 84V85L193 87V85H191ZM194 84H195V83H194ZM205 84H206V83H205ZM208 84H209V83H208ZM215 84H216V83H215ZM220 84H221V83H220ZM225 84H227L226 80H225V82H223V85H225ZM242 84H243V82L241 83V86H242ZM256 84H254V86H255ZM258 84H259V83H258ZM262 84H263V83H262ZM262 84H261V85H262ZM1 85H3V84H1ZM5 85H6V84H5ZM8 85H9V84H8ZM29 85H30V84H29ZM41 85H42V84H41ZM48 85H49V84H48ZM60 85H61V84H60ZM65 85H67V84H65ZM73 85L76 86L75 84H73ZM89 85H90V84H89ZM112 85H113V84H112ZM112 85L110 86V88L112 87ZM114 85H115V84H114ZM128 85L131 86V84H128ZM149 85H151V83H150ZM152 85H153V88H154L155 85H154L153 83H152ZM164 85H167V84H164ZM179 85H180V84H179ZM187 85H186V86H187ZM195 85L198 86V85H197V82H196ZM195 85H194V86H195ZM199 85L202 86V85H203V82H201ZM206 85H207V84H206ZM217 85H219V83L216 84V86H217ZM247 85H248V84H247ZM251 85H252V84H251ZM261 85H260V86H261ZM6 86H7V85H6ZM18 86H19V85H18ZM26 86H27V85H26ZM50 86H51V85H50ZM58 86H59V85H58ZM84 86H85V85H84ZM98 86H99V85H97V87H95V86H94V87H95V88H98ZM124 86H125V85H124ZM137 86H138V85H137ZM168 86H169V85H167L166 88H168ZM173 86H174V85H173ZM184 86H185V85H184ZM216 86L214 85L213 88H215ZM237 86H239V85H237ZM241 86H240V87H241ZM252 86H253V85H252ZM252 86H251V87H252ZM256 86H258V85H256ZM4 87H5V86H4ZM7 87H8V86H7ZM10 87H11V86H10ZM46 87H47V85H46ZM55 87H56V86H54V88H55ZM61 87H62V86H61ZM82 87H83V86H82ZM89 87H90V86H89ZM116 87H117V86H116ZM133 87H134V86H133ZM141 87H146V84H145L144 86H141ZM155 87H157V86H155ZM198 87H199V86H198ZM198 87H197V88H198ZM208 87H209V86H208ZM208 87H207V88H208ZM240 87H236V88H238V90H239ZM242 87H243V86H242ZM242 87H241V88H242ZM246 87H247V86L245 85V88H246ZM248 87H249V85H248ZM11 88H12V87H11ZM20 88H21V87H20ZM28 88H29V87H28ZM36 88L38 89L39 86H38V87H35V89H36ZM40 88H41V87H40ZM42 88H43V87H42ZM42 88H41V90H42ZM67 88H69V85H68ZM71 88H72V86H71ZM91 88H93V87H91ZM100 88H101V87L99 86V89H100ZM122 88H124V87H122ZM122 88H121V86H120V90H121ZM136 88H137V87H136ZM153 88H152V89H153ZM158 88H157V89H158ZM169 88H170V87H169ZM181 88H182V87H180L179 89H181ZM186 88H188V87H186ZM203 88L206 89V87H204V86H203ZM213 88H212V86H211V88H209V89L212 90ZM236 88H235V90H236ZM245 88H243V91H242V89L239 91L240 93H241V91H242L243 95L246 93V91H244ZM5 89H6V88H5ZM12 89H14V88H12ZM15 89H17V88H15ZM15 89H14V90H15ZM43 89H44V88H43ZM58 89H59V88H58ZM62 89H64V88L62 87ZM145 89H146V88H145ZM150 89H151V88H150ZM154 89H156V88H154ZM159 89H160V88H159ZM173 89H174V87H173ZM173 89H171L170 91L173 92V91H174ZM190 89H191V88H190ZM200 89H201V88L199 87L198 90H200ZM215 89H216V88H215ZM215 89H214V90H215ZM247 89H248V88H247ZM251 89H252V88H251ZM251 89H250V90H251ZM261 89H263V88H261ZM261 89H260V90H261ZM7 90H9V89H7ZM7 90H6V91H7ZM24 90H25V88H24ZM29 90H32V89L29 88ZM29 90H28V91H29ZM39 90H40V89H39ZM39 90H36V91L38 92ZM50 90H51V88L49 87V92H50ZM73 90H74V89H73ZM97 90H98V89H96V90H94V91L92 90L91 92H93V94H94L95 91H97ZM113 90H114V92H116L115 90H117V89H115V87H114ZM124 90H125V89H124ZM128 90H129V89H128ZM134 90H135V89H134ZM148 90H149V89H148ZM164 90H165V87H164ZM177 90H178V89H177ZM177 90H175V91H177ZM181 90H183V88H182ZM181 90H178V91H181ZM187 90H188L189 92L191 91V90H189V89H187ZM195 90H196V87H195ZM195 90H194V92H195ZM217 90L219 91V87L216 89V92L218 93ZM245 90H246V89H245ZM1 91H2V90H1ZM10 91L12 92L11 89H10ZM25 91H26V90H25ZM47 91H48V90H47ZM53 91H54V89H53ZM64 91H65V90H64ZM69 91H71V90L68 89V92H69ZM75 91H77V89H76ZM81 91H83V90L81 89ZM98 91H99V90H98ZM110 91H111V90H110ZM162 91H163V90H162ZM175 91H174L172 94H174ZM184 91H185V87H184ZM196 91H197V90H196ZM201 91H203V90H201ZM206 91H207V89L205 90V92H206ZM212 91H213V90H212ZM212 91H210V92L207 91V92H208L209 95H212V94H210V93H214V92H215V91H214V92H212ZM248 91H249V90H248ZM256 91H257V90H256ZM11 92H9V94H10ZM23 92H24V91H23ZM30 92H31V91H30ZM37 92H36V93H37ZM43 92H44V90H43ZM55 92H56V91H55ZM57 92H59V90H58ZM68 92H66V93L69 94ZM71 92H72V91H71ZM85 92H86V90H85ZM88 92H89V91H88ZM118 92H119V90H118ZM136 92H137V91H136ZM136 92H132V91H131V93H136ZM144 92H145V91H144ZM148 92H150V91H148ZM152 92H154V90H153ZM164 92H166V90L163 91V93H164ZM205 92H204V93H205ZM219 92H220V91H219ZM221 92H224V91H221ZM221 92H220V93H221ZM227 92H228V91H227ZM233 92H234V89H233L232 93H233ZM235 92H236V91H235ZM237 92H238V91H237ZM237 92H236L235 94H236V95H240L239 92H238V93H237ZM244 92H245V93H244ZM253 92H255V91L253 90ZM253 92H252V93H253ZM4 93H5V92H4ZM4 93H3V94H4ZM16 93H17V92H16ZM25 93H28V92H25ZM32 93H33V92H32ZM36 93H35V94H36ZM63 93L65 94V92H63ZM74 93H76V92H74ZM81 93H83V92H80V94H81ZM86 93H87V92H86ZM89 93H90V92H89ZM97 93H98V92H97ZM97 93H96V94H97ZM99 93H100V92H99ZM116 93H117V92H116ZM129 93H130V92H129ZM137 93H138V92H137ZM137 93H136V94H137ZM146 93H147V91H146ZM146 93H145V94H146ZM154 93H155V92H154ZM157 93H158V92H157ZM160 93H162V92H160ZM168 93H169V92H168ZM179 93H181V92H179ZM179 93H178V94H179ZM182 93H183V92H182ZM187 93H188V92H187ZM190 93H191V92H190ZM190 93H189V94H190ZM196 93H197V92H196ZM196 93H195V95L197 96ZM202 93H203V92H202ZM204 93H203V95H204ZM232 93H231V94H232ZM242 93H241V95H242ZM247 93H248V92H247ZM258 93H259V91H258ZM7 94H8V93L6 92V95H7ZM17 94H18V93H17ZM19 94H20V92H19ZM21 94H22V93H21ZM49 94H51V93H49ZM54 94H55V93H54ZM54 94H53V96L55 97V99L51 98V99H53V100H56V98H58V97H63V96H58L57 94H55V95L58 96V97H56ZM67 94H65V95H67ZM71 94H72V93H71ZM93 94H92V96H93ZM138 94H139V93H138ZM138 94H137V95H138ZM172 94H169V96H171ZM178 94H177V95H178ZM183 94L185 95L186 93H183ZM192 94H194V93H193V90H192ZM192 94H191V95H192ZM205 94H206V93H205ZM208 94H206V95H208ZM226 94H227V93H226ZM249 94H251V93H249ZM255 94H257V93L255 92ZM259 94H260V93H259ZM1 95H2V94H1ZM14 95H15V94H14ZM28 95H29V94H28ZM40 95H41V94H40ZM42 95H43V94H42ZM60 95H61V94H60ZM101 95H102V94H101ZM101 95H100V96H101ZM105 95H106V94H105ZM105 95H104V96H105ZM108 95H110V94H109V92L107 91V96H108ZM116 95H117V94H116ZM122 95H123V93H122ZM128 95H130V94H128ZM175 95H176V93H175ZM177 95H176V97H179V95H178V96H177ZM199 95H201V94H199ZM209 95H208V99H207V100H209V97H211V96H209ZM251 95H252V94H251ZM251 95H250L249 99L251 98ZM22 96H23V95H21V97H22ZM26 96H27V94H26ZM30 96H31V94H30L29 96H27V98L30 97ZM32 96H34V95H32ZM32 96H31V98H30V101H31V102H34V101H32L31 99H32V98L35 99V97H32ZM50 96L52 97V95H50ZM50 96H49V97H50ZM76 96H77V95H76ZM80 96H81V95H80ZM86 96H87V94H86ZM88 96H89V97H88ZM88 96H87V97L90 99V98H91V97H90V94H89ZM114 96H115V93H114ZM124 96H126V94H124ZM138 96H139V95H138ZM140 96H141V95H140ZM143 96H144V93H143ZM147 96H149V95H147ZM172 96H173V95H172ZM172 96H171V97H172ZM187 96H189V95H187ZM196 96H195V97H196ZM214 96H215V95H214ZM233 96H235V95L233 94V95L231 96V98H233ZM245 96H246V95H245ZM245 96H244V97H245ZM254 96H255V95H254ZM257 96H258V94H257ZM260 96H261V94H260ZM4 97H5V96H4ZM15 97H17V96H15ZM37 97H38V96H37ZM67 97H68V98H67ZM77 97H78V96H77ZM84 97H85V96H84ZM87 97H86V98H87ZM101 97H102V96H101ZM105 97H106V96H105ZM105 97H104V101H105V100L108 101V100L110 99L109 97H107V99H108V100H107V99H105ZM118 97H119V96H118ZM132 97H133V96H132ZM141 97H142V96H141ZM150 97H152L151 94H150ZM165 97L167 98L166 94H165ZM181 97H182V95H181ZM181 97H180V99H181ZM218 97H219V94H218ZM229 97H230V96H229ZM229 97H228V98H229ZM237 97H238V96H237ZM237 97H236V98H237ZM240 97H241V96H240ZM244 97H243V99H244ZM252 97H253V96H252ZM5 98H6V97H5ZM23 98H24V97H23ZM27 98L25 99V101L27 100ZM42 98H43V97H42ZM44 98H46V97H44ZM44 98H43V99H44ZM63 98H65V97H63ZM92 98H93V97H92ZM92 98H91V99H92ZM96 98H97V96H96ZM114 98H115V97H114ZM114 98H113V99H114ZM123 98H126V97H123ZM128 98H129V96H128ZM128 98H126V100H127ZM130 98H131V96H130ZM160 98H161V97H160ZM160 98H159V99H160ZM188 98H189V97H188ZM199 98H200V97H199ZM204 98H205V97H204ZM211 98H212V100H213V96H212ZM215 98H216V96H215ZM222 98H224L223 93H222ZM222 98L219 97V99H222ZM228 98H227V99H228ZM246 98H247V101H248V95H247ZM253 98H254V97H253ZM262 98H263V97H262ZM262 98H261V99H262ZM46 99H48V98H46ZM51 99H50V100H51ZM65 99H69V96H66ZM71 99H72V98H71ZM94 99H95V98H94ZM102 99H103V97H102ZM102 99H101V100H102ZM116 99H117V98H116ZM118 99H119V98H118ZM118 99H117V100H118ZM137 99H141V98L138 97ZM137 99H136V100H137ZM142 99H144V98L142 97ZM142 99H141V100H142ZM161 99H162V98H161ZM169 99H170V100H172V99L174 100L175 97L172 98V99H171V98H169ZM182 99H183V97H182ZM184 99H185V98H184ZM184 99H183V100H184ZM186 99H187V98H186ZM186 99H185V100H186ZM194 99H196V98H194ZM205 99H206V98H205ZM216 99H218V98H216ZM216 99H215V100H216ZM224 99H226V98H224ZM233 99H234V98H233ZM239 99H241V100H240V102H241V101H242V98H239ZM239 99H238V100H239ZM15 100H16V99H15ZM18 100H19V99H18ZM18 100L14 101V102L18 103V102H17ZM38 100H39V97H38ZM38 100H37V101H38ZM48 100H49V99H48ZM53 100H52V102H56V101H53ZM75 100H76V98H75ZM83 100H84V99H83ZM83 100H81V101H83ZM114 100H115V99H114ZM122 100H125V99H122ZM128 100H129V99H128ZM132 100H133V99H132ZM185 100H184V101H185ZM199 100H202V98L198 99V102H199ZM230 100H231V99H230ZM257 100H258V99H256V103H257ZM8 101H9V100H8ZM28 101H29V100H28ZM28 101H27V103H28ZM35 101H36V99H35ZM57 101H58V100H57ZM67 101H68V100H67ZM67 101H66V102H67ZM70 101H71V100H70ZM77 101H78V100H77ZM89 101H90V100H89ZM94 101H97V100H94ZM94 101H93V103H94ZM98 101H99V98H98ZM106 101H105V102H106ZM130 101H131V99H130ZM134 101H135V100H134ZM143 101H144V100H143ZM156 101H157V99H156ZM177 101H178V100H177ZM179 101H180V100H179ZM194 101H195V103H194ZM194 101L192 100L191 102H192L193 106L195 107V105H197V104H196L197 102H196V100H194ZM202 101L205 102L206 100L203 99ZM227 101H228V100H227ZM244 101H245V100H243V102H242L243 105H242V103H241V105L243 106V109H244V105L247 104V103H245ZM252 101H253V99H252ZM259 101L261 102V100H259ZM262 101H263V99H262ZM3 102H4V101H3ZM19 102H20V104L18 103L19 106H21V105L23 106V104H22L23 102H22L21 100H20ZM21 102H22V103H21ZM39 102L43 103V102H46V101H39ZM47 102H48V101H47ZM47 102H46V104H47ZM49 102H51V101H49ZM66 102H63V103H66ZM78 102H79V101H78ZM111 102H113V101H110V104H112ZM127 102H128V101H127ZM137 102H138V100H137ZM152 102H153V101H152ZM152 102H151V103H152ZM159 102H161V101H159ZM159 102L157 101L156 104H157V103L159 104ZM173 102H175V101H173ZM189 102H190V101H189ZM200 102H201V101H200ZM200 102H199V103H200ZM203 102H201V103H203ZM206 102H207V101H206ZM215 102H216V101H215ZM231 102H232V101H231ZM233 102H236V101L233 100ZM249 102H250V100H249ZM253 102H254V101H253ZM5 103H6V102H5ZM11 103H13V102H11ZM11 103H10V104H11ZM37 103H38V102H37ZM41 103H40V104H41ZM61 103H62V102H61ZM72 103H74V101H72ZM72 103H71V104H72ZM82 103H83V102H82ZM93 103H92V104H93ZM106 103H109V102H106ZM120 103H121V101H120ZM130 103H132V102H130ZM135 103H136V102H135ZM135 103H134V104H135ZM140 103H141V102H139L138 105H140ZM153 103H154V102H153ZM153 103H152V104H153ZM162 103H164V102H162ZM167 103H168V102H167ZM175 103H176V102H175ZM177 103H178V102H177ZM199 103H198V104H199ZM229 103H230V101H229ZM237 103H238V101L236 102V105H237ZM244 103H245V104H244ZM256 103L254 102V104H256ZM6 104H8V102H7ZM18 104H17V105H18ZM32 104H33V103H32ZM32 104L30 105L31 107H32ZM46 104H44L43 107L46 106ZM51 104H52V103H51ZM71 104H69V106H70ZM76 104H77V102H76ZM84 104H85V103H84ZM121 104H123V103H121ZM124 104H125V103H124ZM124 104L121 105L122 107L120 106L121 109H122V108L124 109V107H125ZM127 104H128V103H127ZM169 104H170V103H169ZM179 104H180V103H179ZM182 104H183V103H182ZM184 104H185V102H184ZM192 104H191V106H192ZM203 104L205 105L206 103H203ZM233 104H234V103H233ZM239 104H240V103H239ZM261 104H262V103H261ZM1 105H2V103H1ZM8 105H9V104H8ZM28 105H29V104H28ZM33 105H35V103H34ZM37 105H38V104H37ZM47 105H48V104H47ZM67 105H68V104H67ZM78 105H80V103L77 104V105L74 106V107H77ZM88 105H89V104H88ZM96 105H97V104H96ZM107 105H108V104H107ZM116 105H117V104H116ZM128 105H129V104H128ZM142 105H143V104H142ZM163 105H164V104H163ZM170 105H171V104H170ZM175 105H176V104H175ZM187 105H188V104H187ZM199 105H200V104H199ZM206 105H207V104H206ZM218 105H219V104H218ZM221 105H222V102H221ZM247 105H248V104H247ZM257 105H260V104L257 103V104H256V107H257ZM3 106H5V105L3 104ZM3 106H2V107H3ZM9 106H10V105H9ZM25 106H26V105H25ZM25 106H24V108H25ZM38 106H39V105H38ZM40 106L42 107V105H40ZM40 106H39V107H40ZM48 106H49V105H48ZM60 106H61V105H60ZM64 106H65V104L63 105V107H64ZM93 106H94V105H93ZM102 106H103V105H102ZM134 106H135V105L132 106L133 109H134ZM140 106H141V105H140ZM143 106H144V105H143ZM145 106H147V105H145ZM159 106H160V108H161L162 104L159 105ZM166 106L168 107V105H166ZM178 106H179V105H178ZM183 106H186V105H182V106H180V107H182V108H180V109H184L185 107L183 108ZM219 106H220V105H219ZM227 106H228V105H227ZM233 106H234V105H233ZM238 106H239V105H238ZM242 106H241V107H242ZM249 106H250V107L252 106V109H253V106H254V105H253V103H252V105H250V103H249ZM249 106H246V107H249ZM14 107H15V103H14ZM14 107H11V106H10L11 109H10V108H9V109H10L11 111H10V110H7V111L13 112V110H14L13 108H14ZM16 107H17V106H16ZM16 107H15V108H16ZM28 107H29V106H28ZM33 107H35V106H33ZM33 107H32V108H33ZM55 107H56V106H55ZM74 107H73V108H74ZM80 107H81V106H80ZM80 107L78 106L79 109H80ZM88 107H89V106H88ZM90 107H91V105H90ZM94 107H95V106H94ZM107 107H108V106H107ZM107 107H106V108H107ZM112 107H113V106H112ZM115 107H116V106H115ZM127 107H130V106H127ZM127 107H126V108H127ZM132 107H130V108H132ZM136 107H137V106H136ZM147 107H149V105H148ZM151 107H155V106L153 105V106H151ZM157 107H158V106H157ZM169 107H170V106H169ZM169 107H168V108H169ZM173 107H174V105H173ZM176 107H177V106H176ZM186 107L189 108L190 106L188 105V106H186ZM199 107H201L200 110H199V108H198L197 106L195 107V109L197 108V110L201 111L202 108H203L202 105L199 106ZM254 107H255V106H254ZM256 107H255V108H256ZM6 108H8V106H6ZM21 108H23V107H21ZM21 108H20V109H21ZM32 108H30V110H31ZM36 108H38V107H36ZM44 108H46V107H44ZM50 108H53V109H54V110L52 109L53 111L57 110V109H55L53 106H52V107L50 106ZM50 108H48L47 111H49ZM60 108H61V107H60ZM64 108H66V106H65ZM81 108H82V107H81ZM106 108H105V110L108 109V108H107V109H106ZM110 108H111V107H109V109H110ZM137 108H138V107H137ZM145 108H146V107H145ZM145 108H143V110H144ZM171 108H172V107H171ZM178 108H179V107H178ZM178 108H176V109H178ZM188 108H187V109H188ZM225 108H226V107H225ZM237 108H238V107H237ZM259 108H260V106H259ZM259 108H258V109H259ZM1 109H2V108H1ZM66 109H67V108H66ZM68 109H70V108L68 107ZM76 109H77V108H75V110H76ZM86 109H87V108H86ZM96 109H97V108H96ZM96 109H94V111H96ZM121 109H120V110H121ZM127 109H128V111H129V108H127ZM138 109H139V108H138ZM141 109H142V108H141ZM141 109H139L138 111H134V112H136V113H134L133 115L135 116V114H138L139 111H140V113L142 114L143 111L141 112ZM149 109H150V108H149ZM151 109H152V108H151ZM185 109H186V108H185ZM185 109L183 110V113H184ZM195 109H194V110H195ZM203 109H204V108H203ZM256 109H257V108H256ZM3 110H4V109H3ZM3 110H2V111H3ZM17 110H19V109H17ZM21 110H22V109H21ZM21 110L19 111V113L22 112ZM25 110H26V108L24 109V111H25ZM36 110L41 111L42 109H36ZM36 110H35V111H36ZM43 110H44V109H43ZM63 110H64V109H63ZM63 110H62V111H63ZM72 110L74 111V109H72ZM77 110H78V109H77ZM81 110H83V108H82ZM89 110H90V109H89ZM89 110H87V111H89ZM116 110H117V109H115V111H116ZM131 110H132V109H131ZM134 110H135V109H134ZM146 110H147V109H146ZM165 110H169V109H166V107H165ZM165 110H164V111H165ZM189 110H190V109H189ZM189 110H187V111H188V114H187L186 111H185V113H186L187 115H191V114H189V113H190L191 111H193V110H191V111L189 112ZM197 110L194 111V112L196 113ZM237 110H238V111L241 110V112L244 111V110H242L241 108H240V109H237ZM254 110H255V109H254ZM259 110H260V109H259ZM2 111H1V112H2ZM15 111H16V109H15ZM44 111H46V110H44ZM62 111L60 112V111L57 110V113L60 112V113H62V115H65V116H66L67 113H64V114H63ZM98 111H99V110H98ZM111 111H112V110H111ZM122 111L124 112V110H122ZM150 111H151V110H150ZM156 111H157V110H156ZM177 111H178V110H175V111H173V112H176V113H177ZM180 111H181V110H180ZM202 111H203V110H202ZM214 111H215V109H214ZM218 111H219V110H218ZM224 111H225V110H224ZM238 111H237V112H238ZM245 111H246V110H245ZM245 111H244V113H245ZM16 112H17V111H16ZM16 112H15V114L13 113V114L15 115V117H16V114H18V113H16ZM25 112H26V111H25ZM25 112H22V113L25 114ZM30 112L32 113V110H31ZM30 112H29V113H30ZM33 112H34V110H33ZM49 112H51V111H49ZM49 112H46V113H49ZM67 112H68V111H67ZM77 112H78V111H77ZM89 112H92V110L89 111ZM96 112H97V111H96ZM102 112H103V110H102ZM112 112H113V111H112ZM117 112H118V111H117ZM147 112H149V111H147ZM153 112H154V111H153ZM157 112H160V114H163V113H161V109H160V111H157ZM225 112H226V111H225ZM233 112H235V111H233ZM246 112H247L246 114L248 115V114H249L248 109H247ZM6 113H7V112H6ZM26 113H28V112H26ZM35 113H36V112H35ZM38 113H39V112H38ZM41 113H44V112H41ZM41 113H40V115H42ZM51 113H53V112H51ZM57 113H56V114H57ZM93 113H94V112H93ZM104 113H105V112H103V114H104ZM114 113H116V112H114ZM120 113H121V111H120ZM150 113H151V112H150ZM165 113H166V112H165ZM191 113L195 115V113H193V112H191ZM207 113H208V112H206V114H203V116H204V115H207ZM219 113H220V111H219ZM227 113H229V112H227ZM230 113H231V112H230ZM250 113H251V112H250ZM255 113H257V111H255ZM2 114L4 115V113H1L0 116H1ZM8 114H11V113L8 112ZM24 114H23V115H24ZM54 114H55V113H54ZM56 114H55V115H56ZM105 114H106V113H105ZM123 114H124V113H123ZM144 114H145V111H144ZM144 114H143V116H147V115H144ZM147 114H148V113H147ZM198 114H199V112H198ZM225 114H226V113H225ZM234 114H235V113H234ZM3 115H2V116H3ZM23 115H22V116H23ZM25 115H26V114H25ZM30 115H31V114H30ZM36 115H39V114H36ZM50 115H51V114H50ZM55 115H53V116L55 117ZM60 115H61V114H60ZM67 115H68V114H67ZM72 115H73V114H72ZM87 115H88V113H87ZM106 115H107V114H106ZM119 115H120V114H119ZM127 115H128V114H127ZM127 115H126V116H127ZM148 115H149V114H148ZM179 115H182V113H179ZM183 115H185V114H183ZM187 115H186V116H187ZM219 115H220V114H219ZM232 115H233V113H232ZM243 115H245V114H243ZM2 116H1V117H2ZM5 116H7V115L5 114ZM19 116L22 117L21 115H19ZM73 116H74V115H73ZM93 116H94V115H93ZM100 116H102V115L100 114ZM100 116L97 115L96 117H97V118H98V117L100 118ZM107 116H108V115H107ZM111 116H112V115H111ZM122 116H123V115H122ZM143 116L141 115V118H142V119H143ZM163 116H166V114L163 115ZM175 116H176L177 118H179V119H177V118H176V119L180 121V116H177V115H175ZM198 116H199V115H198ZM198 116H197V117H198ZM208 116H210V115H208ZM227 116H228V115H227ZM238 116H239V115H237V117H238ZM249 116H250V115H249ZM249 116H248V117L246 116V118H249ZM252 116H253V115H252ZM254 116H255V115H254ZM258 116H259V115H258ZM15 117H14V118H15ZM25 117H28V115H26ZM42 117H43V116H42ZM48 117L50 118V116H48ZM89 117H90V116H89ZM108 117H109V116H108ZM108 117H107V120H108ZM119 117H121V116H119ZM127 117H128V116H127ZM147 117H148V116H147ZM147 117H146V118H147ZM151 117H152V116H151ZM151 117H148V118H147V119H148L147 122H145V124H144V123H143V124L146 125L147 123L150 124L151 122H153V121H151V119H150ZM173 117H174V115H173ZM189 117H190V118H189ZM229 117H230V116H229ZM242 117H243V116H242ZM255 117H256V116H255ZM12 118H13V117L11 116L10 120H11ZM17 118H18V117H17ZM39 118H40V116H39ZM44 118H46V117H44ZM56 118H57V117H56ZM56 118L54 119V121L56 120ZM58 118H59V116H58ZM80 118H81V117H80ZM87 118H88V117H87ZM97 118H95V119H97ZM99 118H98V120L101 119V118H100V119H99ZM109 118L111 119V117H109ZM112 118H113V117H112ZM114 118H116V117H114ZM114 118H113V119H114ZM117 118H118V117H117ZM122 118H123L124 120L127 119V118H124V116H123ZM135 118H136V117H135ZM139 118H140V117H139ZM141 118H140V120H142ZM146 118H144V120H145ZM155 118H156V117H155ZM160 118H161V117H160ZM164 118H165V117H164ZM170 118H171V117H170ZM182 118H183V116L181 117V119H182ZM206 118H207V117H206ZM222 118H223V117H222ZM244 118H245V116H244ZM258 118H260V117H258ZM258 118H257V119H258ZM6 119H8V118H6ZM15 119H16V118H15ZM20 119H21V118H20ZM20 119H19L18 121H20ZM30 119H32V118H30ZM34 119H35V118H34ZM34 119H33V120H34ZM37 119H38V116H37V118H36V121H37ZM52 119H53V118H52ZM71 119H72V118H71ZM71 119H68V120H71ZM82 119H83V118H82ZM95 119H94V120H95ZM105 119H106V116H105ZM110 119H109V120H110ZM149 119H150L151 122H149ZM152 119H153V118H152ZM157 119H158V118H157ZM161 119H162V118H161ZM166 119H167V118H166ZM166 119H165V120H166ZM174 119H175V117H174L173 119H171V120H174ZM185 119H186V118H185ZM188 119L190 120V119H192V117H191V116H188ZM201 119H202V118H201ZM252 119H253V118H252ZM260 119H261V118H260ZM4 120H5V119H4ZM22 120H24V118H22ZM26 120H27V119H26ZM33 120H32V121H33ZM44 120H46V119H43V121H44ZM50 120H51V119H50ZM50 120H49V122H50ZM57 120H58V119H57ZM75 120H78V121H79L80 119L78 118V119H75ZM98 120H97V121H98ZM124 120H123V121H124ZM135 120L137 121L138 119L136 118ZM140 120H138V121L140 122ZM144 120H143V121H144ZM155 120H156V119H155ZM158 120H159V119H158ZM165 120L163 121V123H164V122L167 123V125H165V126H168V123H169L170 121H169V122H166L168 119H167L166 121H165ZM177 120H176V121H177ZM202 120H203V119H202ZM227 120H229V119L227 118ZM247 120H248V119H247ZM51 121H52V120H51ZM97 121H96V124H97ZM100 121H101V120H100ZM100 121H99V122H100ZM113 121H117V122H118V121H119V118H118L117 120H113ZM156 121H157V120H156ZM181 121H182V120H181ZM186 121H187V120H186ZM232 121H233V117H232ZM0 122H1V121H0ZM4 122L6 123V122H8V121L5 120ZM4 122H2V123H4ZM10 122H12V121H10ZM14 122L17 123V121H14ZM14 122H13V123H14ZM27 122H28V121H27ZM33 122H34V121H33ZM49 122H48V118H47V123H49ZM58 122H59V121H58ZM67 122H69V121H67ZM71 122H72V121H71ZM71 122H70V124H71ZM99 122H98V123H99ZM107 122H108V121H107ZM111 122H112V120H111ZM119 122H120V121H119ZM119 122H118V123H119ZM121 122H122V120H121ZM121 122H120V123H121ZM141 122H142V121H141ZM159 122H160V120H159ZM171 122H172V121H171ZM184 122H185V121H184ZM200 122H201V121H200ZM200 122H199V123H200ZM202 122H203V121H202ZM221 122L224 124L223 121H221ZM243 122H244V121H243ZM250 122H251V121H250ZM252 122H253V120H252ZM259 122H260V121H259ZM5 123H4V124H5ZM15 123H14V124H15ZM18 123L20 124V122H18ZM31 123H32V122H31ZM31 123H29V124H31ZM36 123H37V122H36ZM41 123H42V120H41ZM43 123H46V122H43ZM60 123L62 124V122H60ZM114 123H115V122H114ZM114 123H113V124H114ZM123 123H124V122H123ZM123 123H122V127H123V125H125V123H124V124H123ZM127 123H128V122H127ZM160 123H162V122H160ZM165 123H164V124H165ZM180 123H181V122H179L178 124L180 125ZM196 123H198V122H195V124H196ZM215 123H216V122H215ZM218 123H219V122H218ZM236 123H237V122H236ZM253 123H254V122H253ZM10 124H12V123H10ZM51 124H52V123H51ZM51 124H50L49 127H47V130H48V128L51 127ZM56 124L58 125L59 123H56ZM56 124H55V125H56ZM61 124H60V125H61ZM70 124H68V125L70 126ZM79 124H80V122H79ZM92 124L96 125L94 122H93ZM106 124H107V123H106ZM113 124H112V126H113ZM115 124L117 125V123H115ZM143 124L141 123V125H143ZM148 124H147V125H148ZM152 124H154V123H152ZM157 124H158V122L156 123V125H157ZM191 124H192V123H191ZM229 124H230V123H229ZM238 124H239V123H238ZM1 125H2V124H1ZM21 125H22L23 128L27 127V126L24 127L23 123H21ZM34 125H35V124H34ZM40 125H41V124H40ZM40 125L38 126L39 128L41 127ZM46 125H47V124H46ZM55 125H54V126H55ZM68 125H67L66 128H68ZM73 125H75V124H73ZM73 125H71L70 130H71V129H74L75 127H77V126H73ZM81 125H82V124H81ZM86 125H88V123H87ZM86 125L84 124V125H82V126H85V127H86ZM94 125H93V126H94ZM99 125L101 126L102 124L99 123ZM103 125H104V124H103ZM138 125H139V124H138ZM144 125H143V126H144ZM150 125H151V124H150ZM154 125H155V124H154ZM156 125H155V126H156ZM158 125H159V124H158ZM158 125H157V126H158ZM170 125H171V124H170ZM175 125H176V124H175ZM231 125H232V124H231ZM231 125H229V126H231ZM251 125H252V123H251ZM263 125H264V124H263ZM16 126H17V125H16ZM54 126H53V127H54ZM63 126H64V125H63ZM72 126H73V128H72ZM88 126H89V125H88ZM114 126H115V125H114ZM136 126H137V125H136ZM157 126H156V128H158V127L160 128L161 124H160L158 127H157ZM163 126H164V125H163ZM163 126H162L161 128H163ZM188 126H189V125H188ZM188 126H187V127H188ZM213 126H214V124H213ZM232 126H234V125H232ZM239 126H240V125H239ZM245 126H246V125H245ZM247 126H248V125H247ZM22 127H21V129H22ZM56 127H57V126H56ZM78 127H79V125H78ZM78 127H77V128H78ZM97 127H98V125H97ZM115 127H116V126H115ZM133 127H135V126H133ZM138 127H139V126H138ZM140 127H141V126H140ZM151 127H152V126H151ZM168 127H169V126H168ZM172 127H173V126H172ZM191 127H192V126H191ZM194 127H195V126H194ZM205 127H206V126H204V129H205ZM214 127H215V126H214ZM219 127H221V125H220ZM226 127H227V126H226ZM240 127H241V126H240ZM243 127H244V126H243ZM2 128H3V126H2ZM39 128H38V129H39ZM41 128H42V129H41ZM41 128H40V130H43V125H42ZM66 128L63 127L62 130H65ZM77 128L75 129V131L77 130ZM80 128H81V126H80ZM80 128H79L80 131L78 130V132H79L78 134H80V133L83 131L82 128H81V129H80ZM86 128H87V127H86ZM88 128H89V127H88ZM100 128H101V127H100ZM105 128H108V127L105 126ZM131 128H132V127H131ZM148 128H150V127H148ZM148 128H144V129L146 130V129H148ZM169 128H170V127H169ZM208 128H209V127H207L206 130H207ZM216 128H218V124H217V127H216ZM227 128L229 129V127H227ZM227 128L225 129L226 131H227ZM236 128H238V127L236 126ZM241 128H242V127H241ZM249 128H250V127H249ZM251 128H252V126H251ZM254 128H256V126H255V127L253 126V130H254ZM3 129H4V128H3ZM8 129H9V128H8ZM55 129H56V128H55ZM83 129H84V127H83ZM111 129H112V128H111ZM114 129H116V128H114ZM117 129H118V128H117ZM142 129H143V128H142ZM153 129H155L154 126H153L152 130H153ZM167 129H168V128H167ZM172 129L174 130V128H172ZM180 129H181V128H180ZM188 129H189V128H188ZM192 129H193V128H192ZM199 129H200V128H199ZM204 129H202V130H204ZM210 129H212V128H210ZM214 129H215V128H213L212 130H214ZM218 129H219V128H218ZM231 129H232V128H231ZM234 129H235V128L232 129V132L234 131L233 134L235 135V130H234ZM9 130H10V129H9ZM9 130H8V131H9ZM14 130H15V129H14ZM19 130H20V129H19ZM23 130H25V129H23ZM34 130H35V128H34ZM50 130H51V129H50ZM56 130H57V129H56ZM56 130H55V132H53V133L56 134V133H57ZM60 130H61V129H60ZM62 130H61V132H63ZM68 130H69V129H68ZM81 130H82V131H81ZM87 130H88V129H87ZM96 130H97V132H98V129H96ZM96 130H94V131H96ZM104 130H105V129H104ZM106 130H107V129H106ZM145 130H144V131H145ZM148 130H149V129H148ZM157 130H158V129H156L155 133H157V135L159 136V132H160V130H159V132H157ZM164 130H166V129H164ZM168 130H169V129H168ZM239 130H240V129H239ZM244 130H245V129H244ZM250 130H251V129H249V131H250ZM1 131H2V130H1ZM12 131H13V129H12ZM25 131H27V129H26ZM31 131H32V130L27 131V132H31ZM35 131H36V130H35ZM48 131H49V130H48ZM52 131H53V130H52ZM52 131H49V132H50V135H51V132H52ZM73 131H74V130H73ZM73 131H72V132H73ZM110 131H113V129L110 130ZM118 131H119V130H118ZM127 131H128V130H127ZM149 131H150V130H149ZM174 131H175V130H174ZM176 131H177V130H176ZM179 131H180V130H179ZM186 131H187V130H186ZM190 131H191V128H190ZM197 131H198V130H197ZM228 131H229V130H228ZM230 131H231V130H230ZM246 131H248V130L246 129ZM3 132H4V130H3ZM27 132H26V133H27ZM37 132H38L39 135L41 134V132H39V131H37ZM58 132H59V131H58ZM83 132H84V131H83ZM83 132H82V134H83ZM88 132H89V131H88ZM100 132H102V131H100ZM103 132H104V131H103ZM105 132H106V131H105ZM119 132H120V131H119ZM119 132H118V133H119ZM161 132H162V131H161ZM161 132H160V136H161V135L163 136V134H164V135L166 134V136H167V134H168V132H167V133L165 132V133H163V134H161ZM163 132H164V131H163ZM172 132H173V131H172ZM172 132H171V133H172ZM177 132H178V131H177ZM188 132H189V131H188ZM218 132H219V131H218ZM232 132H231V133H232ZM253 132L255 133L256 131H253ZM253 132H252V134H253ZM262 132H263V131H262ZM262 132H261V133H262ZM26 133H25V134H26ZM33 133H35V132L33 131ZM33 133H32V134H33ZM42 133H43V132H42ZM53 133H52V134H53ZM68 133H69V132H68ZM74 133H75V132H74ZM114 133H115V131L113 132V135H114ZM118 133H117V134H118ZM146 133H147V132H146ZM148 133H149V132H148ZM185 133H186V132H185ZM189 133H190V132H189ZM199 133H200V132H199ZM212 133H213V132H211V134H212ZM221 133H222V132H221V130H220V135H223V134H221ZM223 133H225V132H223ZM226 133L229 134V132H226ZM226 133H225V134H226ZM231 133H230L229 135H231ZM256 133H257V132H256ZM259 133H260V132H259ZM263 133H264V132H263ZM263 133L261 134V136L264 137ZM16 134H17V133H16ZM36 134H37V133H36ZM44 134H46V130H44ZM47 134H48V133H47ZM75 134H76V136H77V133H75ZM82 134H80V135H82ZM94 134H98V133H94ZM94 134H93V136H94ZM119 134H120V133H119ZM129 134H131V133H127L128 139H129V137H130ZM142 134H143V133H142ZM174 134H175V133H174ZM174 134H173V135H174ZM196 134H197V133H196ZM196 134H195V135H196ZM202 134H204V133H202ZM213 134H214V133H213ZM213 134H212V135H213ZM215 134H217V133H215ZM236 134H237V133H236ZM246 134H247V133H246ZM257 134H258V133H257ZM257 134H256V135H257ZM14 135H15V134H14ZM17 135H18V134H17ZM26 135H27V134H26ZM58 135H59V133H58ZM71 135H72V134H71ZM80 135H79V136H80ZM86 135L88 136L87 133H86ZM90 135H91V134H90ZM99 135H100V134H99ZM105 135L107 136L106 133H105ZM147 135H148V134H147ZM173 135H170V138H171V136L174 137ZM178 135H179V133H178ZM178 135H177V136H178ZM193 135H194V133H193ZM218 135H219V134H218ZM10 136H11V135H10ZM15 136H16V135H15ZM56 136H57V134H56ZM95 136H96V135H95ZM95 136H94V137H95ZM106 136H103V140H102V138H101L99 141H100V142H101V140H102V141H107L108 139H107V140L104 139V137H106ZM108 136H109V132H108ZM114 136H118V135H114ZM120 136H121V135H120ZM142 136H143V135H142ZM160 136H159V137H160ZM162 136H161V137H162ZM166 136H163V137H166ZM168 136H169V135H168ZM179 136H180V135H179ZM186 136H187V135H186ZM210 136H211V135H210ZM235 136H236V135H235ZM240 136H241V134H240ZM250 136H251V135H250ZM254 136H255V135H254ZM28 137L30 138L31 136H28ZM33 137H34V136H33ZM37 137H38V136H37ZM42 137H43V135H42ZM47 137H49V136H47ZM57 137H59V136H57ZM57 137H56V138H57ZM77 137H78V136H77ZM82 137H83V135H82ZM100 137H102V136L100 135ZM146 137H149V136H146ZM154 137H155V136H154ZM194 137H195V136H194ZM200 137H201V136H200ZM216 137H218V136H217V135L214 136V138L217 140ZM220 137H222V136H220ZM224 137H225V136H223V139H224ZM237 137H238V135H237ZM255 137H256V136H255ZM263 137L261 138V140H257V141H260V142L264 141V140H263V139H264ZM6 138H7V137H6ZM14 138H15V137H14ZM54 138H55V137H54ZM56 138H55V139H56ZM59 138H61V137H59ZM62 138H64V137H62ZM62 138H61V140L64 142V140H63ZM66 138H67V137H66ZM68 138H69V136H68ZM68 138H67V139L64 138L65 141L68 140ZM97 138H99V137L97 136ZM106 138H107V137H106ZM108 138H109V137H108ZM110 138H111V137H110ZM167 138H168V137H167ZM226 138H227V137H226ZM238 138H239V137H238ZM238 138H236V139H237L236 141H238ZM247 138H248V137H247ZM251 138H252V137H251ZM257 138H258V137H257ZM257 138H256V139H257ZM23 139H25V138H23ZM40 139H41V137H40ZM43 139L46 140V138H43ZM73 139H74V136H73L72 140H73ZM77 139H78V138H77ZM128 139H126V140L124 139V141H128ZM130 139H131V138H130ZM179 139H180V138H179ZM179 139H178V140H179ZM193 139H194V138H193ZM199 139H200V138L197 139V141H196L197 143H198V140H199ZM204 139H205V138H204ZM204 139H203V141H204ZM229 139L231 140V138H229ZM229 139L227 138V141H228V142H229ZM232 139L235 140V137H234V138L232 137ZM245 139H246V138H245ZM253 139H254V137H253ZM258 139H260V137H259ZM0 140H1V139H0ZM32 140H33V139H32ZM36 140H37V139H36ZM56 140H57V139H56ZM109 140H110V139H109ZM113 140L115 141L116 139H113ZM117 140H119L118 137H117ZM147 140H148V139H147ZM159 140H161V139H159ZM170 140H171V139H170ZM170 140H169V141H170ZM201 140H202V139H201ZM221 140H222V139H221ZM240 140H241V139H240ZM246 140H249V139H246ZM246 140H245V141H246ZM16 141H17V138H16ZM39 141H40V140H39ZM41 141H42V140H41ZM46 141H47V140H46ZM68 141H69V140H68ZM74 141H75V139H74ZM83 141H85V140H83ZM86 141H87V140H86ZM99 141H98V140L96 141V142H98V143L95 144V145H96L95 147H98V146L101 144V143L99 144ZM111 141H112V139H111ZM166 141H167V140H166ZM172 141H173V140H172ZM176 141H177V139H176ZM184 141H185V140H184ZM184 141H183V142L181 141V142H182V145H184ZM193 141H194V140H193ZM212 141H213V136H212ZM217 141H218V140H217ZM227 141H226V142H227ZM232 141H233V140H232ZM250 141H251V140H250ZM254 141H256V140H253V142H254ZM3 142H4V140L1 141V143H3ZM32 142H33V141H32ZM71 142H72V141H71ZM78 142H79V140L77 141V143H78ZM131 142H132V141H131ZM134 142H135V141H134ZM147 142H148V141H147ZM153 142H154V141H153ZM157 142H158V144H159V141H157ZM181 142H180V143H181ZM194 142H195V141H194ZM196 142H195V144H197ZM207 142H208V141H206V143H207ZM209 142H211V138H210ZM213 142H214V141H213ZM222 142H223V141H222ZM222 142H221V144H222ZM238 142H239V141H238ZM241 142H242V141H241ZM246 142H247V141H246ZM246 142H244V143H246ZM253 142H252V143H253ZM39 143H40V142H39ZM56 143H57V142H56ZM73 143H74V142H73ZM79 143L81 144V140H80ZM84 143L86 144V142H84ZM109 143H110V141H108V144H109ZM126 143H127V142H126ZM151 143H152V141H151ZM161 143H163V141H162ZM165 143H166V142H165ZM176 143H178V142H176ZM191 143H192V141H191ZM199 143H200V142H199ZM199 143H198V145H199ZM203 143H204V142H203ZM247 143H248V142H247ZM22 144L24 145V141H23V140H22ZM37 144H38V143H37ZM43 144H47V143H44V142H43L42 145H43ZM57 144H59V143H57ZM62 144H65V143H62ZM75 144H76V143H75ZM85 144H83V145H85ZM103 144H105V142H104ZM106 144H107V143H106ZM111 144H112V146H113V142H111ZM116 144H117V143L115 142V145H116ZM148 144H149V143H148ZM187 144H188V143H187ZM200 144H202V143H200ZM208 144H209V143H208ZM215 144H218V143H215ZM224 144H225V143H224ZM230 144H231V142H230ZM232 144H234V143L232 142ZM254 144L256 145L255 142H254ZM261 144H262V143H261ZM2 145H5V144H2ZM14 145H15V144H14ZM20 145H21V144H20ZM23 145H22V147H23ZM32 145H33V144H32ZM40 145H41V144H40ZM42 145H41V146H42ZM47 145H48V144H47ZM47 145H46V147L49 148V146H47ZM54 145H55V144H54ZM59 145H61V143H60ZM65 145H66V144H65ZM76 145H77V144H76ZM97 145H98V146H97ZM115 145L113 146V148L116 147ZM118 145H119V144H118ZM149 145L151 146V144H149ZM152 145H153V143H152ZM154 145H155V144H154ZM185 145H186V144H185ZM185 145H184V146H185ZM190 145H191V144H190ZM190 145H189V146H190ZM204 145H205V144H204ZM240 145H241V144H240ZM247 145H248L247 148L253 146V145H252V146H249V144H247ZM247 145L244 144V146H247ZM259 145H260V144H259ZM259 145H257V146H259ZM8 146H9V144H8ZM62 146H64V145H62ZM105 146H106V145H105ZM132 146L134 147V145H132ZM162 146H163V145H162ZM166 146H169V145L167 144ZM202 146H203V144H202ZM217 146H218V148H219V145H217ZM217 146H216V148H217ZM227 146H228V143H227ZM231 146H233V145H231ZM236 146H237V145L235 144V147H236ZM244 146H243V147H244ZM6 147H7V146H6ZM9 147H10V146H9ZM22 147H21V148H22ZM25 147H26V145H25ZM36 147H37V145H36ZM43 147H44V146H43ZM46 147H44V148H46ZM52 147H53V146H52ZM58 147H59V146H58ZM73 147H74V144H73ZM110 147H111V145H110ZM151 147L153 148V146H151ZM155 147H156V145H155ZM160 147H161V145H160ZM160 147L157 146L158 150H159ZM164 147H165V146H164ZM177 147H178V146H177ZM195 147H196V146H195ZM243 147H241V148H243ZM261 147H262V146H261ZM263 147H264V146H263ZM13 148H14V147H13ZM39 148H40V147H39ZM60 148H61V147H60ZM75 148L77 149L78 147L76 146ZM98 148H99V147H98ZM101 148H102V145H101V147H100L99 149H101ZM103 148H104V147H103ZM111 148H112V147H111ZM113 148H112V150H111V149H110V150L114 153V151H113L114 149H113ZM137 148H138V147H137ZM161 148H162V147H161ZM167 148L169 149V147H167ZM187 148H188V147H187ZM191 148H192V147H191ZM191 148H189V149H187V150H190ZM198 148H199V146H198ZM198 148H197V150H199ZM255 148H256V147H255ZM23 149H24V148H23ZM23 149H21L22 152L25 151V149H24V150H23ZM56 149H57V150H56ZM56 149H55V150H56V152H57V151H58L57 146H56ZM61 149H62V148H61ZM76 149H75V150H76ZM96 149H97V148H96ZM96 149H95V150H96ZM105 149H106V148H105ZM105 149H103V150L105 151ZM163 149H164V148H163ZM192 149H193V148H192ZM211 149H213V147H212ZM211 149H210V151L213 152ZM230 149H231V148H230ZM252 149H254V148L252 147ZM6 150H7V152H8V150H10V149L7 148ZM17 150H18V148H17ZM19 150H20V148H19ZM39 150H41V149H39ZM50 150H51V148H50ZM68 150H69V148H68ZM103 150L101 149V151H103ZM121 150H122V149H121ZM155 150H156V148H154L153 152H156V151H157V150H156V151H155ZM177 150H178V149H177ZM177 150H176V153H177ZM187 150H186V148H185V151H187ZM204 150H205V149H204ZM214 150H215V148H214ZM219 150H220V152L223 153V151H221L222 149H218V152H219ZM233 150H234V149H232V151H233ZM249 150H250V149H248L247 152H246V148H245V151H244V152H245V153H248V152L250 153ZM11 151H12V150H11ZM52 151H53V150H52ZM52 151H51L52 154L55 153V152H52ZM63 151H64V150H63ZM71 151H73V150L71 149ZM85 151H86V150H85ZM108 151H109V149H108ZM160 151H162V150H160ZM160 151H159V152H160ZM173 151H174V150H173ZM182 151H184V150H182ZM201 151H202V150H201ZM216 151H217V150H216ZM224 151H225V148H224ZM236 151H237V149H236ZM236 151H235V153H236ZM238 151H239V150H238ZM256 151H258V150H256ZM0 152H2V150H1ZM3 152H4V151H3ZM14 152L16 153V149H15ZM17 152H18V151H17ZM48 152H49V151H48ZM61 152H62V151H61ZM67 152L69 153V151H67ZM73 152H74V151H73ZM73 152H71V155L73 154ZM76 152H77V151H75V153H76ZM95 152H96V151H95ZM95 152H94V153H95ZM106 152H107V149H106ZM112 152H111V153H112ZM117 152H118V151H117ZM117 152H116V154H117ZM133 152H134V151H133ZM151 152H152V151H151ZM164 152H165V151H164ZM189 152H190V151H189ZM193 152L195 153V150H193ZM198 152H200V150H199ZM198 152H197V154H198ZM204 152H205V151H204ZM204 152H203V153H204ZM207 152H208V151H206L205 153L207 154ZM218 152H217V153H218ZM241 152H243V150H242ZM20 153H21V152H20ZM51 153L48 154V158H49V159H50L49 155H51ZM62 153H66V152H62ZM98 153H100V151H98ZM98 153H97V154H98ZM104 153H105V152H104ZM130 153H132V152H130ZM173 153H174V152H173ZM180 153H181V152H180ZM180 153H179V154H180ZM190 153H191V152H190ZM231 153H232V152H229V155H230ZM249 153H248V156H249ZM257 153L260 154V152H257ZM1 154H2V153H1ZM5 154H7L6 151H5ZM5 154H4V155H5ZM10 154H11V153H10ZM10 154H9V155H10ZM12 154L14 155V153H12ZM22 154L24 155L25 153H22ZM38 154H46V153H44V150H43L42 153L40 152V153H38ZM57 154H58V153H57ZM80 154H81V152H80ZM80 154H79V155H80ZM154 154H155V153H154ZM159 154H160V153H159ZM162 154H163V153H161L160 155H162ZM174 154H175V153H174ZM179 154H178V155H179ZM183 154H186V152H184ZM227 154H228V153H227ZM233 154H234V151H233L232 155H233ZM252 154H253V156H254V153H252ZM252 154L250 153V155H252ZM263 154H264V153H263ZM35 155H37L36 152H35ZM35 155H34V156H35ZM65 155H66V154H65ZM79 155H77V156H79ZM82 155H84V154H82ZM99 155H100V154H99ZM106 155H107V154H106ZM109 155H111L110 152H109ZM109 155H108V157H109ZM120 155H121V157H122V154H121V153H120ZM133 155H134V153H133ZM151 155H153V154L151 153ZM156 155H158V153H157ZM198 155H199V154H198ZM198 155H197V157L195 158V161L198 160V159H197V158H198ZM201 155H203V154H201ZM213 155H214V154H213ZM218 155H219V154H218ZM218 155H217V156H218ZM0 156H1V155H0ZM46 156H47V154H46ZM46 156H44V157H46ZM52 156H53V155H52ZM57 156H58V155H57ZM62 156H63V154H62ZM94 156H95V155H94ZM111 156H112V155H111ZM111 156H110V157H111ZM158 156H159V155H158ZM167 156H168V155H167ZM173 156H174V155H173ZM179 156L181 157V155H179ZM186 156H187V155H186ZM191 156H192V155H191ZM207 156H209V153H208ZM221 156H222V155H221ZM233 156L235 157V154H234ZM245 156H246V155H245ZM248 156H246L245 159H247ZM15 157H16V156H15ZM37 157H40V156H37ZM55 157H56V156H55ZM55 157H54V158H55ZM67 157H68V156H66V158H67ZM72 157H75V155H74V156L72 155ZM95 157H96V156H95ZM99 157H100V156H99ZM99 157H98V158H99ZM108 157H107V159H108ZM152 157H154V156H152ZM213 157H214V156H213ZM249 157H250V156H249ZM261 157L263 158L264 156L261 155ZM10 158H11V157H10ZM27 158H28V157H27ZM42 158H43V157H42ZM46 158H47V157H46ZM57 158H58V157H57ZM80 158H84V157H81V155H80ZM96 158H97V157H96ZM98 158H97V159H98ZM111 158H112V157H111ZM113 158H114V156H113ZM115 158H117V156H115ZM115 158H114V159H115ZM150 158H151V157H150ZM157 158H158V157H157ZM184 158H185V157H184ZM210 158H212V157L210 156ZM219 158H220V157H218L217 160H219ZM221 158H222V157H221ZM232 158H233V157H232ZM239 158H240V157H239ZM243 158H244V157H243ZM254 158H255V157H254ZM254 158H253L252 160H254ZM24 159H25V156H24ZM35 159H36V162H38V159H37L36 157H35ZM40 159H41V158H40ZM60 159H61V157H60ZM60 159L58 158V160H60ZM69 159L71 160V157H70ZM72 159H73V158H72ZM76 159H79V157H78V158L76 157ZM90 159H92V158H90ZM97 159H96V160H97ZM128 159H129V158H128ZM128 159H127V161H128ZM144 159H145V158H143V160H144ZM200 159H202V158L200 157ZM214 159H215V158H214ZM222 159H223V158H222ZM227 159H228V158H227ZM234 159H235V158H234ZM249 159H251V158H249ZM255 159L257 160L258 158H255ZM5 160H6V159H5ZM9 160H10V159H9ZM15 160H16V159H15ZM41 160H42V159H41ZM63 160H64V158H63ZM96 160H95V161H96ZM109 160H112V159H109ZM109 160H102V161H105V162L107 163ZM115 160H116V159H115ZM117 160H118V159H117ZM129 160H130V159H129ZM147 160H148V159H147ZM150 160L154 161L153 159H150ZM150 160H149V161H150ZM176 160H177V159H176ZM176 160H174V161H176ZM180 160H182V159H180ZM185 160H186V159H185ZM192 160H193V159H191V161H192ZM202 160H205V159H202ZM202 160H201V162H203ZM228 160H229V159H228ZM228 160H227V162H229ZM247 160H248V159H247ZM247 160H245V161H247ZM0 161H1V160H0ZM2 161H3V160H2ZM7 161H8V160H7ZM7 161H6V163H3V164H4V165L7 164ZM10 161H11V160H10ZM10 161H8V162H9V163H12V162H10ZM21 161H22V160H21ZM43 161H44V160H43ZM49 161H50V160H49ZM66 161H67V159H66ZM71 161H72V160H71ZM71 161H69V162H71ZM76 161H77V160H76ZM88 161H89V160H88ZM100 161H101V160H100ZM102 161H101V162H102ZM136 161H137V160H136ZM140 161H141V160H140ZM140 161H139L138 165H140ZM144 161H145V160H144ZM149 161H148V162H149ZM174 161H173V162H174ZM178 161H179V160H178ZM210 161H211V159H210ZM212 161H213V160H212ZM220 161H221V160H220ZM243 161H244V160H243ZM245 161H244V162H245ZM248 161H249V160H248ZM4 162H5V161H4ZM18 162H19V161H18ZM24 162H26V159H25ZM46 162H47V161H46ZM46 162H42V164H43V163L46 164ZM69 162L67 161L68 164H69ZM73 162H75V161L73 160ZM97 162H99V161L97 160ZM109 162H110V161H109ZM109 162H108V164H109ZM111 162H112V161H111ZM115 162H116V161H115ZM154 162H155V161H154ZM171 162H172V161H171ZM213 162H214V161H213ZM222 162H223V161H222ZM231 162H233V161H231ZM231 162H230V163H231ZM236 162H237V160H236ZM249 162H250V161H249ZM253 162H255V161H253ZM31 163L34 164V163H35V160H33V162L31 161L30 164H31ZM47 163H48V162H47ZM76 163H77V162H76ZM78 163H79V162H78ZM95 163H96V162H95ZM136 163H137V162H136ZM144 163H145V162H144ZM146 163H147V162H146ZM149 163H150V162H149ZM177 163H178L179 165L181 164L180 162H177ZM195 163L197 164V162H195ZM198 163L200 164V162H198ZM204 163L206 164L207 162H204ZM223 163H224V162H223ZM242 163H243V162H242ZM247 163H248V162H247ZM250 163H251V162H250ZM13 164H14V163H13ZM25 164H26V163H25ZM28 164H29V163H28ZM38 164H39V162H38ZM96 164H97V168H98V166H100V165H99L100 163H99V164L96 163ZM96 164H95V165H96ZM102 164H103V163H102ZM114 164H116V163H113V165H114ZM126 164H127V163H126ZM151 164H152V163H151ZM156 164H157V163H156ZM156 164H155V165H156ZM189 164H190V163H189ZM189 164H187V165H189ZM234 164H235V163H234ZM234 164L232 163V165H234ZM239 164H241V162L238 163V165H239ZM256 164H257V163L255 162V165H256ZM0 165H2V162L0 163ZM8 165H9V164H8ZM8 165H7V167H8ZM36 165H37V163H36ZM36 165H34V166H36ZM47 165H48V164H47ZM49 165H50V164H49ZM49 165H48V166H49ZM75 165H76V164H75ZM90 165H91V164H90ZM104 165H105V163H104ZM104 165H103V166H104ZM116 165H117V164H116ZM119 165H120V163H119ZM138 165L135 166L136 169L138 168ZM174 165H175V164H174ZM182 165H185V164L182 163ZM187 165H186V166H187ZM200 165H201V164H200ZM206 165L208 166V163H207ZM235 165H236V164H235ZM238 165H236V166H238ZM241 165H242V164H241ZM243 165L245 166L244 169H246V172H247L249 166H246L247 164H246V165L243 164ZM248 165H249V164H248ZM255 165H254V167H255V169H256L257 166H255ZM260 165H261V167H263L264 164H263V165L260 164ZM15 166H16V165H15ZM15 166H14V167H15ZM29 166H30V165H29ZM31 166H33V165H31ZM38 166H39V165H38ZM51 166H52V165H51ZM69 166H70V165H69ZM84 166H85V165H84ZM87 166L89 167L88 164H87ZM121 166H122V165H121ZM140 166H142V165H140ZM143 166H145V165L143 164ZM152 166H154V165L152 164ZM156 166H157V167H156ZM156 166H155V167L158 168L159 165H156ZM165 166H166V165H165ZM195 166H196V165H195ZM197 166H199V165H197ZM197 166H196V167H197ZM201 166H205V165H203V163H202ZM250 166H252V164H250ZM14 167H13V168H14ZM52 167H54V165H53ZM55 167H56V165H55ZM55 167H54V169H55ZM58 167H60V166H58ZM63 167H64V166L62 165V168L60 167L59 170H60V169H63ZM72 167H73V166H72ZM75 167L77 168L78 165L75 166ZM79 167H80V166H79ZM79 167H78V168H79ZM119 167H120V166H119ZM124 167H125V165H124ZM124 167H122V168L124 169ZM126 167H127V165H126ZM126 167H125V168H126ZM145 167H146V166H145ZM179 167L181 168V166H179ZM210 167H211V166H210ZM210 167H209V170H207L208 172H209L210 170H212V169H210ZM212 167H214V166H212ZM246 167H247V168H246ZM261 167H257V169H260ZM0 168H2V167H0ZM8 168H9V167H8ZM35 168H37V167H35ZM95 168H96V167H95ZM97 168H96V171H97ZM171 168H172V165H171ZM188 168H189V167H188ZM199 168H200V167H199ZM239 168L241 169V167H239ZM30 169H33V167L30 168ZM52 169H53V168H52ZM52 169H51V170H52ZM71 169L73 170V168H71ZM71 169H69V170H71ZM79 169H80V168H79ZM79 169L76 170L77 173H79V172H78ZM99 169H101V168H99ZM102 169H103V168H102ZM123 169H122V170H123ZM139 169H141V168H139ZM142 169L145 170L144 168H142ZM153 169H154V167H153ZM162 169L164 170V168H162ZM200 169L202 170V168H200ZM255 169H254V170H255ZM263 169H264V168H263ZM3 170H4V169H3ZM9 170H10V169H9ZM49 170H50V169H49ZM56 170H57V168H56ZM59 170H57V171H59ZM64 170H65V169H64ZM66 170H67V168H66ZM88 170L91 171L92 168H91V170H90V167H89V169L87 168V171H86V169H85L84 171L88 172ZM93 170H95L94 167H93ZM124 170L127 171L126 169H124ZM124 170H123V171H124ZM188 170H189V169H188ZM205 170H206V169H205ZM237 170H238V169H237ZM250 170H252V167H251ZM250 170H249V171H250ZM5 171H6V170H5ZM12 171H13V170H12ZM14 171H15V168H14ZM36 171H37V170H36ZM73 171H74V170H73ZM120 171H121V170H119V174H120L121 172H123V171H121V172H120ZM125 171H124V172H125ZM137 171H138V170H137ZM151 171H153V170H151ZM165 171H166V170H165ZM238 171H239V170H238ZM0 172H1V171H0ZM2 172H3V171H2ZM7 172H9V171H7ZM40 172H41V171H37L36 174L38 175V173H40ZM42 172H43V171H42ZM47 172H48V171H47ZM54 172H56V171H54ZM67 172H68V171H67ZM80 172H83V170H81ZM86 172H85V173H86ZM98 172H99V171H98ZM100 172H101V170H100ZM100 172H99V173H100ZM124 172H123V173H124ZM161 172H162V171H161ZM168 172H169V171H168ZM239 172H240V171H239ZM242 172H244V174L242 173V175H243V177H244V179L242 178V180L246 181L245 179H246L247 176H246V177L244 176V175H246V174H245L246 172H245V170H242ZM257 172H258V171H257ZM257 172H256V173H257ZM3 173H4V172H3ZM10 173H11V171H10ZM13 173H14V172H13ZM18 173H19V172H18ZM49 173H50V171H49ZM52 173H53V172H52ZM57 173H59V172H57ZM73 173H76V172H73ZM77 173H76V174H77ZM83 173H84V172H83ZM101 173H103V172H101ZM129 173H130V172H129ZM139 173H140V172H139ZM142 173H144V172H142ZM152 173H153V172H152ZM191 173H192V170H191ZM250 173H251V172H250ZM252 173H253V172H252ZM4 174H5V173H4ZM11 174H12V173H11ZM11 174H8V175L11 176ZM36 174H34V175H36ZM43 174H44V172H43ZM55 174H56V173H55ZM65 174H66V172H65ZM68 174H69V173H68ZM80 174H81V176H82V173H80ZM90 174H91V173H90ZM92 174H94V173L92 172ZM103 174H104V173H103ZM103 174H101V175H103ZM124 174H126V173H124ZM160 174H161V173H160ZM203 174H204V173H203ZM239 174H240V173H239ZM247 174H248V173H247ZM253 174H254V173H253ZM258 174H259V173H258ZM5 175H6V174H5ZM8 175H6V177H7ZM37 175H36V176H37ZM41 175H42V174H41ZM47 175H48V173H47ZM50 175H51V173H50ZM71 175H72V173H71ZM73 175H74V174H73ZM94 175H95V174H94ZM101 175H100V177H101ZM104 175H105V174H104ZM104 175H103V178L105 179L106 176L104 177ZM117 175H118V174H117ZM117 175H116V177H117ZM120 175H121V174H120ZM142 175H143V174H142ZM165 175H166V174H165ZM192 175H193V174H192ZM234 175H235V174H234ZM248 175H249V174H248ZM0 176H1V174H0ZM36 176H35V177H36ZM60 176H61V175H60ZM60 176H59V179L62 178V176H61V177H60ZM68 176H70V175H68ZM68 176H67V177H68ZM87 176H88V175H87ZM95 176H96V175H95ZM113 176H114V173H113ZM199 176H200V175H199ZM203 176H204V175H202V176H200V177L202 178ZM249 176H252V175H249ZM256 176H259V175H256ZM4 177H5V176H4ZM6 177H5V178H6ZM33 177H34V176H33ZM39 177H41V176H39ZM65 177H66V176H64L63 178H65ZM70 177H71V176H70ZM72 177H73V176H72ZM72 177H71V178H72ZM75 177H76V176H75ZM75 177H73V181H74V178H75ZM77 177H79V176L77 175ZM89 177H90V176H89ZM91 177H92V176H91ZM119 177H120V176H119ZM121 177H122V176H121ZM188 177H189V176H188ZM238 177H239V178H238ZM252 177H253V179H254V176H252ZM252 177H251V178H252ZM14 178H15V177H14ZM41 178H43V175H42ZM48 178H49V177H47V179H48ZM53 178H54V177H53ZM56 178H57V177H56ZM63 178H62V179H63ZM81 178H82V177H81ZM83 178H84V177H83ZM85 178H86V177H85ZM85 178H84V179H85ZM96 178H97V177H96ZM96 178H95V179H96ZM98 178H99V177H98ZM103 178L101 177V180H102V181H103ZM112 178H113V177H112ZM144 178L146 179V177H144ZM144 178H142V179H144ZM158 178H161V177H158ZM174 178H175V177H174ZM177 178H178V177L176 176V179H177ZM194 178H195V176H194ZM2 179H3V178H2ZM2 179H1V180H2ZM7 179H8V178H7ZM17 179H18V178H17ZM44 179H46V177H44L43 180H44ZM47 179H46V181H47ZM50 179H51V177H50ZM75 179H76V178H75ZM92 179H93V178H92ZM99 179H100V178H99ZM114 179H115V178H114ZM114 179H111V180H114ZM145 179H144V180H145ZM179 179H180V178H179ZM181 179H182V178H181ZM207 179H208V178H206V179L204 178V180H207ZM238 179H241V176H238V175H237V180H238ZM255 179H256V178H255ZM255 179H254V181H255ZM43 180L41 181L42 184H44V183H43ZM54 180H55V179H54ZM56 180H58V179H56ZM56 180H55V181H56ZM64 180H65V179H64ZM64 180H63V181L61 180L62 182H59L58 184L63 183ZM69 180H70V178H69ZM76 180L78 181V179H76ZM80 180H82V179H80ZM101 180H100V181H101ZM109 180H110V179H108V181H109ZM111 180H110V181H111ZM117 180H118V179H117ZM157 180H159V179H157ZM201 180H202V179H201ZM208 180H209V179H208ZM242 180H241V181L239 180V181L242 182L243 186L246 185V184H244L245 182L242 181ZM3 181H4V180H3ZM17 181H18V180H17ZM17 181H15V182H17ZM24 181H25V180H24ZM29 181H30V180H29ZM52 181H53V180H52ZM58 181H59V180H58ZM77 181H76V182H77ZM119 181H120V180H119ZM124 181H125V180H124ZM124 181H123V182H124ZM155 181H156V180H155ZM155 181H154V183H155ZM171 181H172V180H171ZM181 181H182V180H181ZM239 181H237V182H239ZM247 181H249V180H248V177H247ZM256 181H257V180H256ZM256 181H255V183H257ZM11 182H13V181H11ZM20 182H22V181H20ZM66 182H67V181H66ZM91 182H92V181L90 180V182H88V184L91 183ZM93 182H94V181H93ZM106 182H107V181H106ZM106 182H105V183H106ZM112 182H113V181H112ZM112 182H111V185H112ZM160 182H161V181H160ZM160 182H159V183H160ZM168 182H170V181H168ZM179 182H180V181H179ZM240 182H239V183H240ZM243 182H244V183H243ZM249 182H250V181H249ZM17 183H18V182H17ZM26 183H28V181H27ZM70 183H71V182H70ZM74 183H75V182H74ZM84 183H85V180H84ZM99 183H101V182H99ZM103 183H104V182H103ZM131 183H132V182H131ZM146 183H148V182H146ZM146 183H145V184H146ZM151 183H152V182H151ZM157 183H158V182H157ZM164 183L167 184V182H164ZM164 183H162V184H164ZM170 183H171V182H170ZM170 183H169V186L171 185ZM227 183H228V182H227ZM261 183H262V182H261ZM4 184H7V183H4ZM21 184H22V183H21ZM24 184H25V183H24ZM24 184H23V185H24ZM39 184H40V183H39ZM42 184H41V185H42ZM48 184H49V180H48L47 185H48ZM51 184H52V183H51ZM76 184H77V183H76ZM88 184H87V185H88ZM91 184H92V183H91ZM113 184H114V183H113ZM145 184L143 185L144 187H146ZM152 184H153V183H152ZM166 184H164V185H166ZM172 184H173V188H174V184H175V183L173 182ZM177 184H178V182H177ZM206 184H208V181L206 182ZM213 184H214V183H213ZM213 184H211V185H213ZM242 184H241V185H242ZM249 184H250V183H249ZM27 185H28V187H29L28 190H30V186H29V184H27ZM31 185H32V183H31ZM60 185H64V184H60ZM60 185H59V186H60ZM79 185H80V183L77 184V186H79ZM98 185H99V184H98ZM101 185H102V184H101ZM104 185H105V184H104ZM109 185H110V184H108V186H107L106 188H108ZM136 185H137V184H136ZM160 185H161V183H160ZM247 185H248V184H247ZM247 185H246V186H247ZM252 185H254V182H253V181H252ZM1 186H2V185H1ZM9 186H11V185L9 184ZM21 186H22V185H21ZM34 186H35V185H34ZM39 186H40V185H39ZM39 186H38V187L35 186V187L37 188V190H38V188H39V190H40L39 192L42 193V191H41V189H40L41 186H40V187H39ZM51 186H52V188H51ZM51 186L49 187V189H50V188H51V189H53V188L56 189V188L59 187V186L57 187L56 184H55L56 188H55V186L53 187V185H51ZM65 186H66V184H65ZM67 186H68V183H67ZM67 186H66V187H67ZM74 186H75V185H74ZM90 186H91V185H90ZM102 186H103V185H102ZM105 186H106V185H105ZM116 186H117V183H116V185L114 184V186H112V187H116ZM133 186H134V185H133ZM133 186H132V187H133ZM138 186H139V185H138ZM138 186H137V187H138ZM150 186H151V185H150ZM153 186H154V184H153ZM153 186H152V187H153ZM156 186H157V185H156ZM176 186H177V185H175V187H176ZM199 186H201V185H199ZM204 186H205V185H204ZM204 186H202V187H204ZM223 186H224V185H223ZM227 186H228V185H227ZM229 186H230V185H229ZM229 186H228V187H229ZM236 186H237V185H236ZM246 186H244V187H246ZM14 187H16V186H14ZM22 187H24V186H22ZM35 187H34V189H35ZM42 187H43V185H42ZM44 187H46V186H44ZM60 187H61V186H60ZM87 187H88V186H87ZM117 187H118V186H117ZM134 187H135V186H134ZM152 187H151V188H152ZM160 187H161V186H160ZM160 187H159V188H160ZM164 187H165V186H164ZM171 187H172V185H171ZM177 187H178V186H177ZM190 187H191V185H190ZM195 187H196V186H195ZM197 187H198V186H197ZM206 187H207V186H206ZM209 187H210V186H209ZM209 187H207V189H208ZM211 187H212V186H211ZM228 187H227V190H226V191H229V192H231V194H233L232 191L228 189ZM240 187H242V186H240ZM1 188H2V187H1ZM12 188H13V187H12ZM68 188H69V187H68ZM68 188H67V190H68ZM84 188H86V187H84ZM102 188H103V187H102ZM110 188H111V187H110ZM146 188H147V189L149 188V190H150V187H149V186H147ZM168 188H170V187H168ZM178 188H179V187H178ZM198 188H199V187H198ZM212 188H214V187H212ZM212 188H211V191H212ZM230 188H231V189L233 188L232 185H231ZM255 188H256V187H255ZM15 189H17V188H15ZM32 189H33V187H32ZM49 189H48V190H49ZM58 189H59V188H58ZM74 189H75V188H73V190H74ZM100 189H101V188H100ZM100 189H98V190H100ZM103 189H104V188H103ZM116 189H117V188H116ZM118 189H119V188H118ZM120 189H121V188H120ZM120 189H119V190H120ZM144 189H145V188H144ZM147 189H146V190H147ZM152 189H153V188H152ZM161 189H162V188H161ZM171 189H172V188H171ZM176 189H177V188H176ZM188 189H189V188H188ZM188 189H187V190H188ZM192 189L195 191L196 188H193V187H192ZM215 189H218V188L215 187ZM215 189H213V191H216ZM235 189H236V188H235ZM260 189H261V188H260ZM5 190H6V189H5ZM7 190H8V188H7ZM17 190H18V189H17ZM21 190H22V188H21ZM28 190H26V192H27ZM35 190H36V189H35ZM35 190H34V191H35ZM42 190H44V188H43ZM56 190H57V189H56ZM56 190H55V191H56ZM106 190H107V189H106ZM140 190H141V189H140ZM154 190H156V188H155ZM154 190H153V191H154ZM173 190H174V189H173ZM189 190H190V189H189ZM196 190H197V189H196ZM55 191H53V192H55ZM100 191H101V190H100ZM143 191H144V190H143V187H142V191H139V192H143ZM150 191H151V190H150ZM166 191H167V190H166ZM168 191H169V190H168ZM168 191H167V192H168ZM198 191H199V189H198ZM198 191H197V192H198ZM205 191H206V188H205ZM211 191L208 190L207 192H210V193H211ZM226 191H225V192H226ZM261 191H263V189H262ZM6 192H7V191L3 192L2 196H3L4 194H7ZM67 192H68V191H67ZM67 192H66V196L68 195ZM70 192H71V191H70ZM132 192H133V191H132ZM134 192H136V191H134ZM139 192H137L136 195H134V196H137V194H138ZM145 192H147V191H145ZM155 192H156V191H155ZM184 192H185V191H184ZM197 192L195 193V195L197 194ZM223 192H224V191H223ZM233 192H234V191H233ZM236 192H238V188H237V191H236ZM13 193H14V192H13ZM20 193H23V192L21 191ZM34 193H35V192H34ZM40 193H39V194H40ZM48 193H49V191H48ZM48 193H47V194H48ZM51 193H52V191H51ZM51 193H50V194H51ZM57 193H58V192H57ZM57 193L55 192V194H57ZM108 193H109V192H108ZM151 193H152V192H151ZM157 193H158V192H157ZM157 193H156V194H157ZM191 193L193 194V192H191ZM198 193H199V192H198ZM200 193H201V192H200ZM203 193H204V192L202 191V193H201V198H202ZM220 193H222V192H220ZM259 193L262 194L263 192H259ZM15 194H16V193H15ZM30 194L32 195V197H31V198H28V199H33L34 194H32V193H30ZM64 194H65V193H64ZM96 194H97V192H96ZM99 194H100V193L98 192L97 195L99 196ZM103 194H104V193H103ZM103 194H102V195H103ZM119 194H120V193H119ZM139 194H140V193H139ZM139 194H138V195H139ZM144 194H145V193H144ZM149 194H150V193H148L147 196H148V197L151 196V197L153 198L152 195H154V193H152V194H150V195H149ZM156 194L154 195V198H156V197L158 196V195H156ZM162 194H163V193H162ZM162 194H161V195H162ZM169 194H171V193H169ZM218 194H219V193H218ZM222 194H223V193H222ZM229 194H230V193H229ZM17 195H19V191H18V194H17ZM42 195H43V196H46V194H42ZM93 195L95 196V194H93ZM97 195H96V196H97ZM100 195H101V194H100ZM125 195H126V194H125ZM127 195L129 196V200H130V197H131V196H130L129 194H127ZM132 195H133V194H132ZM176 195H178V194H176ZM193 195H194V194H193ZM205 195H206V192H205L204 196H205ZM210 195H211V194H210ZM213 195H214V194H213ZM213 195H212V196H213ZM220 195H221V194H220ZM227 195H228V194H227V192H226V195H224V196H227ZM234 195H235V194H234ZM237 195H239V194H237ZM259 195H260V194L254 196V197L258 198L257 196H259ZM262 195H263V194H262ZM20 196H22V195H20ZM25 196H27V195H25ZM25 196H23V197L25 198ZM37 196H38V195H37ZM37 196L35 195V196H34V199H35V197H37ZM43 196H42V197H43ZM48 196H49V195H48ZM54 196H55V195H54ZM103 196H104V195H103ZM112 196H114V195H112ZM112 196H111V197H112ZM123 196H124V195H123ZM134 196H132V199H137V201H138V200H139L138 197L135 198ZM140 196L142 197L143 194L140 195ZM140 196H139V197H140ZM145 196H146V194L144 195V197H145ZM155 196H156V197H155ZM163 196H164V195H163ZM167 196H168V195H167ZM179 196H180V195H179ZM186 196H187V195H186ZM204 196H203V197H204ZM216 196H217V195H216ZM239 196H240V195H239ZM242 196H243V194H242ZM5 197H8V196L6 195ZM18 197H19V196H17V198H18ZM27 197H29V196H27ZM40 197H41V195H40ZM62 197H63V196H62ZM62 197H61V198H62ZM100 197H102V196H100ZM100 197L98 198V201H96L97 199L94 200V197H93V201L99 202ZM111 197H110V198H111ZM133 197H134V198H133ZM148 197H146V198L149 199ZM165 197H166V196H165ZM194 197H195V196H194ZM209 197H210V196H209ZM213 197H215V196H213ZM219 197H220V196H218L217 198H219ZM260 197H261V196H260ZM19 198H21V197H19ZM50 198H51V197H50ZM73 198H74V196H73ZM103 198H104V197H103ZM115 198H116V197H115ZM115 198H114V199H115ZM168 198H170V197H168ZM171 198H172V196H171ZM205 198H206V197H205ZM205 198H204V200H205ZM215 198H216V197H215ZM221 198H224V197H221ZM229 198H230V197H229ZM229 198H228V199H229ZM232 198H233V197H232ZM232 198H231V199H232ZM239 198H240V197H239ZM244 198H245V197H244ZM244 198H243V199H244ZM1 199H2V198H1ZM13 199H14V198H13ZM46 199H47V198H46ZM51 199L53 200V198H51ZM51 199H49V200L52 201ZM55 199H56V198H55ZM55 199H54V201H55ZM104 199H106V198H104ZM114 199H113V200H114ZM118 199H119V198H118ZM118 199H117V200H118ZM159 199H161V198L159 197L158 200H159ZM165 199H166V198H164V201H165ZM175 199H176V198H175ZM189 199H190V197H189ZM243 199H240V200L242 201ZM245 199H246V198H245ZM245 199H244V200H245ZM252 199H254V201H255V198H252ZM258 199H259V198H258ZM262 199L264 200L263 197H262ZM2 200H3V199H2ZM4 200H5V199H4ZM17 200H18V199H17ZM25 200H26V199H25ZM106 200H107V199H106ZM117 200H116V201H117ZM140 200H141V199H140ZM140 200H139V201H140ZM156 200H157V199H156ZM162 200H163V198H162ZM166 200H167V199H166ZM170 200H171V199H170ZM170 200L168 199L167 201H170ZM173 200H174V198H173ZM178 200H179V199H178ZM224 200H225V199H224ZM229 200H230V199H229ZM233 200H234V198H233ZM244 200H243V201H244ZM250 200H251V199H250ZM14 201H16V200L14 199ZM19 201H20V199H19L18 201H16L15 203H17V202H19ZM36 201H38V200H35V202H34V201H33V202L36 203ZM43 201H44V199H43ZM91 201H92V199H91ZM109 201H110V200H109ZM114 201H115V200H114ZM130 201H133V200H130ZM143 201H145V199H144ZM152 201H154V200H152ZM160 201H161V200H160ZM164 201H163V202H164ZM179 201H180V200H179ZM183 201H184V200H183ZM195 201H197V200H195ZM213 201H214V200H213ZM218 201L221 202L222 200H221V201L218 200ZM218 201H217V202H218ZM231 201H232V200H231ZM246 201H248V199H247ZM252 201H253V200H252ZM258 201H259V200H258ZM5 202H7V201H2V203H5ZM44 202H46V201H44ZM48 202H49V201H48ZM48 202H47V203H48ZM88 202L90 203V200H89ZM96 202H93V203L91 202V203L94 205V203H96ZM100 202H101V200H100ZM140 202H142V201H140ZM140 202H139V203H140ZM149 202H151V200H149ZM149 202H148V203H149ZM157 202H158V201H157ZM165 202H166V201H165ZM175 202H176V200H175ZM185 202H188V199H187V201H185ZM185 202H184V203H185ZM189 202H190V201H189ZM205 202H206V203H209V200H208V201H205ZM219 202H218V203H219ZM261 202H262V200L260 201V203H261ZM263 202H264V201H263ZM0 203H1V201H0ZM19 203L22 204V203H23V200H21ZM27 203H28V201H27ZM37 203H38V202H37ZM37 203H36V204H37ZM152 203H154V202H152ZM152 203H151V206L154 207ZM170 203H171V202H170ZM170 203H169V204H170ZM172 203H173V202H172ZM190 203H191V202H190ZM214 203H215V202H214ZM223 203H225V204L228 203V204H229L228 200H227V203H226V201H224ZM230 203H231V202H230ZM237 203H238V202H237ZM237 203H235V204H237ZM240 203H241V202H240ZM245 203H246V202H245ZM253 203H254V202H253ZM255 203H256V202H255ZM255 203H254V204H255ZM5 204H6V203H5ZM20 204H19V205H20ZM29 204L31 205V203H29ZM36 204H34V205H36ZM99 204H101V203H99ZM103 204H104V203H103ZM155 204H157L156 201H155ZM174 204H175V203H174ZM182 204H183V202H182ZM186 204H187V203H186ZM188 204H189V203H188ZM188 204L186 205V207H187V206L189 207ZM194 204H195V205H198V204H196V202H194ZM212 204H213V203H212ZM212 204H211V206H212ZM215 204H216V203H215ZM215 204H214L213 206H215ZM220 204H221V203H220ZM6 205H9V203L7 202ZM22 205H23V204H22ZM24 205H26V204H25V201H24ZM34 205H33V206H34ZM55 205H57V204H54V206H55ZM87 205H88V204H87ZM115 205H116V204H115ZM126 205H128V204H126ZM129 205H131V204H129ZM132 205H134V204H132ZM149 205H150V204H149ZM158 205H159V204H158ZM167 205H168V204H167ZM171 205H172V204H171ZM171 205H168V206H171ZM190 205H192V204H190ZM221 205H222V204H221ZM221 205H220V206H221ZM242 205H243V204H242ZM242 205H239V204H238V206L243 207L244 205H243V206H242ZM14 206H15V205H14ZM20 206H21V205H20ZM36 206H38V205H36ZM95 206H96V204H95ZM97 206H98V205H97ZM106 206H107V205H106ZM122 206H124V205L122 204ZM144 206H145V205H144ZM144 206H142V208H143ZM162 206H163V204H162ZM168 206H167V207H168ZM176 206H177V205H176ZM179 206H180V210H181V207H182L181 204H180ZM179 206H178V207H179ZM209 206H210V205H209ZM213 206H212V207H213ZM220 206H219V204H218L217 207L220 208ZM230 206H232V205H230ZM262 206H264V205L262 204ZM24 207H25V206H24ZM42 207H43V206H42ZM88 207H90V205H88ZM88 207H87V208H88ZM117 207H118V206H117ZM126 207H127V206H126ZM131 207L134 208L133 206H129V208H131ZM158 207H159V206H158ZM160 207H161V206H160ZM178 207H177V208H178ZM196 207H197V206H196ZM199 207H200V206H199ZM225 207H227V206H224V208H225ZM259 207H260V206H259ZM6 208H8V207H6ZM25 208H29V205H28V207L26 206ZM53 208H54V207H53ZM65 208H66V207H65ZM91 208H92V205H91ZM96 208H97V207H96ZM114 208H115V207H114ZM123 208H124V207H123ZM127 208H128V207H127ZM127 208H126V209H127ZM155 208H156V206H155ZM161 208H162V207H161ZM164 208H165V207H164ZM174 208H175V210H173ZM174 208L171 209V210H172V211H178V210H179V209L176 210V207H174ZM189 208H190V207H189ZM221 208H222V206H221ZM246 208H247V207H246ZM260 208H261V207H260ZM13 209H14V208H13ZM32 209H34V208H32ZM43 209H44V208H43ZM48 209H49V208H48ZM51 209H52V208H51ZM66 209H68V208H66ZM103 209H104V208H103ZM111 209L113 210V208H111ZM144 209H145V207H144ZM146 209H148V208H146ZM146 209H145V210H146ZM182 209H183V207H182ZM185 209H187V208H185ZM194 209H195V208H194ZM197 209H198V208H197ZM199 209H200V208H199ZM199 209L197 210V212L199 211ZM207 209H208V208H207ZM227 209H229V207H227ZM249 209H250V208H249ZM15 210H16V209H15ZM28 210H29V209H28ZM49 210H50V209H49ZM56 210H57V209H56ZM56 210H54V211H56ZM151 210H153V208H151ZM166 210H167V208H166ZM168 210H169V208H168ZM168 210H167V211H168ZM188 210L191 211L190 209H188ZM230 210H231V209H230ZM239 210H240V208H239ZM2 211H3V210H2ZM4 211H5V210H4ZM21 211H22V210H21ZM26 211H27V210H26ZM29 211H31V210H29ZM46 211H47V213H48V210H46ZM54 211H53V212H54ZM86 211H87V210H86ZM106 211H107V210H106ZM116 211H117V208H116ZM172 211H170V214H171ZM182 211H184V210H182ZM186 211H187V210H186ZM206 211H207V210H206ZM206 211L203 212V213H207V212H208V211H207V212H206ZM231 211H232V210H231ZM231 211H230V212H231ZM242 211H243V210H242ZM244 211H245V210H244ZM0 212H1V211H0ZM9 212H11V209L9 210ZM53 212H52V214H51L50 212H49V213L51 214V217L55 218V216H56L55 214H56V213L54 212V213H55V214H54ZM83 212H84V211H83ZM97 212H98V211H97ZM118 212H120V211L118 210ZM153 212H155V210H154ZM156 212H158V211H156ZM156 212H155V213H156ZM184 212H185V211H184ZM200 212H201V211H200ZM218 212H219V211H218ZM220 212H221V211H220ZM225 212H226V214H227L229 211H228V210H225ZM234 212H235V211H234ZM234 212H233V216H234ZM240 212H241V211H240ZM245 212H246V211H245ZM252 212H254V211H252ZM252 212H251V215L253 216V213H252ZM19 213H20V212H18L17 214L19 215ZM42 213H43V211H42ZM80 213H81V212H80ZM85 213H86V212H85ZM120 213H121V212H120ZM137 213H138V212H137ZM150 213H151V212H150ZM158 213H162V211H160V212H158ZM166 213H167V212H166ZM179 213H180V212H179ZM179 213H178V214H179ZM186 213H188V212H186ZM189 213L191 214L192 211L189 212ZM189 213H188V214H189ZM203 213H201V214H203ZM211 213H213V212H211ZM242 213H243V212H242ZM5 214H6V213H5ZM40 214H41V213H40ZM53 214H54L55 216H52ZM60 214H61V215H62V214H63V215H66V213H65V214H64V213H60V211H59V214L57 213V215H60ZM108 214H109V213H108ZM112 214H113V213H112ZM112 214H110V215L112 216V218H114L113 215H115V214L117 215V213H115V214H113V215H112ZM135 214H136V213H135ZM172 214H174V213H172ZM172 214H171V215H172ZM178 214H177V215H178ZM188 214H187V215H188ZM218 214H219L218 216H221L220 213H218ZM222 214H223V212H222ZM224 214H225V213H224ZM257 214H258V213H257ZM257 214H255V215H257ZM3 215H4V214H3ZM3 215H2V216H3ZM10 215H11V214H10ZM12 215H13V214H12ZM12 215H11V217H12ZM20 215H21V214H20ZM69 215H70V213H69ZM69 215H68V216H69ZM73 215H74V214H72V216H73ZM81 215H83V213H82ZM84 215H85V214H84ZM110 215H109V216H110ZM140 215H141V214H140ZM153 215H154V213H153ZM156 215H157V214H156ZM166 215H167V218H168L169 212H168V214H166ZM175 215H176V213H175ZM183 215L185 216L186 214L183 213ZM198 215H199V217H201L199 212H198ZM210 215L213 216V214H209V216H210ZM236 215H237V217H238V213H237ZM248 215H249V214H248ZM248 215L246 214L245 216H248ZM251 215H249V217H251ZM258 215L262 217L263 213H262V215H261V214H258ZM68 216L66 215V216H64V217H68ZM85 216H86V215H85ZM103 216H105V215H103ZM136 216H138V215H136ZM142 216H143V215H142ZM145 216H146V215H145ZM178 216H179V215H178ZM188 216H190V215H188ZM192 216H195V215H192ZM203 216H204V214H203ZM205 216H208V215H205ZM205 216H204L203 218H206ZM227 216H228V215H227ZM229 216H230V215H229ZM233 216L231 215V217H233ZM5 217H6V216H5ZM11 217H10V218H11ZM38 217H39V215H38ZM69 217H70V216H69ZM82 217H84V216H82ZM82 217H79V218H82ZM115 217H119V216H115ZM165 217H166V216H165ZM197 217H198V216H197ZM0 218H1V217H0ZM10 218H9V220H8V219H7V220H8V221H11ZM18 218L20 219V216H19ZM36 218H37V217H36ZM46 218H48V217H46ZM49 218H50V217H49ZM76 218H78V217H76ZM76 218L74 217V219H76ZM107 218H108V217H107ZM120 218H122V217H120ZM148 218H149L148 221H151V220L153 221V220L157 219V218L153 217V218H155V219H151V220H150V215H149ZM167 218H165V219H167ZM169 218H170V215H169ZM171 218H172V217H171ZM171 218H170V219H171ZM180 218H181V217H180ZM183 218H184V217H182V219H183ZM190 218L192 219L193 217H190ZM203 218L201 217L202 220H203ZM214 218H215V217H214ZM217 218L219 219V217H217ZM221 218H222V217H221ZM11 219H12V218H11ZM50 219H51V218H50ZM64 219H65L66 221H68L67 218H64ZM74 219H73V221H74ZM103 219H106V218H102L101 220H103ZM116 219H118V218H116ZM130 219H131V218H130ZM130 219H128V221H129ZM132 219H133V218H132ZM137 219H138V217H137ZM137 219H136V220H137ZM141 219H143V218H141ZM163 219H164V218H163ZM172 219H173V218H172ZM172 219H171V220H172ZM174 219H175V218H174ZM184 219H185V218H184ZM184 219H183L182 221H184ZM201 219H200V220H201ZM207 219H208V218H207ZM235 219H237V218H235ZM239 219H240V218H239ZM241 219H244V220H245L246 218H243V217H242ZM2 220H3V218H2ZM2 220H1V221H2ZM5 220H6V219H5ZM27 220H29V219H27ZM34 220H35V218H34ZM39 220H40V219H39ZM47 220H48V219H47ZM47 220H43V221H44V225H43V222H41V224L43 225V228H44V230H46V232L50 230L49 226H48V227L46 226V224L48 223ZM53 220H55V222H56V221L60 220V218L58 217V220H57V219H53ZM53 220H52V221H53ZM77 220H79V219H77ZM77 220H76V222H79V221H77ZM88 220H90V218H89ZM88 220H87V221H88ZM93 220L96 221L95 218H94ZM101 220H99V221H101ZM110 220H113V219H110ZM120 220H121V219H120ZM139 220H140V216H139ZM158 220H159V219H157V221H158ZM167 220H168V219H167ZM186 220H187V219H186ZM193 220H194V219H193ZM193 220H192V221H193ZM197 220H198V219H197ZM200 220H199V222H200ZM210 220H212V219L210 218V219L208 220V222H209ZM219 220H220V219H219ZM221 220H222V219H221ZM225 220H226V219H225ZM230 220H232V219H230ZM249 220H250V219H249ZM20 221H21V220H20ZM46 221H47V223H46ZM49 221H50V220H49ZM52 221H51V222H52ZM73 221L71 220V222H73ZM84 221L87 222L86 219H85ZM84 221H83V222H84ZM91 221H92V220H91ZM97 221H98V220H97ZM97 221H96V222H97ZM99 221H98V223H99ZM106 221H107V220H106ZM128 221H126V223H127ZM141 221H142V220H141ZM159 221H160V220H159ZM159 221H158V222H159ZM164 221H166V220H164ZM168 221H169V220H168ZM176 221H177V220H176ZM178 221H179V220H178ZM178 221H177V222H178ZM190 221H191V220H190ZM234 221H235V220H234ZM234 221H233V222H234ZM239 221H240V220H239ZM245 221H247V223L249 222L248 219L245 220ZM16 222H17V221H16ZM16 222H15V223H16ZM24 222H25V221H24ZM71 222H69V223H70L69 225H71ZM76 222L73 223V226H74V225H75V226L78 225V224H76ZM101 222H102V221H101ZM103 222H104V221H103ZM112 222H113V221H112ZM155 222H156V221H155ZM155 222H154V223H155ZM166 222H167V221H166ZM170 222H171V221H170ZM179 222H180V221H179ZM187 222H188V221H186V223H187ZM195 222H196V219H195ZM202 222H204V224H205V221H204V220H203ZM202 222H200V223L202 224ZM222 222H224V221H222ZM222 222H221V223H222ZM250 222H251V220H250ZM0 223H1V222H0ZM5 223H6V222H3V225H4ZM19 223H20V222H18V224H19ZM58 223H59V222H58ZM60 223H61V222H60ZM60 223H59V224H60ZM62 223H63V222H62ZM65 223H66V222H65ZM81 223H82V222H80V224H81ZM93 223H94V222H93ZM180 223H181V222H180ZM182 223H183V222H182ZM182 223H181V224H182ZM236 223H237V222L235 221V225H234V227L236 226ZM240 223H241V222H240ZM242 223H243V220H242ZM254 223H255V222L253 221L252 225H253ZM20 224H21V223H20ZM32 224H33V223H32ZM34 224H35V223H34ZM36 224H37V220H36ZM49 224H50V222H49ZM49 224H48V225H49ZM51 224H52V223H51ZM55 224H56V223H55ZM111 224H112V223H111ZM151 224H152V223H151ZM151 224H150V225H151ZM157 224H158V223H157ZM167 224H168V223H167ZM170 224H172V222H171ZM190 224H191V223H190ZM224 224H225V223H223V225H224ZM243 224H244V223H243ZM243 224H241V225H243ZM261 224H262V223H261ZM1 225H2V224H1ZM1 225H0V226H1ZM3 225H2V226H3ZM13 225H16V224H13ZM23 225H24V224H23ZM37 225H38V224H37ZM62 225L64 226V224H62ZM62 225H61V226H62ZM66 225H68V223H67ZM84 225H85V224H84ZM84 225H82V226H84ZM109 225H110V224H109ZM109 225H108V226H109ZM134 225H135V224H134ZM152 225H154V224H152ZM161 225H162V224H161ZM174 225H175V224H174ZM244 225H245V224H244ZM263 225H264V224H263ZM263 225H262V226H263ZM7 226L10 227V225H9L8 223H7ZM20 226H22V224H21ZM33 226H35V225H33ZM40 226H41V225H40ZM40 226H39V227H40ZM44 226H46L47 228H49V230L46 229V227H44ZM56 226L60 227V225H56ZM63 226L61 227L62 229L64 228ZM73 226L71 225L70 227L72 228ZM80 226H81V225H80ZM80 226H78V227L80 228ZM130 226H131V225H130ZM135 226H136V225H135ZM167 226H168V225H166L165 227H167ZM170 226H171V225H170ZM200 226H201V225H200ZM200 226H199L198 228H201ZM207 226H209V225H207ZM245 226H247V225H245ZM245 226H244V227H245ZM256 226H257V225H256ZM3 227H4V226H3ZM9 227H7V228H9ZM12 227H13V226H12ZM18 227H19V226H18ZM18 227L15 226V227H13V229H12L11 227H10V228L13 230L12 232H14V229H15V228L17 229ZM26 227H27V226H26ZM36 227H37V226H35L34 229H36ZM39 227H37V228H39ZM52 227H53V226H52ZM70 227H69V228H70ZM76 227H77V226H76ZM102 227H103V226H102ZM102 227H101V228H102ZM154 227H155V225H154ZM159 227H160V226H159ZM161 227L163 228V226H161ZM172 227H173V226H172ZM183 227L185 228V226H183ZM189 227H190V226H189ZM191 227H193V226H191ZM204 227H206V224H205ZM209 227H210V226H209ZM227 227H228V226H227ZM227 227L225 226V228H227ZM230 227H231V226H230ZM234 227H231V228L233 229ZM237 227H238V225H237ZM237 227H236V228H237ZM239 227H240V226H239ZM239 227L237 228L236 233H237V231L240 232V231L238 230ZM244 227H243L242 229L245 231V229L248 228V227H246L245 229H244ZM257 227H258V226H257ZM7 228H6V226H5V229H6V230H8ZM10 228H9V231H10ZM20 228H21V227H20ZM41 228H42V227H41ZM43 228H42V230H40V231H42L44 234H46V232H44ZM67 228H68V227H67ZM67 228L65 227V230H67ZM92 228H93V227H92ZM95 228H96V227H94L93 229L95 230ZM97 228H99V226H98ZM97 228H96V229H97ZM130 228H132V227H130ZM140 228H141V230H142V229H143V230L145 229V228H142V227H140ZM156 228H157V227H156ZM162 228H161V229H162ZM177 228H178V226H177ZM179 228H180V227H179ZM179 228H178V229H179ZM211 228H212V227H211ZM211 228H210V232H212V231L214 230L213 228H212V229H211ZM214 228H215V227H214ZM225 228H224V230H225ZM258 228L260 229V227H258ZM258 228H257V229H258ZM5 229H4V230H5ZM22 229H23V227L21 228V230H22ZM27 229H28V228L25 229V227H24L25 232H27V231H26ZM53 229H54V228H53ZM53 229L50 231L51 233H52ZM57 229H58V228H57ZM62 229H61V230H62ZM76 229H77V228H76ZM81 229H83V228H81ZM93 229H91V230H93ZM102 229H104V228H102ZM102 229H100V230H102ZM150 229H152V228H150ZM159 229H160V228H159ZM175 229H176V228H175ZM186 229H187V226H186ZM193 229H194V228H193ZM228 229H229V231H230V228H228ZM234 229H235V228H234ZM234 229H233V231H234ZM253 229H254V231H258L257 229L255 230L254 226H253ZM36 230L38 231L39 229H36ZM73 230H74V229H73ZM91 230H90V232H91ZM104 230H105V229H104ZM143 230H142V231H143ZM156 230H157V229H155L154 231L156 232ZM168 230L170 231L169 227H168ZM180 230H181V229H180ZM184 230H185V229H184ZM188 230L191 231L190 228H189ZM205 230H206V232H209V231H207V229H205ZM220 230H221V229H220ZM220 230H219V232H220ZM263 230H264V227H263L262 231H263ZM18 231H19V229L17 230V232H18ZM22 231H23V230H22ZM56 231H58V230H56ZM63 231H64V230H63ZM75 231H76V230H75ZM75 231H74V232H75ZM77 231H79V230L77 229ZM77 231H76V233H77ZM108 231H109V236H108V239H109V237L111 238V236H112L113 234L110 235L111 230H108ZM112 231H113V230H112ZM149 231H150V230H149ZM161 231H162V230H161ZM169 231H168V233H170ZM173 231H174V229H173ZM176 231H177V230H176ZM176 231H175V232H176ZM186 231H187V230H186ZM186 231H184V232L187 233ZM214 231H215V230H214ZM214 231L212 232L214 237H212V238L210 237V238L213 239V240L215 239V235H214L215 232H214ZM216 231H218V230H216ZM231 231H232V230H231ZM231 231H230V232H231ZM5 232H6V231H5ZM20 232H21V231H20ZM20 232L18 233L19 235H20ZM25 232H24V233H25ZM50 232H48V236H49V233H50ZM59 232H61V233H59ZM59 232H57V235H55V237L58 236V233H59L60 235L62 234V231L59 230ZM69 232L72 233V232H73L72 229H70ZM69 232H68V234H69ZM79 232H80V231H79ZM83 232H84V230H83ZM93 232H94V231H93ZM97 232H98V231H96V233H97ZM138 232H139V231H138ZM138 232H137V233H138ZM143 232H144V231H143ZM143 232H141V233L143 234ZM145 232H146V231H145ZM163 232H164V231H163ZM163 232H162V233H163ZM179 232H180V231H179ZM184 232H183V233H184ZM191 232H192V231H191ZM202 232H203V230H202ZM226 232H228L227 229L225 230V235L227 234V236H228L229 233H226ZM241 232H242V231H241ZM247 232H248V230H247ZM252 232H253V230H252ZM252 232H251V233H252ZM258 232H259V231H258ZM15 233H16V232H15ZM36 233H37V232H36ZM43 233H41V234H43ZM63 233H64V232H63ZM84 233H85V232H84ZM111 233H112V232H111ZM119 233L122 234L121 232H119ZM132 233H134V231H133ZM150 233H151V232H150ZM196 233L198 234V233H200V232L198 231V232H196ZM236 233H235V234H236ZM255 233H256V232H255ZM6 234H7V233H6ZM12 234H13V233H12ZM16 234H17V233H16ZM26 234H27V233H26ZM29 234H31V233H29ZM37 234L39 235L40 233H37ZM44 234H43V235H44ZM53 234H54V233H53ZM55 234H56V233H55ZM65 234H66V233H65ZM77 234H78V233H77ZM79 234H80V233H79ZM79 234H78V235H79ZM82 234H83V233H82ZM114 234H115V233H114ZM120 234H119V235H120ZM139 234H140V232H139ZM142 234H141V235H142ZM163 234H164V235H165V234L167 235V232H165V233H163ZM173 234H174V233H173ZM187 234H188V233H187ZM197 234H196V236H197ZM200 234H201V233H200ZM8 235H9V234H8ZM14 235H15V234H14ZM21 235H22V233H21ZM27 235H28V234H27ZM43 235H42V237H43ZM50 235H52V234H50ZM71 235H73V236L75 235V236H76V234H74V233H73V234H70V235H68V238H69V239L71 238V237H69V236H71ZM102 235L105 236V238L107 237V236H106V233H105V235H104V234H102ZM107 235H108V234H107ZM117 235H118V234H117ZM129 235H130V234H129ZM134 235H135V233H134ZM157 235H159V233H158ZM157 235H156V236H157ZM160 235H161V234H160ZM207 235H209V234H207ZM218 235H219V233H218ZM230 235H232V233H231ZM241 235H242V234H241ZM1 236H2V235H1ZM1 236H0V238H1ZM5 236H7V235H5ZM22 236H23V235H22ZM22 236H21V238H22ZM36 236H37V235H36ZM39 236H40L39 238H42L41 235H39ZM52 236H53V235H52ZM52 236H51L50 238H53ZM73 236H72V237H73ZM84 236H86V235H84ZM87 236H89V235H87ZM97 236H98V235H96V237H97ZM145 236H147V233H146V235H144V237H145ZM170 236H171V235H170ZM196 236H195V237H196ZM201 236H202V235H199L198 238H199V240L202 242V238H200ZM203 236H204V235H203ZM209 236H210V235H209ZM216 236H217V234H216ZM255 236H256V235H255ZM255 236H254V238L257 237V236L255 237ZM263 236H264V235H263ZM2 237H3V236H2ZM14 237H15V236H14ZM25 237H26V236H25V234H24V238H22L21 240H23V239L26 240ZM28 237H29V236H28ZM30 237H31V236H30ZM60 237H62V235H61ZM63 237H66V238H67L66 235H64ZM80 237H81V236H80ZM80 237H79V238H80ZM99 237H101V236H99ZM115 237H116V236H115ZM120 237H121V235H120ZM122 237H123V235H122ZM122 237H121V238H122ZM135 237H136V236H135ZM137 237L140 238V236H137ZM153 237H154V234H153V236H152V234H149V235L146 237V240H145L144 242H137V243H136V242L134 241V240H136V239H133L132 236H130V238L133 239L132 242H135L136 244L133 243L134 245H129V244H128V246H126V245H127V243H126V245H125V249L128 251V253H130V254H129V257L132 256L131 258L133 259V264H170L169 262L172 261V260H171V259H172V258H171V255H172L171 246H172V247L177 246V245L175 244V243H176V242H175L176 239H175V240L172 239L173 242H174L173 244H171V242H169V241H171V240L166 241L165 243L162 242L163 244L161 245V251H160L161 253L158 255L159 252H157V255H158V256H157V255L155 256V255H153V251H152L153 242H154V241H153ZM175 237H176V236H175ZM184 237H185V236H183V238H184ZM204 237H205V236H204ZM207 237H208V236H207ZM217 237H218V236H217ZM217 237H216V238H217ZM221 237H224V236H222V234H221ZM221 237H220V238H221ZM230 237H231V236H230ZM242 237H243V236H242ZM37 238H38V237H37ZM43 238L46 239V236H44ZM48 238H49V237H48ZM50 238H49V239H50ZM57 238H58V237H57ZM75 238H76V237H75ZM75 238H74V239H75ZM97 238H98V237H97ZM105 238L103 237L102 239H105ZM117 238H119V236H118ZM125 238H126V236H125ZM125 238H122V239H124V241H125ZM127 238L129 239V237H127ZM127 238H126V239H127ZM154 238H155V237H154ZM157 238H158V236H157ZM205 238H206V237H205ZM210 238L208 239V241L211 240ZM224 238H225V237H224ZM227 238H228V237H227ZM232 238H233V237H232ZM19 239H20V238H19ZM19 239H18V240H19ZM55 239H56V238H55ZM55 239H54V240H55ZM64 239H65V238H63V240H64ZM72 239H73V238H72ZM72 239H71V240H72ZM74 239H73V241H74V242L76 241V243H77V240H74ZM77 239H78V236H77ZM80 239H82V237H81ZM88 239H89V237H87L86 241H88ZM93 239H94V238H93ZM140 239H141V238H140ZM140 239H139V240H140ZM163 239H164V237H163ZM165 239H166V238H165ZM165 239H164V240H165ZM203 239H204V238H203ZM222 239H223V238H222ZM229 239H230V238H229ZM233 239H234V238H233ZM4 240H5V239L3 238V242L1 241L3 244H4L5 242L8 241V240H7V241H4ZM18 240H17V241H18ZM29 240H33V239H29ZM29 240H26V241H28V243L26 242L28 247L31 246V245L29 246V243L31 242V241H29ZM40 240H41V239H40ZM42 240H43V239H42ZM51 240H52V239H51ZM57 240H58V239H57ZM67 240H68V239H67ZM67 240H66V241H67ZM100 240H101V238H100ZM106 240H107V238H106ZM129 240H130V239H129ZM129 240H128V241H129ZM137 240H138V239H137ZM143 240H144V239H143V237H142V241H143ZM166 240H168V239H166ZM238 240H240V239H238ZM242 240H243V239H242ZM256 240H257V239H256ZM256 240H255V241H256ZM55 241H56V240H55ZM61 241H62V240L59 241V242H60L59 245H61V243H63V242H61ZM66 241L64 240V243H65ZM68 241H69V240H68ZM89 241H90V240H89ZM89 241H88V242H89ZM94 241H95V240H94ZM101 241H102V240H101ZM140 241H141V240H140ZM194 241H195V240H194ZM196 241H198V240H196ZM206 241H207V240H206ZM227 241H228V240H227ZM230 241H231V240H230ZM240 241H241V240H240ZM259 241L262 242L261 240H259ZM259 241H258V242H259ZM23 242H24V241H23ZM35 242H36V241H35ZM35 242H34V244H35ZM82 242H83V240H82ZM88 242H87V244H88ZM91 242L93 243V241H91ZM102 242H103V241H102ZM177 242H179V241H177ZM185 242H186V241H185ZM187 242H189V241H187ZM187 242H186V243H187ZM201 242H199V243L201 244ZM209 242H210V241H209ZM219 242H220V241H219ZM224 242H225V241H224ZM234 242H235V241H234ZM241 242H242V241H241ZM7 243H9V242H7ZM18 243H19V241H18ZM24 243H25V242H24ZM24 243H23V244H24ZM26 243H25V244H26ZM32 243H33V242H31L30 244H32ZM36 243H37V242H36ZM48 243H49V242H48ZM52 243H53V242H52ZM70 243H71V242H70ZM76 243H75V246H76ZM78 243L80 244L81 242L78 241ZM92 243H89V244H91V245L93 246ZM96 243H97V242H96ZM98 243H99V242H98ZM179 243H180V242H179ZM179 243H177V244H179ZM228 243H231V242H228ZM237 243L239 244L240 242L237 241ZM242 243H243V242H242ZM244 243H245V241H244ZM9 244H10V243H9ZM23 244H22V247L24 246ZM37 244H38V243H37ZM37 244H35V246H36ZM50 244H51V242H50ZM56 244H57V243H54V245H56ZM66 244H67V242H66L65 244H63V245H66ZM85 244H86V243H84L83 246H84ZM94 244H95V242H94ZM100 244H103V243H100ZM104 244H105V243H104ZM122 244H123V243H122ZM174 244H175V245H174ZM197 244H198V243H197ZM202 244H203V242H202ZM221 244H222V243H221ZM221 244H219V247H220ZM223 244H224V243H223ZM226 244H227V243H226ZM231 244H233V243H231ZM234 244H235V243H234ZM238 244H237V245H238ZM257 244H258V243H257ZM4 245H5V244H4ZM44 245H46V246H44V247H47L48 244H46V241H44ZM71 245H73V244H70V246H71ZM77 245H78V244H77ZM80 245H81V244H80ZM97 245H98V244H97ZM105 245H106V244H105ZM119 245H120V244H118V246H119ZM183 245H184V244H182V247H184ZM235 245H236V244H235ZM240 245H242V244L240 243ZM244 245H245V244H244ZM246 245H248V244H246ZM10 246H11V245H9V247H10ZM15 246H16V245H15ZM18 246H19V245H18ZM18 246H16V247H18ZM40 246H41V248H42L43 245H40ZM57 246H58V244H57ZM57 246H56V247H57ZM66 246H69V244L66 245ZM81 246H82V245H81ZM83 246L80 247V248L82 249V251H84V250H83ZM115 246H116V245H115ZM180 246H181V245H180ZM180 246H179V247H180ZM185 246H186V244H185ZM189 246H191V245H189ZM189 246H188V247H189ZM196 246H198V245H196ZM205 246H206V245H202L203 249H204ZM208 246H209V244H208ZM208 246H207V247H208ZM217 246H218V245H217ZM257 246L259 247V245H257ZM4 247H5V246H4ZM6 247H8V246H6ZM6 247H5V248H6ZM25 247H26V246H25ZM36 247H37V246H36ZM56 247H55V248H56ZM58 247H59V246H58ZM58 247H57V248H58ZM71 247H73V246H71ZM71 247H70V249H71ZM104 247H105V246H104ZM123 247H124V246H123ZM123 247H122V248H123ZM193 247H194V246H193ZM207 247H205V248H207ZM209 247H210V246H209ZM213 247H214V246H213ZM222 247H223V245L221 246V248H222ZM224 247H225V246H224ZM224 247H223V249H224ZM229 247H230V246H229ZM234 247H235V246H234ZM234 247L231 245V247H230V249H229V248H228V244H227V250H228V249L231 250V249L234 248ZM236 247H237V246H236ZM236 247H235V248H236ZM258 247H257V248H258ZM260 247H261V246H260ZM5 248H4V249H5ZM57 248H56V252H57V250H58ZM73 248H74V247H73ZM84 248L89 249V247H84ZM91 248H93V247H91ZM94 248H95V247H94ZM100 248H101V247H100ZM113 248H114V247H113ZM184 248H185V247H184ZM189 248L192 249V251H193V248H191V247H189ZM189 248H188L187 250H189ZM200 248H201V246L199 247V249H200ZM225 248H226V247H225ZM235 248H234V249H235ZM0 249H1V247H0ZM4 249H1V250L3 251ZM7 249H8V251H9V248H7ZM23 249H24V247H23ZM25 249H26V248H25ZM29 249H30V248H29ZM64 249H65L64 251L67 250L66 247H65ZM68 249H69V247H68ZM75 249H76V248H75ZM77 249H78V248H77ZM86 249H85V250H86ZM95 249H96V248H95ZM105 249H106V247H105ZM116 249H117V248H116ZM172 249H173V248H172ZM174 249H175V248H174ZM181 249H182V248H181ZM181 249H180V250H181ZM196 249H197V247H196ZM196 249H195V250H196ZM210 249H211V251H212V250H214V249H216V248L212 249V247H210ZM218 249H220V248H218ZM218 249H216L217 252H218ZM243 249H244V248H243ZM36 250H37V248H36ZM60 250H63L62 247L60 248ZM73 250H74V249H73ZM78 250H80V249H78ZM78 250H77V252H78ZM89 250H90V249H89ZM89 250H88V251H89ZM109 250H112V249H109ZM220 250H221V249H220ZM229 250H228V251H229ZM232 250H233V249H232ZM232 250H231V253L229 252L231 255H233V253H234ZM241 250H242V249H240V250L237 252V254L241 255L242 252L245 251V250H243V251L241 252ZM5 251H6V250H5ZM8 251H7V253H8ZM10 251H11V247H10ZM20 251H21V250H20ZM23 251H24V250H23ZM44 251H46V252H44ZM44 251H43V252L46 253V255H43L44 257L41 256V258H42V257H43V259H46V258H47V260H48V262H49L50 264H53V263H55V262H57V261L60 263L61 260H59V259L57 260V258H62V260L65 259L64 256H62V257H61V256H60V257L58 256L61 252H58L59 254L56 255L55 250H54L51 246L48 247V248H46V250H44ZM75 251H76V250H75ZM90 251H91V250H90ZM158 251H159V250H158ZM190 251H191V250H189V251H187V252L190 254V253H192V251H191V252H190ZM202 251H203V250H202ZM204 251H205V253H206V250H204ZM204 251H203V252H204ZM211 251H209V252L211 253ZM234 251H235V250H234ZM0 252H1V251H0ZM11 252H12V251H11ZM21 252H22V251H21ZM26 252H27V251H26ZM29 252H30V251H29ZM39 252H42V251H39ZM62 252H63V251H62ZM72 252H73V251H72ZM72 252L70 251L71 254H72ZM80 252H81V251H80ZM80 252H79V253H80ZM86 252H87V251H86ZM94 252H95V251H94ZM181 252H182V250H181ZM185 252H186V251H185ZM185 252H184L185 255H189V254H187V253H185ZM217 252H216V253H217ZM224 252H225V251H224ZM224 252H223V253L221 252L222 255H223V256L221 257L222 260L225 259V258H224V255L226 254V252H225V253H224ZM232 252H233V253H232ZM239 252H240V253H239ZM246 252L248 253V251H246ZM246 252H244V253H246ZM250 252H253V253H254V251H250ZM250 252H249V253H250ZM14 253L17 254V252H15V251H14ZM18 253H19V252H18ZM27 253H28V252H27ZM27 253H26V254H27ZM31 253H32V252H31ZM37 253H38V252H37ZM64 253L67 254V251L64 252ZM82 253H85V252H82ZM87 253H88V252H87ZM195 253H196V252H195ZM199 253L201 254L202 252L200 251V252H198L197 254L199 255ZM205 253H204V254H205ZM212 253H213V252H212ZM235 253H236V252H235ZM5 254H6V253H5ZM22 254H23V252H22ZM22 254H21V255H22ZM26 254H25V255H26ZM66 254H64V255L66 256ZM92 254H93V251H92ZM92 254H91V255H92ZM114 254H115V253H114ZM126 254H127V253H126ZM204 254H202V255H200V256L203 257ZM217 254H220V253H217ZM230 254H229V256H231ZM29 255H30V254H29ZM29 255H28V256H29ZM36 255H37V254H36ZM36 255L34 254L35 257H36ZM40 255H41V254H40ZM61 255H63V254H61ZM68 255H70V254H68ZM80 255H81V253H80ZM82 255H84V254H82ZM85 255H88V254H85ZM89 255H90V254H89ZM91 255H90V256H91ZM95 255H97V252H96V254H94V257H95ZM173 255H174V253H173ZM173 255H172V256H173ZM175 255H176V253H175ZM177 255H178V254H177ZM190 255H191V254H190ZM190 255H189V256H190ZM198 255H194V256L197 257ZM206 255H207V253H206ZM242 255H243V254H242ZM256 255H257V252H256ZM259 255H261L260 257L263 256L261 253H259ZM259 255H258V257H259ZM18 256H20V255L17 254V257H18ZM22 256H23V255H22ZM32 256H33V255H32ZM32 256H31V257H32ZM57 256H58V257H57ZM92 256H93V255H92ZM117 256H118V255H117ZM200 256H199V257H200ZM210 256H211V254H210ZM215 256H216V255H215ZM236 256H237V255H236ZM247 256H249V255H247ZM250 256H251V254H250ZM6 257H7V256H6ZM17 257H16V259H17ZM66 257H67V256H66ZM72 257H73V254H72ZM80 257H82V256L76 255V258H80ZM88 257H89V256H88ZM175 257H176V256H175ZM199 257H197V259H199ZM202 257H200V259L203 260L204 257H203V258H202ZM206 257H207V256H206ZM232 257H233V258H236V257H234V256H232ZM254 257H256L255 254H254ZM254 257H253V259H254ZM260 257H259V258H260ZM1 258H2V257H1ZM1 258H0V259H1ZM9 258H10V257H9ZM12 258H13V256H12ZM20 258H21L20 260H18V259H17V260H18L19 263L21 264V263H22L21 260L24 259V258H22L21 256H20ZM41 258H40V259H41ZM68 258H69V256H68ZM92 258H93V257H92ZM97 258H98V257H96V262H98V261H97ZM119 258H120V257H119ZM173 258H174V257H173ZM186 258H189V257L187 256ZM190 258H191V257H190ZM190 258H189V259H190ZM192 258H193V257H192ZM217 258H218V257H217ZM219 258H220V257H219ZM229 258H230V257H229ZM239 258H240V257H239ZM239 258H238V259H239ZM259 258H255V259L257 260V259H259ZM263 258H264V256H263ZM5 259H6V258H5ZM13 259H14V258H13ZM16 259H14V260H16ZM32 259H34V258L32 257ZM69 259H70V258H69ZM83 259H84V258H83ZM86 259H88V258L86 257ZM86 259H85V261H87ZM121 259H122V257L120 258V260H121ZM174 259H175V258H174ZM174 259H173V261L171 262L172 264H173V262H175ZM176 259H177V258H176ZM176 259H175V260H176ZM207 259H211V257H210V258L208 257ZM207 259H206V260H207ZM226 259H228V257H226ZM242 259H243V258H242ZM242 259H241V261H244V259H243V260H242ZM14 260H13V261H14ZM25 260H26V259H25ZM79 260H80V259H79ZM79 260H78V261H79ZM81 260H82V258H81ZM81 260H80V261H81ZM93 260H95V259H93ZM99 260H100V259H99ZM122 260H124V259H122ZM190 260H191V259H190ZM192 260H193L192 262H196V261H194V259H192ZM212 260H215V261H216V259H215L214 257L212 258ZM217 260H218V259H217ZM230 260H232V259H229V260H228V263H229ZM234 260H235V259H234ZM234 260H233V263L235 262ZM261 260H262V259H261ZM13 261H12V262H13ZM28 261L30 262V259H29ZM42 261H43V260H42ZM67 261H68V260H67ZM74 261H75V260H74ZM76 261H77V260H76ZM76 261H75V263H76ZM91 261H92V260H91ZM180 261H181V260H180ZM182 261H184V260H182ZM182 261L180 262V264L182 263ZM186 261H187V260H186ZM207 261H208V260H207ZM207 261H204V260H203L202 263H201V262H199V263H200V264H203V262L208 263ZM210 261H211V260H210ZM218 261H219V260H218ZM241 261H240V262H241ZM257 261H258V260H257ZM4 262H5V260H4ZM16 262H17V261H16ZM23 262H25V264H26L27 260H26V261H23ZM33 262H34V261H33ZM37 262H38V260H37ZM43 262H46V261H43ZM48 262H47V263H48ZM81 262H82V261H81ZM222 262H223V261H222ZM226 262H227V261H226ZM231 262H232V261H231ZM236 262L238 263L237 260H236ZM254 262H255V261H253V264H256V263H258V262H260V261L255 262V263H254ZM0 263H1V262H0ZM2 263H3V262H2ZM2 263H1V264H2ZM14 263H15V262H14ZM38 263H39V262H38ZM78 263H80V262H78ZM83 263L85 264L86 262H83ZM124 263H125V261H124ZM185 263H186V262H185ZM185 263H184V264H185ZM206 263H205V264H206ZM210 263H212V262H210ZM210 263H209V264H210ZM213 263H214V262H213ZM215 263H216V262H215ZM220 263H221V262H219V264H220ZM228 263H226V264H228ZM237 263H236V264H237ZM244 263H245V262H244ZM260 263H261V262H260ZM3 264H4V263H3ZM8 264H11V263H8ZM23 264H24V263H23ZM29 264H30V263H29ZM35 264H36V261H35ZM55 264H56V263H55ZM76 264H77V263H76ZM93 264H94V263H93ZM106 264H107V262H106ZM115 264H116V263H115ZM121 264H123V263H121ZM174 264H177V262L174 263ZM178 264H179V262H178ZM193 264H194V263H193ZM217 264H218V263H217ZM221 264H222V263H221ZM224 264H225V262H224ZM234 264H235V263H234ZM241 264H243V263H241ZM258 264H259V263H258Z\"/></svg>",
  "mask_w": 264,
  "mask_h": 264
}]
</instances>
